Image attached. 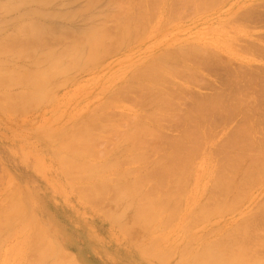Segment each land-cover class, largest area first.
Returning a JSON list of instances; mask_svg holds the SVG:
<instances>
[{"label":"rangeland","instance_id":"374dc122","mask_svg":"<svg viewBox=\"0 0 264 264\" xmlns=\"http://www.w3.org/2000/svg\"><path fill=\"white\" fill-rule=\"evenodd\" d=\"M125 1V2H124ZM136 1H137V3H138V1H139V3H138V7L140 6H146L145 8H143V10H146L145 12H146V15H147V12L150 14V16H152V17H150L149 16V14H148V16L149 17H147L148 19L145 21V23L142 21L143 19H144V17H145V14H142V13H144L143 11H142V7H141V11H140V7L139 8H135V7H133L135 4H136V6H137V3H136ZM140 1H142V2H140ZM152 0H0V52L2 53V54H0V55H4V56H0V58L1 59H7V57H8V63H10L9 61H11V63H12V66H14L13 64H15V66L17 67H12L11 65H10V67H9V65H8V67L7 68H11V69H18V68H22L23 66H24V63H26V64H28V63H30L31 61L33 62V60H34V62H38L37 60L35 61V59L38 57V59H39V61L41 60V58L43 59V58H45L46 56H47V54H55V51H58L55 55H57V54H60V55H63V59L65 60V62H67V64H69V65H67V67L65 68H63V69H57L58 71H59V73L60 74H64L65 72V74L64 75H60L59 73H57V74H59L58 75V77L60 76L61 77V79H63V80H60V77L59 78H57V74L54 76L55 78H56V83L54 84L53 82H55V80H53V82H52V80L50 81V82H52V84L53 85H51V86H49V84H51V83H49L48 84V91H49V94H50V89H51V91L54 89V91H52L51 92V94H50V97L53 99V98H55V97H61V98H55V99H53L51 102H53V104L55 105L56 104V102H57V104H56V106L59 104L60 105V107H58V108H56L55 109V107L53 106V104L51 105V108L53 107L54 108V111H51V110H49L50 112H45V109H49V107L48 106H46V107H42V109H44V114H41L42 113V111H41V107H40V109L38 108V109H32V111L31 112H29L28 111V109L24 112V118L21 116V115H19L18 117H17V115H15L14 113H12V112H10V111H6L5 113V115H3L4 114V110H2V111H0L1 113H0V201H2V203L0 204V209H2L3 211L5 210V208H3V207H7V203H8V201H5L6 199H5V197H6V195H9V192L10 191H12V189H17L18 187H20L19 189H18V191L21 193V190H22V194L25 196L24 197V199H25V204L28 206H31L32 208H33V210H34V213H35V219H37V222L39 223V225L40 226H42L41 224H43V226H44V228L43 229H45V230H47L50 234H48V236H51V238H54L55 240H56V243L57 244H61V249H62V251H64V252H67L66 254L68 255V256H72L76 261H78V263L79 264H149V263H155V264H174V260H175V264H179L181 261H182V257L181 256H183V255H185L184 254V251L186 250L187 251V249H188V247H185L186 246V243L187 242H189L188 240H189V238L193 235L192 233H191V236L189 235L188 236V239H187V236L185 237V235H188V233H189V231L192 229L193 231L192 232H194V235L192 236L193 237V239H195V237H199L200 239L203 237L202 235H201V233L203 234H205V236L207 235V232H208V229L211 231V233H210V231H209V235H211V236H209V235H207L206 237H204V239L206 238V240H207V238H209L208 240H210L212 237H214V238H220V237H222V235H224L225 233H228V229H230L229 231H231V229L234 227V226H236V227H234L235 229H237L236 231H235V229L233 228V233L232 232H230V233H228V235L227 236H223V238H225V242H222L223 240H221V238H220V241H221V243H222V245L224 244V243H226L227 241H228V237H231V236H229V234H233L234 235V237L233 238H230L231 239V241L230 242H234V239L236 240V238H239V239H241V240H243V243H241V240H240V242H239V244L238 245H240V243H241V246H242V244H246V245H244V246H247V245H249V243H251L253 240V243L254 242H256L257 241V238H255V239H253V240H251V242H247V239H248V241L251 239V238H253V236L252 237H250V239H249V236H247L248 238H246L245 236L246 235H252V231H250V229L249 230H245V228H244V230H242L243 229V227H241V224L239 223L238 224V222H240V221H242V220H245V223H246V219H244V216L247 214L248 216H247V218H249V216H250V218L252 217V216H254L255 218H256V215H259L260 214V216H259V219H260V217L261 218H263L262 217V213H264V208L262 209V207H264V204H263V202L261 201V200H263L262 198H264V185H261V184H263L264 183V181H261V180H264L263 178H264V165H263V167H260V168H262L263 170V172L260 170V169H258V172H259V170H260V172H259V178L257 177V182H259L260 184H258L257 182H256V180H254L253 178H251L253 175H254V172H255V170H254V172H252V174L250 173V168H252L254 165L253 164H255L254 162L256 161V159H257V161L259 160V158H260V160H262V162H264L263 161V159H264V146H263V144H264V115H263V108H261V109H257V110H254V115L253 114H249V116H251L250 118H252V119H254V123L253 124H255L256 123V125L254 126L255 128L253 129V130H255V131H253V133L252 132H250V133H248L249 131H247V128L249 129V127H247L248 125H246V124H244L243 122H244V118H245V116L248 114L247 113V111H248V109L250 110V107L251 106H253L254 105V99H253V96H254V98H255V100H256V98L258 99V100H260V101H258V100H256V102L255 103H259V102H262L261 104L262 105H264V101L263 100H261V99H264V86H263V84H264V56H262V55H260L258 52H256V51H252L251 49H249L250 48V45H248V43H246V41L248 40L249 41V37L251 36V39L250 40H252L253 39V41H260V42H262V43H264V16H262V18H256V19H253V17H254V15L256 16V15H261V13L262 12H264V0H203L202 2L200 1V0H185L184 1V3H182L183 2V0H182V2H176V3H178V6H177V4L175 3V5H173L174 4V2H173V0L171 1V5L169 6V4L167 3V2H169L170 0H166V2H165V0H163V2H162V0H157L158 2H156L155 0H153V2H151ZM154 1H155V4H154ZM161 3H160V2ZM178 1H181V0H178ZM191 1H193V2H191ZM226 1V2H225ZM99 2V3H98ZM135 3V4H131V6H130V3ZM165 2V3H164ZM196 4H195V3ZM204 2H207V3H204ZM122 3L124 4H128L127 6L126 5H122ZM157 3H158V6L157 7H155L156 8V10H153L154 9V6L155 5H157ZM160 3V4H159ZM162 3H164V5L162 4ZM191 3H194L197 7V10H196V8H195V6L193 5V6H191ZM256 3V4H255ZM259 3H261V4H259ZM263 3V4H262ZM120 4L122 5V6H120ZM146 4V5H145ZM154 4V5H153ZM162 4V5H161ZM182 4H183V6H184V8H183V6H182ZM202 4V5H201ZM205 4H208V5H205ZM223 6H222V5ZM153 5V6H152ZM120 6V7H123V9H122V12H121V8L118 7ZM149 6H151V8H153V9H151V8H147V7H149ZM159 6H163L162 8V12H164V14L161 12V7H159ZM165 6H167L166 7V9H165ZM171 6H173V7H171ZM203 6H206L205 8L203 7ZM210 6H212V7H210ZM217 6H218V8H219V10H218V8H217ZM124 7H126V11L128 10V14H126L127 16H125V14H124V12H123V10L125 9ZM129 7V8H128ZM131 7V8H130ZM133 7V8H132ZM181 7V8H180ZM186 7V8H185ZM191 7V8H190ZM193 7V8H192ZM201 7H203V8H201ZM209 7V8H208ZM256 7V8H255ZM118 8V9H117ZM147 8V9H146ZM158 8V9H157ZM187 8H190V9H187ZM201 8V9H200ZM206 8H207V10H206ZM246 8V9H245ZM255 8V9H254ZM3 9H5V10H3ZM115 9V10H114ZM120 9V10H119ZM131 9V10H130ZM134 9L135 10H137V12L138 11H140L139 12V14L140 15H144V17L142 18V20H140L141 18H140V15L138 14L137 15V12H135L134 11ZM179 9H182V12L183 13H186V15L187 16H185V15H183V16H185L182 20L180 19V17L182 16L181 14H183L182 12H177ZM185 9V10H184ZM193 9H195V10H193ZM216 9V10H215ZM257 9H259V11H256ZM119 10L120 11V13H119V11H118V14H117V11ZM133 10V11H132ZM160 10V11H159ZM163 10H167V13H166V11H163ZM188 10V11H187ZM215 12H214V11ZM158 11V12H157ZM168 11H170V12H168ZM173 11V12H172ZM199 13H198V12ZM206 11V12H205ZM211 11V12H210ZM232 11V12H231ZM242 11H244V12H246L247 11V13H244L243 12V15H242ZM257 12V14H256V12ZM260 11H261V13H260ZM115 12H116V15H115ZM133 12H135V13H133ZM159 12H160V15H156L157 13L159 14ZM176 12H177V15H175L176 14ZM196 12V13H195ZM234 12V13H233ZM251 12H254V15L252 14V16L253 17H250V19H251V21L250 20H245V18L247 17V15H249ZM101 13V14H100ZM121 13H123L124 14V16H122V17H124L123 19H124V21H123V19H121L120 17H121V15H123V14H121ZM130 13V14H129ZM174 14V16H172L171 14ZM180 13V14H179ZM202 13V14H201ZM204 13H205V15H204ZM239 13V15H242V16H238L237 14ZM249 13V14H248ZM97 14H100L101 15V17H98V15ZM102 14H104V16L106 17H103L104 19H103V22L101 21L102 20ZM106 14V15H105ZM110 14V15H109ZM115 16V17H113V15ZM134 14V15H133ZM165 15V16H163V15ZM179 14V15H178ZM188 14H191V15H189L188 16ZM229 14V15H228ZM231 14V15H230ZM262 14H264V13H262ZM99 15V16H100ZM155 15V16H154ZM167 15H168V17H170V19L169 18H167ZM198 15H201V17L200 16H198ZM109 16V17H108ZM111 16V17H110ZM157 16V18H154V17H156ZM162 16H163V18L165 19V22H167V20H168V22L166 23L167 24V26L166 25H163V24H161V23H165L164 22V19L162 18ZM175 16H178V18H176ZM180 16V17H179ZM182 16V17H183ZM231 16H233V17H231ZM238 16V18H236ZM246 16V17H245ZM97 17V18H96ZM118 17V18H117ZM129 17V18H128ZM134 17L138 20H136V19H134ZM140 19H139V18ZM236 19H235V18ZM241 17V18H240ZM120 18V19H119ZM161 18H162V20H161ZM187 18V19H186ZM232 18V19H231ZM233 18L235 19V21L233 20ZM240 18V19H239ZM247 18H249V17H247ZM246 18V19H247ZM100 19V20H99ZM106 19V20H105ZM109 19H110V21H109ZM112 19V20H111ZM121 20L122 22H120L119 20ZM129 19V20H128ZM136 21H134V20ZM146 19V18H145ZM153 19H154V21H153ZM253 19V20H252ZM261 19V20H260ZM114 20H117V21H114ZM132 21V24H133V26L131 27L130 26V23H131V21ZM174 20H175V22H174ZM181 20V21H180ZM239 20L242 22H239ZM133 21H134V23H133ZM230 22V23H228V22ZM99 22H102L101 24L99 23ZM104 22H106V24L104 23ZM112 22V23H111ZM118 22H120L119 24H118ZM124 22H125V25H124ZM128 22H130V23H128ZM141 25V27H140V25H138V23ZM141 22L143 23V24H141ZM147 22V23H146ZM159 22H160V24H159ZM235 22H237L236 23V25H237V28L239 27V28H241V31H242V29L244 30L245 28L247 29H245V31L246 32H248L247 34L249 35V37H248V35H245L246 34V32L245 31H243V33L240 31L239 32V30L240 29H236V31H235V28H236V26L234 25V23ZM252 22H254V23H251ZM126 23H127V25H126ZM137 23V24H136ZM246 23V27H242V26H244V24ZM250 23V24H249ZM257 23V24H256ZM262 23V24H261ZM95 25V28H94V26L92 27V25ZM97 24L99 25L98 26V28L96 27L97 26ZM102 24H104V26H102ZM115 24H116V26H115ZM131 24V25H132ZM134 24H136V26L134 25ZM144 24H147V26L146 25H144ZM148 24H149V26H148ZM242 25L241 27L240 26H238V25ZM254 24V26L255 27H253L252 25ZM107 25V26H106ZM138 25V26H137ZM160 25H163V27L161 28V26ZM226 25V26H225ZM232 25V27L230 28V26ZM257 25V26H256ZM102 26V27H101ZM121 26V27H120ZM127 26V30L124 28V27H126ZM128 26H129V28L131 29H129L128 28ZM135 26V27H134ZM145 26V27H144ZM151 26H152V28H151ZM160 26V27H159ZM164 26H166V27H168L167 29H164L165 27ZM250 26V27H249ZM251 26L253 27V28H251ZM20 27H22L21 28V30H20ZM89 27H92L91 29H89ZM99 27H101V28H99ZM103 27H106V28H103ZM109 27V28H108ZM117 27V28H116ZM137 27V28H136ZM149 27V28H148ZM233 27H235V28H233ZM259 27H260V29H259ZM25 28V29H24ZM28 28V29H27ZM33 28V29H32ZM116 28V29H115ZM122 28H124V29H122ZM138 28L140 29L139 31H141L139 34H138ZM142 28H147L146 30L145 29H142ZM18 29V30H17ZM32 29V31H33V33H32V31H30ZM93 29V30H92ZM99 29H101V30H99ZM103 29V30H102ZM111 29L113 30V29H115V30H113V31H111ZM117 29H121L120 31L119 30H117ZM134 29V30H133ZM137 29V30H136ZM150 29V30H149ZM234 29V30H233ZM22 30H27V32H25V31H22ZM39 31V33L37 32V31ZM86 30H88V31H86ZM108 30H109V32H108ZM124 30H126L125 32H127V33H123V31ZM144 30V31H143ZM147 30H149V31H147ZM231 30V31H230ZM253 30H254V32H253ZM37 32V34L39 35V36H35L36 35V32ZM86 31V32H85ZM90 31H91V33L93 34V33H95V32H99L100 33V36H102V38H100V42H99V45L100 46H98L96 49H93V50H91L92 48H93V46H91V44L90 43H88L89 42V39L88 38H90V36L92 35L91 33H90ZM122 31V32H121ZM129 31H131V33L129 32ZM133 31V32H132ZM28 32L29 33H32L31 35H34V37L32 38V36L30 37V34H28ZM35 32V33H34ZM112 32V33H111ZM114 32V33H113ZM134 32H136V33H134ZM144 32V33H143ZM236 32H238V33H236ZM251 32V33H250ZM18 33V34H17ZM20 33H22L21 35H20ZM107 33L109 34V35H107ZM128 33H130V34H128ZM146 33H147V35H146ZM245 33V34H244ZM16 34V38L14 37V35ZM28 34V35H27ZM88 34V35H87ZM124 34V35H123ZM125 34H127L126 36H125ZM250 34H253V35H250ZM263 34V35H262ZM23 35H26L27 37L26 38H24L23 37ZM40 35H41V37H40ZM77 35V36H76ZM117 35H118V38H116L117 37ZM121 35H123V36H120ZM130 35V36H129ZM133 35H134V38H131V41H130V37L132 36L133 37ZM136 35V36H135ZM141 35V36H140ZM144 35H146V36H144ZM85 36V37H84ZM112 36V37H111ZM125 36V37H124ZM142 37V38H140V37ZM247 36V39L245 38ZM12 37H14V38H12ZM28 37H30V38H28ZM38 37V39H36V41H33L35 38H37ZM75 37V38H74ZM77 37V38H76ZM113 37H115L116 38V40H117V42L115 41V38H113ZM119 37H120V39H119ZM125 39H124V38ZM129 37V38H128ZM140 38L139 40L137 39V41H136V38ZM145 37V38H144ZM255 37H257V38H254ZM71 38V39H70ZM107 38V39H106ZM121 38H123V39H121ZM127 38V39H126ZM15 39H17V40H19V41H17V40H15ZM28 39H29V41H28ZM68 39V40H67ZM74 41H73V40ZM77 39V40H76ZM78 39H81V40H79L78 41ZM84 39V40H83ZM114 39V40H113ZM118 39H119V41H118ZM260 39V40H259ZM39 40V41H38ZM104 40V41H103ZM111 40V41H110ZM123 40H125V41H123ZM126 40H127V42H126ZM136 42H135V41ZM141 40V41H140ZM246 40V41H245ZM2 41H3V43H5V44H2ZM28 41V42H27ZM31 41H32V43H31ZM69 43H68V42ZM81 41V42H80ZM88 41V42H87ZM106 41H108L109 43H106ZM114 41H115V43H114ZM122 41V42H121ZM128 41H130L129 42V44H128ZM138 41H139V43H138ZM153 41H154V43H153ZM247 41V42H248ZM253 41H251L249 44H251ZM25 42V44H23V43ZM30 42V43H29ZM70 42H74V43H76V44H79V42H80V44L78 45V46H76L74 43H72V46H71V44H70ZM83 42V43H82ZM124 42H126L125 44H123ZM132 42V43H131ZM152 42V43H151ZM8 43V44H7ZM33 43H34V45H33ZM67 43V44H66ZM117 43H120V44H117ZM136 43V44H135ZM152 45V47H150V46H147L146 44H148V45H150V44ZM155 43H156V46L154 47L153 45H155ZM203 43V44H202ZM246 43V44H245ZM10 44V45H9ZM13 46H12V45ZM27 44H29V45H27ZM33 46H32V45ZM66 44V47L64 46ZM73 44H74V46L75 47H73ZM107 44V45H106ZM117 45L118 47H116L115 48V45ZM130 44H133V46H131V47H127V46H130ZM187 44H191L192 45V47H191V45L189 46V45H187ZM193 44H194V46H193ZM200 44H201V48L199 49V48H197V47H195L196 45H199L200 46ZM24 45V46H23ZM25 45H26V47H25ZM109 45H111V46H109ZM122 45V46H121ZM138 45V46H137ZM146 45V46H145ZM187 45V46H186ZM207 45V46H206ZM246 45H248L249 47H248V49H247V46ZM8 46V47H7ZM12 48H14V49H12ZM23 46V47H22ZM31 46V47H30ZM48 46V47H47ZM60 46H64L63 48L64 49H68V51H70V52H68V51H66V52H68V53H70V54H66L65 52L63 53V51L62 50H64L63 48H62V50H60ZM86 48H84V47ZM89 46H91V48L89 47ZM114 46V47H113ZM120 46V47H119ZM188 46H189V48L191 47L192 49H189V50H185L184 49V47L187 49L188 48ZM203 46V47H202ZM206 46V47H205ZM243 46H245L246 48H244ZM2 47V48H1ZM28 47V48H27ZM45 48V51L47 50V49H49V48H51V51H43V49ZM46 47H47V49H46ZM72 47V48H71ZM78 47H80V48H78ZM81 47L83 48V49H85L84 51H83V49H81ZM121 47H123V48H121ZM149 47V48H148ZM154 47V48H153ZM204 47H205V52L207 53V56L208 57H210L211 58V62H213V60H217V61H220L221 59H223V60H221V61H223L224 63V65L223 66H220V68H211L212 69V71H211V69L210 68H208L207 70H206V68H202L200 71H204L203 72V74L204 75H206V74H208V75H206V76H208L209 77V79H210V77L211 78H214V77H219L220 75H221V77H219L220 79H222V76H223V79H222V82L220 81V79L219 78H217L216 77V79L214 78L213 80L212 79H210L211 81H215L216 82V85H210V84H208V83H205V82H207V79L205 80V81H200V82H196V81H193L192 82V80L190 81V79L189 78H183L185 81H183V83L180 81V80H183V79H180L179 77H174V79H173V81H174V85H177V86H179V85H183V88L184 89H187V87L188 86H190V87H188V89L190 90L191 89V91H189V90H183V89H181V91H180V89H178V90H176V87L173 85V81H170V79L168 80V81H166V79L165 78H167L168 77V75L167 74H165L166 72H169V70H171V66L172 65H174L175 63L174 62H179V58L175 55V54H179V52H181V50L185 53V54H188L189 55V57H187V59L185 58V57H183L184 59L181 61L180 60V62H184V64H185V61H186V64L185 65H183V63H182V65L183 66H185V67H183L182 65H181V69H188V68H190L191 67V69L192 68H196L197 66L196 65H198V63H196L195 61H197V58L198 57H196V56H201V54L203 55L204 53H201L203 50H204ZM243 47V48H242ZM10 48V49H9ZM22 50H21V49ZM34 48V49H33ZM40 48V49H39ZM52 48H54L53 49V52H52ZM90 50H89V49ZM127 50H126V49ZM180 48V49H179ZM206 48L208 49V50H206ZM28 49H29V51H28ZM36 49V50H35ZM37 49H39V50H37ZM70 49V50H69ZM80 49H81V51H80ZM99 49V50H98ZM112 49V50H111ZM121 49V50H120ZM125 49V50H124ZM195 49V50H194ZM196 49H197V51H196ZM199 49V50H198ZM246 49V50H245ZM16 50V51H15ZM24 50H26V51H24ZM32 50H34V52H36V53H38L39 52V54H41L40 55V57L37 55L36 56V53L34 54V56H33V51ZM50 50V49H49ZM55 50V51H54ZM73 50V51H72ZM97 52H96V51ZM101 50V51H100ZM180 50V51H179ZM242 52V50H243V52L241 53L240 51ZM249 50H251V51H249ZM5 51V54L3 53ZM17 51H18V53H19V51H20V53H23L22 51H24V55L25 56H28V54L30 53V51L32 52V54H30L28 57H26L25 58V56L24 55H22V56H18L17 54ZM65 51V50H64ZM77 51H80V52H78L77 53ZM87 51V52H86ZM90 51H92V52H90ZM98 51H99V53L100 54H98ZM129 51V52H128ZM166 51V52H165ZM174 51H175V53H174ZM178 53H177V52ZM186 51H187V53H186ZM189 51V52H188ZM191 51V52H190ZM210 51V53H211V55L212 56H215V58L214 57H212L211 55L209 56V54L210 53H208ZM246 51H248V52H250L251 53V55H250V53L248 54V52H246ZM15 52H16V54H15ZM28 52V53H27ZM40 52H42L43 54L45 53V56L42 54V53H40ZM62 52V53H61ZM72 52L74 53V55L72 54ZM89 52H90V54H89ZM96 52V56H94V55H92V54H94ZM103 52H105L106 53V55H105V53H103ZM164 52V53H163ZM169 52V53H168ZM194 52V53H193ZM7 53H9V54H7ZM11 53H13L12 55H10ZM47 53V54H46ZM77 53V54H76ZM81 53V54H80ZM87 53V54H86ZM113 53V54H112ZM115 53V54H114ZM123 53H126V56H124L125 54H123ZM130 53V56L128 55V54ZM191 53H193V55L195 54V56H193ZM213 53V54H212ZM241 55H240V54ZM254 53H256V54H254ZM72 54V55H71ZM77 56H76V55ZM83 54H85L86 56H87V58L89 59V61L86 59V57L84 58V56L85 55H83ZM98 54V55H97ZM112 54V55H111ZM158 56V57H155L156 55ZM171 54H173V55H171ZM198 54V55H197ZM218 54H220L219 56H218ZM255 56H254V55ZM12 57H10V56ZM14 55H17L18 56V58L20 57V60L19 59H16L17 58V56H14ZM104 55V57H102ZM120 55V56H119ZM131 55H132V57H131ZM153 55V56H152ZM155 55V56H154ZM160 55V56H159ZM165 55H169V56H165ZM174 55H175V57H174ZM192 55V56H191ZM235 55V56H234ZM6 56V57H5ZM30 56H32V57H30ZM35 56H36V58H35ZM44 56V57H43ZM79 56V57H78ZM83 58H82V57ZM92 56V58H90ZM99 56V57H98ZM118 56V57H117ZM127 56H129V57H131V59L129 58H127ZM220 56H222V58L220 57ZM236 56H237V58H236ZM257 56V57H256ZM15 57V58H14ZM24 57V58H23ZM76 57V58H75ZM100 57H101V59H100ZM119 57H120V59H119ZM125 57H126V60H125ZM136 57V58H135ZM149 57V58H148ZM155 58V59H153L152 60V58ZM162 57H164V58H166V60H163V59H161ZM176 59H174V58ZM201 57H203V56H201ZM241 57V58H240ZM11 58V59H10ZM16 60H14V59ZM22 58V59H21ZM29 58H31V60L28 59ZM104 58V59H103ZM170 58V59H169ZM182 58V57H181ZM180 58V59H181ZM193 59V58H195V59H193L194 61H193V63L194 64H196V65H194L193 63H192V60L191 61H189L188 59ZM216 58H220V60L219 59H216ZM259 58H261V59H259ZM23 59L25 60V61H23ZM66 59H68V61L66 60ZM86 59V60H85ZM93 59V60H92ZM111 59V60H110ZM121 59H124L122 62H120V60ZM133 59H135L134 61H136V60H140V62H136V63H134V61H132V62H130L129 60H133ZM151 59V60H150ZM173 59V60H172ZM14 60V61H13ZM20 61V64H21V61L23 62L20 66H17L16 65V63H18L19 64V61ZM28 60V61H27ZM95 60V61H94ZM100 60V63H98V61ZM102 60V61H101ZM105 60V61H104ZM112 62V63H110V61ZM115 60H117V61H115ZM168 60V61H167ZM172 60V61H171ZM175 60V61H174ZM185 60V61H184ZM18 61V62H17ZM27 61V62H26ZM30 61V62H29ZM74 62L73 64L76 66V68H74L75 66H71V64H72V62ZM85 62V63H83V62ZM94 61V62H93ZM97 61V62H96ZM124 61H126V62H128V64L130 65V63H134V65L137 67V68H139L138 70H137V73H136V71H135V69H136V67L134 66H132L133 64H131L130 66H132L133 68H134V70H133V68L131 67V69L133 70L132 72H131V69L130 68H128V69H130V72H131V74L133 75V77H134V74H136L135 76H136V80L132 77V75L128 72L129 70L127 69V67L126 66H128V65H125V64H127V63H125ZM154 61V62H153ZM160 61H162L161 63H162V65H161V63H160ZM165 61H167V62H165ZM170 61V62H169ZM174 61V62H173ZM233 61H235V62H233ZM41 62V61H40ZM68 62H70V63H68ZM90 62H92V64L90 63ZM101 62H102V64H103V66H102V68L100 67L102 64H101ZM104 62H108V63H106V65L104 64ZM116 62V63H115ZM118 62H120V63H118ZM130 62V63H129ZM142 62V63H141ZM148 62H151V63H156L155 65L158 67L157 69H155V65L153 64H151V63H148ZM163 62H165V63H163ZM197 62H199V60L197 61ZM80 63V64H79ZM82 63V64H81ZM94 63V64H93ZM114 63V64H113ZM125 63V64H124ZM157 63H159V64H157ZM169 63V64H168ZM190 63H192V64H190ZM222 63V62H221ZM229 63H230V65H229ZM25 64V65H26ZM72 64V65H73ZM77 64V65H76ZM88 64H91L90 66H91V68L88 66ZM96 64H97V66L100 64V66L97 68V66H96ZM138 64H141V66L140 67H143L142 69L143 70H145L146 68L144 67V65L146 66V64H147V66H149L150 68H148L147 66V69L149 70V72H148V70H145L146 71V73L144 74V72L145 71H143L142 73V75H141V79H142V81L143 82H145L146 80V84H148V82H149V80H150V83L151 84H153V85H155V86H157L158 88H161L162 86L161 85H163L164 86V84H165V86H167V87H169V88H164V87H162V89H163V93L162 92H159V94L161 95H164V96H160L161 97V99H162V97H163V99L167 102H164L163 100H161L160 98H159V95H158V91H159V89L157 88V87H155V88H157V90H155L154 88H153V86L150 84V85H148V86H151V88H152V90H150L151 88H149V87H146L147 85L145 84L144 85V83L141 81V79L139 78V76L140 75H138V73H139V70H140V67H138ZM149 64V65H148ZM165 64V65H164ZM188 64H190V65H188ZM234 66H233V65ZM236 64V65H235ZM240 64V65H239ZM30 64H28V67H31V66H29ZM46 64H42V66H45ZM80 65V66H79ZM110 65V66H109ZM113 65V66H112ZM153 67H152V66ZM167 65H170V66H167ZM245 65V66H244ZM27 66V65H26ZM69 66H71V68H73L74 69V72H73V69H71V70H69L70 69V67ZM78 66L79 67H81V68H84V69H81L82 71L80 72V68L78 69ZM84 66V67H83ZM85 66H86V68H85ZM106 66V67H105ZM107 66H108V68H107ZM130 66H128V67H130ZM166 67V69H165V67ZM188 66H190V67H188ZM227 66H229L228 67V69H225V70H223L224 68H226ZM232 66V67H231ZM88 67V68H87ZM111 67V68H110ZM117 67V68H116ZM125 67V68H124ZM162 67V68H161ZM164 67V68H163ZM170 67V68H169ZM187 67V68H186ZM221 67L223 68V69H221ZM243 67V68H242ZM69 68V69H68ZM107 68V69H106ZM110 68V69H109ZM161 68V69H160ZM173 68V67H172ZM231 68H232V70H234L235 72H241V71H244V69H245V72L247 73V75H246V78L247 79H250V81H252L251 82V84L253 83V85H251V89H252V91H253V93H252V91H251V89L247 92V93H249L247 96L248 97H250L251 96V98L250 99H252V100H250V103L247 105L248 107H246V106H244L242 109H244V110H242L241 109V112H243L242 114H241V112L239 111H237L235 114H234V116H231V117H234V118H229L228 117V114L227 113H223L222 114V112H217V113H212V114H210V116L209 115H206V116H204L203 114H201V113H198L199 111L194 107L197 103H199L200 101H201V99L203 98L204 99V96L207 98V97H209V96H213L214 94H212L214 91H217V90H219L221 87H222V84H224V82H225V79H227L228 78V75H226V73L227 74H229V73H232L233 71L231 70ZM243 70H242V69ZM66 69V70H65ZM69 70V73H68V70ZM76 69H77V71H76ZM87 69H88V71H87ZM91 71H90V70ZM92 69H96V70H94V71H92ZM98 69H100L99 71H98ZM105 69H106V71H105ZM113 70V72H112V70ZM118 71H117V70ZM126 69V70H125ZM162 69H164L165 71H163ZM169 69V70H168ZM200 69V68H199ZM205 69V70H204ZM223 72H221L220 70ZM246 69H248V70H246ZM57 70H56V72H57ZM83 70H84V72H83ZM86 70V71H85ZM110 70H111V72H110ZM155 72H154V71ZM168 70V71H167ZM216 70V71H215ZM229 70V73L227 72ZM71 71V72H70ZM77 73H76V72ZM105 71V72H104ZM110 73H109V72ZM115 71H117V72H115ZM122 71V73L120 74V72ZM142 70H140V72H141ZM151 71V72H150ZM157 71H158V74H157ZM209 73H208V72ZM219 71V76L218 75H216V73ZM225 71V72H224ZM231 71V72H230ZM255 71V72H254ZM257 71V72H256ZM101 72H103V73H101ZM118 72H119V74H118ZM135 72V73H134ZM147 72H148V75H147ZM165 72V73H164ZM205 72H206V74H205ZM216 72V73H215ZM250 72V73H249ZM68 73V74H67ZM72 73H74V74H71ZM97 73V74H96ZM106 73V74H105ZM109 73V74H108ZM113 74V75H111L110 76V74ZM151 74V76H150V74ZM163 74V76H161V74ZM212 73V74H211ZM257 73H258V75H257ZM260 73H262V74H260ZM70 74V75H69ZM95 74V75H94ZM108 74V75H107ZM114 74L116 75V78H114L113 76H114ZM139 74H141V73H139ZM153 74V75H152ZM154 74H156L157 76L158 75H160V78H159V76L157 77V76H154ZM212 75V76H210V75ZM222 74H224V75H222ZM65 75H67L68 76V78H69V76H73L72 77V79L70 78V79H68L67 78V80L64 82V80H65V78L67 77V76H65ZM97 75H99L98 76V78H96L97 77ZM107 75V76H106ZM129 75L131 76V77H129ZM165 75V76H164ZM167 75V76H166ZM214 75V76H213ZM216 75V76H215ZM263 77H262V76ZM65 76V78H63ZM101 76V77H100ZM126 76H128V77H126ZM142 76H144V77H142ZM145 76H147V78L149 79H147ZM170 76V75H169ZM225 76H226V78H225ZM260 76L262 77V78H260ZM106 77V78H105ZM107 77H108V79H107ZM110 77L112 78H114V80L113 79H110ZM125 77V78H124ZM152 79H154L152 82H151V78ZM161 77H164V80H161L160 81V79H163V78H161ZM105 78V82H103L102 80ZM128 78H130L129 80L130 81H128L127 79ZM159 78V79H158ZM132 79H134V80H132ZM144 79V80H143ZM168 79V78H167ZM171 79V80H172ZM176 79H179V82L181 83H179V82H177L178 80H176ZM219 79V80H218ZM262 79V80H261ZM107 80V81H106ZM115 80H116V82H115ZM156 80V81H155ZM188 80V81H187ZM204 80V79H203ZM218 80V81H217ZM101 81H102V86H100V84H101ZM110 81V82H109ZM111 81L113 82V84H112V87L110 86H108L109 87V89H112L113 87V89L112 90H110L109 91V89H108V87H106L107 85H110L111 84ZM122 81V82H121ZM123 81H125V82H123ZM134 81V82H133ZM155 81V82H154ZM68 82V83H67ZM69 82H71V83H69ZM115 82V83H114ZM128 82H132L131 84H133L134 83V85H130V83H128ZM138 82L140 83V85L138 86ZM159 82V86H158V84H155V83H158ZM163 82H165V83H163ZM167 82H169V85L172 83V85H170V86H173V87H170L169 85H168V83ZM175 82H177V83H179V84H176ZM188 82H189V84L190 85H188L187 86V84H188ZM192 82V83H191ZM219 82H221V83H219ZM255 82H257L256 84H255ZM107 83V85L104 87L103 85H105ZM109 83V84H108ZM120 83V84H119ZM125 84V86L123 87V89H122V86ZM137 83V84H136ZM163 83V84H162ZM167 83V84H166ZM186 83V84H185ZM199 83V84H198ZM218 83V84H217ZM115 84V85H114ZM118 84V85H117ZM135 84H136V86H135ZM191 84H193V85H191ZM195 84V85H194ZM206 84V85H205ZM258 84H260V86L258 85ZM98 85V86H97ZM117 85V86H116ZM121 85V86H120ZM142 85H143V87L145 86V88H147L148 90H150V92L152 93H150V95L148 96V92H146L145 93V91L147 90V89H143L144 90V93L145 94H143V92H141L142 91ZM186 85V86H185ZM256 85V86H255ZM262 85V86H261ZM134 86V88L136 87H138L137 88V92L139 91L140 93V97L137 95V93H136V88L134 89L133 88V90H132V87ZM140 86H141V88H140ZM193 86V88L194 89H192L191 87ZM196 88H195V87ZM200 86V87H199ZM205 86V87H204ZM206 86H209V88L208 87H206ZM215 86V87H214ZM49 87H51V88H49ZM89 89H88V88ZM120 87V89H122V90H120L121 92H117L116 90H118L117 88H119ZM180 87V86H179ZM210 87H212V88H210ZM253 87L255 88V90L253 89ZM88 90H91V91H88ZM91 88H93V89H91ZM97 88H99V89H97ZM171 88V89H170ZM174 90H173V89ZM197 88H198V90H197ZM200 88V89H199ZM14 89V92H12V90ZM18 90V92H19V89L18 88H16V87H12V89H8V91H9V93H11V94H16V92H17V90ZM81 89L83 90V89H86L87 91H82L83 93H84V95L82 96V92L80 93V91H81ZM97 89V90H96ZM106 89V90H105ZM128 89V90H127ZM165 89V90H164ZM167 89H169L170 91H167ZM215 89H217V90H215ZM16 90V91H15ZM94 90H96L95 91V93H97V95L93 92ZM99 90H101L100 92H98ZM113 90L114 91H116L115 93L113 92ZM171 90H172V92H171ZM0 91H2V89H0ZM103 91H104V93H103ZM107 91H108V93H107ZM153 91H155L154 92V94H153ZM160 91H162L161 89H160ZM164 91H166L167 93H169V94H172V97L173 98H178L177 99V101H176V99H173L172 97L170 98L171 100H175V103H173V101H171V103L172 104H168V98L169 97H165V95H167ZM173 91H175V92H173ZM176 91H177V93H176ZM182 91H186L185 93H186V95H185V93L184 92H182ZM85 92H88L90 95H91V97H90V95L88 96V93H86L87 94V96H86V94H85ZM127 92V93H126ZM251 92V93H250ZM78 93H80L81 95H79ZM94 93V94H93ZM99 93L101 94V96L99 95ZM142 93V94H141ZM156 93H157V95H156ZM165 93V94H164ZM181 93H183V96H182V94ZM55 94V95H54ZM72 94L76 97V101L78 102H73L72 103V101L74 100L75 101V97L74 96H72ZM109 94V95H108ZM113 94H115V95H113ZM127 94V95H126ZM191 94V95H190ZM194 96H193V95ZM58 95V96H57ZM78 95H79V97H78ZM96 95V96H95ZM99 95V96H98ZM106 95H108L107 96V99H104L105 97H106ZM125 95V96H124ZM146 95V96H145ZM180 95V96H179ZM188 95V96H187ZM195 95H196V97H199V98H196L195 97ZM262 95V96H261ZM64 96V97H63ZM73 98H72V97ZM112 96V98H113V96L115 97L114 98V100L113 99H111V98H109L110 99V101H109V99H108V97H111ZM124 96V97H123ZM126 96H128L129 98L127 99V98H125ZM140 98H138V97ZM143 96H145V97H143ZM152 96V97H151ZM153 96L155 97V99H152L153 98ZM157 96V97H156ZM184 98V96L186 97L185 98V101H187V102H182V104H184V106H182V104L180 103L181 101H183V98ZM191 97V100H192V98H194L192 101H191V104L193 105V106H191L190 105V101L188 100V99H190V97ZM193 96V97H192ZM256 96H258V97H256ZM86 98L85 100L83 99V98ZM101 97V98H100ZM147 97V99H148V102H147V99H145ZM150 97V98H149ZM180 97V98H179ZM200 97H201V99H200ZM0 98H2V92H1V96H0ZM64 98V99H63ZM71 100H70V99ZM77 98H78V100H77ZM80 98V99H79ZM90 98V99H89ZM117 98H120V99H117ZM139 100H138V99ZM142 98V99H141ZM167 98V99H166ZM188 98V99H187ZM259 98H261V99H259ZM67 99H68V101L69 102H67V103H69L68 104V106H66L65 104H64V102L65 101H67ZM82 99V101H80ZM115 99H117L116 100V102H115ZM157 99V100H156ZM195 99H198L197 101H199V102H197ZM200 99V100H199ZM202 99V100H203ZM1 100V99H0ZM65 100V101H64ZM88 100V101H87ZM102 100H104L105 102H103ZM112 100H113V103H115V105L117 104L118 105V103H119V105H121V103H120V101L121 102H123L125 105H127V106H123V104L121 105V106H119L118 108L117 107H115V105L112 103V104H110L111 102H112ZM123 100V101H122ZM125 100V101H124ZM130 100V101H129ZM139 102H138V101ZM143 100H145L144 102H143ZM152 100V101H151ZM159 100H161V103H160V101ZM178 100H179V102H178ZM60 101V102H59ZM62 101H64V102H62ZM87 101V103H85ZM99 101H101V102H99ZM119 101V102H118ZM154 101V102H153ZM1 102H2V100L0 101V106H2V104H1ZM51 102H50V104H51ZM82 102V103H81ZM102 102H103V104H102ZM153 102V103H152ZM159 102V103H158ZM177 102V103H176ZM72 103V104H71ZM83 103H85L84 105H83ZM98 103L100 104V105H102V106H104V105H106V107L104 106V108L102 107H100V105L98 106V107H96V108H98V109H96V111L94 110V106H97L98 105ZM106 103V104H105ZM109 103V104H108ZM129 103H130V105H129ZM148 103V104H147ZM149 103H152L151 104V106H150V104ZM156 103H158V104H156ZM253 103V105H251ZM50 104H49V106H50ZM65 105V110L63 109V112H61L62 111V105ZM75 106H74V105ZM97 104V105H96ZM107 104H108V106H110V108L107 106ZM145 104H147V105H145ZM161 106H160V105ZM178 104V105H177ZM260 104V103H259ZM64 105H63V108H64ZM69 105H72L73 106V108L71 109V106H69ZM80 105L83 107H80ZM111 105H113V106H111ZM145 107H144V106ZM153 105H156V109L153 107ZM181 105V106H180ZM135 106V107H134ZM146 106H150L148 109L146 108ZM162 106H164V108H162ZM167 107V109H166V107ZM169 106H170V108H169ZM194 107V110L195 111H197V112H194L193 111V109L191 108V107ZM70 109H69V108ZM74 107H77V108H79V110L76 108V114L74 115L73 113H74V111H75V109H74ZM129 107V108H128ZM144 107V108H143ZM153 107V108H152ZM174 107V108H173ZM177 107V108H176ZM179 107H180V110H179ZM190 107V108H189ZM263 107V106H262ZM52 108V109H53ZM90 108V109H89ZM91 108H93V110L91 109ZM109 108L110 110H107V109ZM113 108H115V109H113ZM146 108V109H145ZM151 108V109H150ZM182 108V109H181ZM247 108V109H246ZM252 108V107H251ZM68 109H69V111L70 112H67L68 111ZM81 109V110H80ZM105 109V112L104 113H106V114H104V113H102L101 111L102 110H104ZM112 109V110H111ZM129 109H131V110H129ZM153 109H155V111H153ZM157 109H158V111L160 112V116H159V112L157 111ZM165 109H166V111H165ZM174 109L175 110H177V113H179V114H176L175 112L176 111H174ZM189 109H191L190 111H189ZM254 109V108H253ZM46 110V111H47ZM74 110V111H73ZM88 110V111H87ZM98 110V111H97ZM106 110H107V112H106ZM145 110V111H144ZM150 111V110H152L153 111V117H151L150 115L152 114L151 112H150V114L148 115V113L146 112V111ZM185 110H187V111H185ZM36 111V112H35ZM56 111H58V112H56ZM59 111L62 113H59ZM73 111V113H71ZM140 113H139V112ZM158 113H157V112ZM178 111H180V112H178ZM182 111V112H181ZM7 112H9L8 114H7ZM54 112H56V114L57 113H59V114H55ZM96 113V116H95V113ZM99 114H98V113ZM134 112H137V113H139V115H138V119H139V121L141 122V120L142 119H145L146 121H144V123H143V120H142V123L143 124H147V122H148V125H144V127H143V124H140V123H138L139 125H136L137 123V121L136 120H138V119H136L137 118V116L136 117H134L136 114L134 113ZM155 112V113H154ZM164 114H163V113ZM175 114V115H177V117L173 114V113ZM194 112V113H193ZM245 112L247 113V114H245ZM256 112L258 113L257 115H256ZM10 113H12V114H10ZM30 113V114H29ZM37 113V114H36ZM40 114V116H38L39 114ZM48 113H50V117L51 118H53L54 120H56V121H58V118H56V117H58V116H63L64 117V119H66L67 120V118H68V121H66V120H64V122L66 121L67 122V124L72 128V125H74V130H73V128L71 129V128H68L69 126L66 124V123H62V121H63V118L61 117V118H59L60 120H59V122H53V119H52V121L51 122H53V123H51L50 122V117H48ZM51 113H53V115L51 116ZM66 113H68L67 114V116H64ZM188 113H189V115H191L192 117H190V116H188ZM197 113V114H196ZM2 114V115H1ZM27 114H29V115H27ZM69 114H71V115H73L74 117H75V120H77L78 121V118L80 117V119H83V118H85L86 116V118H88V119H85V120H89L88 122H86L84 119L82 120V122L80 123V119H79V121H78V123L75 121V123H72V122H74V118H71L72 116H70ZM90 115V116H88V115ZM134 114V115H133ZM166 114L167 115H169L170 116V118H169V116H166ZM173 114V115H172ZM184 114L185 116L183 117L182 115ZM196 116H195V115ZM201 114V115H200ZM216 114H218V115H216ZM111 115H113L114 117H112ZM122 115V116H121ZM123 115L125 116L124 118H122V121L124 122L123 124H122V126L120 127V125H119V122H121V119H120V116L121 117H123ZM156 115V116H155ZM158 115V116H157ZM181 115V116H180ZM203 115V116H202ZM213 115H215L214 117H213ZM253 115V116H252ZM16 118H14V117ZM48 117V118H46V120L47 121H49V122H47L46 120H43L44 119V117ZM69 116H70V119H69ZM109 116V117H108ZM112 118H111V117ZM131 116H133V117H131ZM141 116H143V117H141ZM166 116V117H165ZM187 116L189 117V118H187ZM198 116H200V118L198 119L197 117ZM202 116V117H201ZM219 118H218V117ZM227 116V117H226ZM258 116H260V117H258ZM22 117V118H21ZM43 117V118H42ZM91 117H92V119H91ZM95 118V121L97 122H95L96 124H98V122L100 121V122H102V121H107L105 124L103 123V125H106V126H110L111 128H110V130H109V128H105L104 129V127L105 126H100V124H102V123H100L99 124V127L100 128H102V129H98L97 128V126L95 127H93V125H92V123H94V118ZM99 117H101L100 119H98ZM105 117H107V118H105ZM116 117H118L120 120H118ZM129 119V121H130V118H132V120H134L135 121V123H134V121H130V123H128V124H126L127 123V121H128V119ZM140 117V118H139ZM159 119H158V118ZM174 117H176V118H174ZM178 117H181V118H178ZM195 117V118H194ZM206 117V118H205ZM217 119H216V118ZM254 117V118H253ZM41 118V119H40ZM56 118V119H55ZM77 118V119H76ZM116 118V119H115ZM161 118V119H160ZM169 118V119H168ZM172 118V120H170ZM202 118H204V119H202ZM226 118V119H225ZM228 118V119H227ZM256 118H258L257 120H256ZM259 118H261V119H259ZM18 119V120H17ZM97 119V120H96ZM114 119V120H113ZM162 119H163V121H162ZM176 119H179V120H176ZM181 119V120H180ZM188 119V120H187ZM191 119H194V120H191ZM212 119V120H211ZM23 120V122L24 123H21V124H23V125H21L20 124V122ZM71 120V121H70ZM73 120V121H72ZM113 121V122H111V121ZM203 120V121H202ZM17 121V122H16ZM20 121V122H19ZM84 121V122H83ZM90 121H92L91 123H90ZM111 123H110V122ZM119 121V122H118ZM128 121V122H129ZM172 121V122H171ZM205 121H207V122H205ZM251 121V122H252ZM260 121V122H259ZM69 122V123H68ZM118 124L119 126H117V125H112V123L113 124ZM126 122V123H125ZM146 122V123H145ZM180 122L182 123V125H180ZM186 122H188L189 124H187ZM201 122H204L203 124H201ZM242 122V123H241ZM48 123V124H47ZM63 125H66V126H68L67 128L69 129V131H68V134H70L71 132H72V130H73V132L74 131H77V130H79V129H81V127H82V124H83V127L84 126H90L89 124H91L92 126V128L94 129V131L93 132H95V133H97L99 136H101L100 134L103 132L104 134H102V137L103 138H101L99 141H100V143L101 142H103V140L105 139V142H103V144H102V148L105 150L104 151V153L101 151L100 153H101V155H100V159H98L99 161H97V162H95L93 159H92V161H91V159H86L85 160V162L88 160V161H90L91 163H96L97 165H99L98 164V162L99 163H102L101 161H103V163H105L104 161L105 160H107V161H110V159H114L115 160V158H117L115 161L114 160H112V162L113 163H117V165L115 164V166L116 167H113V168H115L114 170H110V171H108L109 173H110V175H109V173L107 172V173H101L100 171L101 170H99V172H100V174L99 175H97V177H92V182H90V183H92V184H90L89 182H86L85 180H83V182L81 181V183L80 182H74V184L75 185H77V186H75L74 184V186L72 185V187H75L77 190H79L80 191V188L81 189H83L84 187H87V186H89V185H87V184H90V186L91 185H94V182L93 181H96L95 183L96 184H101L100 182H102L103 184H102V186L106 189H104V193H103V195H105L104 197H106L107 195H108V193L111 195H108L107 196V198L109 197V199L108 200H106L107 198H104L103 196H102V194H101V196L103 197L102 199L105 201V202H107V201H109L110 199L112 200L114 197V194H115V191H114V188L115 187H117L120 183H123V184H121V185H119V187H121V186H125L127 183L129 184V182H131L130 184H132V187H134V188H136L135 189V191H136V195L133 197L134 198V200H135V198H137L138 196H140V194L141 193H145V192H147V194L148 195H146V193L145 194H142V195H144V196H146V197H148L149 196V194L152 196V193H153V196L151 197V196H149V200H151L153 203H157V201L159 202L158 204H161V202L162 203H164L165 201L164 200H167L166 202H169L168 204L166 203L165 204V206H163L164 204H162L161 206L163 207V208H160L161 206L160 205H158L159 206V211L160 210H163L164 212L165 211H167V212H165L166 213V215H165V213H164V216H166L168 219H171V220H168L167 218H165L164 216H162V214H159L160 212L158 211H156L157 212V214H156V217H158L161 221H162V219L164 220V222H162L164 225H165V227L166 228H169V229H166L164 226H163V224L162 225H160L161 224V221L160 220H158L157 218H156V222L157 221H160L159 222V224H157V225H159V226H157V228H158V230H156V227H155V229H154V231L152 230V231H150L148 234H149V236L147 235V234H145V238L143 237V235L144 234H140V235H138V236H136V237H131V238H129V236L128 235H126L125 236V234H123L122 233V235H121V232H120V234H119V232H117V229L116 228H118L113 222H112V220L110 219V213H108L107 214V212L109 211L110 212V208L109 207H111V205H109L110 204V202H111V200L109 201V202H107L108 204H106L105 202H103L102 200H101V197L99 198V200L100 201H98V200H96L95 198V201H94V199H92V202H89L88 204H85L84 202H81L80 200H79V198H78V193H79V191H77L76 192V190H73L72 189V187L70 186L72 183H73V181L72 180H70L69 181V179H67L66 180V178L67 177H65V175L63 174V172H62V168L57 164L58 163V161L57 160H55V159H57V155H56V153H55V151H54V146L56 147L57 146V144H55V142L56 143H60V142H57V141H59L60 140V137H61V139H63L66 135H68L67 133H66V131H64L65 129H66V126L64 127V125L62 126L61 124ZM77 123V124H76ZM85 123V124H84ZM87 123V124H86ZM94 123V124H95ZM122 123V122H121ZM120 123V124H121ZM161 123V124H160ZM166 123V124H165ZM168 123V124H167ZM190 123H191V126H190ZM199 123V124H198ZM31 124V125H30ZM47 124V125H46ZM54 124L55 125H59L58 126V129H61L62 130V128H63V130L61 131V130H58L56 127H52V126H54ZM111 124V125H110ZM126 126H125V125ZM130 124H133V125H130ZM157 124H159V126L157 125ZM169 124H170V126H169ZM25 125V126H24ZM28 125V126H27ZM45 125H46V128H47V130L49 131V133L47 134V132L48 131H46V128H45ZM50 125V126H49ZM52 125V126H51ZM142 125V127H139V126H141ZM152 125H154L155 126V128L153 129V127H151ZM157 125V126H156ZM165 125V126H164ZM185 125V126H184ZM189 125V126H188ZM195 125H197V126H195ZM201 125V126H200ZM31 126H32V128H31ZM33 126H35V127H33ZM37 126V127H36ZM40 126H42V128L40 127ZM44 126V127H43ZM108 126V127H109ZM134 126V127H133ZM135 126H136V128L138 127V129H140V128H142V129H146L147 131H148V133H150V134H148V135H146V134H143V133H141L142 132V129L139 131L138 129H135ZM181 126H183L182 128H181ZM195 126V127H194ZM241 126V127H240ZM245 126V127H244ZM23 127H24V129H23ZM26 127L28 128L27 129V131H26ZM48 127H50V128H53L52 130L50 129V128H48ZM82 127V128H83ZM124 127V128H123ZM125 127H127L126 129H125ZM150 127V129H148ZM166 127V128H165ZM186 127V128H185ZM242 127H244V128H242ZM37 128V129H36ZM40 128V129H39ZM44 128V129H43ZM77 128V129H76ZM79 128V129H78ZM123 128V130H121ZM134 128V129H133ZM164 128V130H162ZM184 128V129H183ZM197 128V129H196ZM31 129H33V130H31ZM100 130V132L98 131V130ZM114 129H116V131L118 132H115L114 131ZM124 129L127 131L128 129L130 130V133L127 131V133H129V136H128V134H126V131H125V133H123L124 132ZM133 129V130H132ZM168 129V130H167ZM242 129H243V131H242ZM22 130H24V134H23V131ZM38 130V131H37ZM46 131V133H45V131ZM55 131L54 133H51V131ZM67 130V129H66ZM107 130H109V131H112V132H109V134H111V133H114L113 135H112V137H113V140H115L113 143H114V146L111 144V142L113 141L112 139L110 140V138H112V137H110L109 138V136L110 135H108V131ZM119 130H121V132H119ZM132 130V131H131ZM189 130H190V132H189ZM193 130V131H192ZM238 130H240V132L238 131ZM40 131H43L42 133L40 132ZM64 131V132H63ZM107 131V132H106ZM135 131H137V132H135ZM164 131V132H163ZM197 131V132H196ZM238 131V132H237ZM250 131H252V129L250 130ZM22 132V133H21ZM63 132V133H62ZM133 132H135V135L134 136H136L137 135V133L139 134V135H137L136 137H133V135H132V133ZM182 132H184V133H182ZM188 132V133H187ZM43 133H45V134H43ZM51 133V134H50ZM100 133V134H99ZM106 133H107V136H106ZM185 133H187V136H186V134ZM205 133V134H204ZM210 133V134H209ZM237 133V134H236ZM246 133V134H245ZM33 134V135H32ZM36 134V135H35ZM41 134V135H40ZM50 134V135H49ZM56 134H58V136H60L59 138H58V136L56 137L55 135ZM127 135V137H129V138H127L126 137V135ZM152 134H156L155 136L154 135H152ZM183 134V135H182ZM189 134V135H188ZM248 134V135H247ZM34 135L36 136V137H34ZM47 135H48V137H47ZM96 135V134H95ZM141 135V136H140ZM143 135V136H142ZM194 135V136H193ZM198 135V136H197ZM239 135V136H238ZM55 136V137H54ZM98 136V137H99ZM106 136V137H105ZM119 136V137H118ZM139 136V137H138ZM150 137V139L152 138V141L150 142V141H147V140H150V139H148L149 137ZM180 136V137H179ZM203 136V137H202ZM251 136V137H250ZM105 137V138H104ZM118 139H117V138ZM121 137V138H120ZM142 137V138H141ZM145 137V139H143ZM153 137H154V139H153ZM156 137V138H155ZM159 137V138H158ZM178 137H179V139H178ZM191 137V140L189 139ZM201 137V138H203V139H200V140H198L199 138ZM50 140L51 139V141H49L48 139ZM56 138H58V140L56 139ZM100 138V137H99ZM106 138H107V140H110L109 141V144H111L112 146H111V151H110V145H107L108 143H106ZM114 138H116V139H114ZM162 138H164V139H162ZM174 139L175 141H173V140H170V139ZM176 138V139H175ZM181 138H184V139H182V141H181ZM198 138V139H197ZM234 138V139H233ZM244 138V139H243ZM247 138V139H246ZM124 142H121V140ZM134 139H136V140H134ZM141 139V140H140ZM143 139V140H142ZM159 139V140H158ZM162 139V140H161ZM205 139H206V141H205ZM238 139V140H237ZM246 139V140H245ZM35 140V141H34ZM54 142H53V141ZM120 140V141H119ZM138 140H140L141 142H142V145L141 144H139V141ZM144 140H146L147 142H145ZM156 140H158L157 142H156ZM161 140V141H160ZM169 140V141H168ZM176 140H178V142L176 141ZM190 140V141H189ZM208 140V141H207ZM213 142H212V141ZM237 141V142H235V141ZM32 141H34V143L32 142ZM40 141V142H39ZM98 141V142H99ZM132 143H131V142ZM138 143H137V142ZM153 141H154V143H153ZM167 141V142H166ZM181 141V142H180ZM183 141H184V143H183ZM187 141H189V144H188V142ZM197 141H199V142H197ZM200 141H202L201 143H202V145L200 146ZM206 142V144H205V142ZM233 141V142H232ZM254 141H259V142H256V144L257 145H255V143H254ZM30 142V143H29ZM31 142L33 143V144H31ZM41 142H42V144H41ZM54 143L53 145H51V144H49V143ZM108 142V141H107ZM123 143V144H121V145H119V143ZM144 142V143H143ZM162 142V143H161ZM175 143V145H176V148H178L179 147V150L183 147V150H185V151H188V154L187 155H190V156H188V157H186V156H184V157H181V156H178V154L177 153H175L174 151H175V146L174 145H172V143ZM195 142H196V144L198 145V146H200V149H199V147H195L194 148V146H197L196 144H195ZM208 142V143H207ZM215 142V143H214ZM232 144H231V143ZM247 142H248V144H247ZM100 143H98V144H100ZM129 143H131V144H133L134 145V148H131V147H133V145H131V144H129ZM135 143V144H134ZM148 143V144H147ZM152 145V147H150L151 145ZM153 143V144H152ZM158 143H159V146H158V148L160 147V149H157V145H158ZM173 143V144H174ZM177 143V144H176ZM181 143V144H180ZM186 143V144H185ZM190 143H192V145H190ZM199 143V144H198ZM209 143H212V144H209ZM214 143V144H213ZM221 145H220V144ZM231 144V147L230 146H228L229 147V149L230 148H232L233 150H234V154H231L232 152H233V150L231 149V150H229V149H226V147L224 146V145H230ZM243 145H242V144ZM261 143V144H260ZM29 144V145H28ZM30 144H31V146H30ZM125 144V145H124ZM136 144H138V146H141V147H135V145ZM147 144V145H146ZM170 144H171V146H173V147H171L170 146ZM186 145V146H183V145ZM215 144H216V146H215ZM235 144V145H234ZM238 146H237V145ZM241 144V145H240ZM246 144V145H245ZM259 144V145H258ZM33 145V146H32ZM123 145L124 146H126V147H124L125 148V151L124 150H122V148H123ZM145 145V146H144ZM156 145V146H155ZM163 145H164V147L166 148V150L164 151V147H163ZM180 145V146H179ZM205 145V146H204ZM209 145V146H208ZM214 146V147H218L217 149L216 148H211L212 146ZM218 145V146H217ZM232 145H234V146H236V148L234 147V146H232ZM244 145H245V147H244ZM261 145V146H260ZM28 146H30V147H28ZM41 146V147H40ZM43 146V147H42ZM96 146H97V144H96ZM105 146V147H104ZM107 146H108V149L109 150H106V148H107ZM119 147L118 149L119 150H122V151H119L118 149L117 150H115V151H113L116 147ZM148 146V147H147ZM167 146V147H166ZM169 146V147H168ZM178 146V147H177ZM189 146H190V148H189ZM202 146H204V147H202ZM246 146H247V148H246ZM249 146V147H248ZM251 146V147H250ZM256 146H258V147H256ZM33 147H35V148H33ZM37 147V148H36ZM50 147H52V148H50ZM99 147H101V144L99 145ZM98 147V148H99ZM115 147V148H114ZM143 147V148H142ZM145 147V148H144ZM156 147V148H155ZM162 147V148H161ZM193 147V148H192ZM209 147V148H208ZM221 147V148H220ZM223 147V148H222ZM225 147V148H224ZM243 147H244V149H246V151L245 150H243ZM255 147V148H254ZM33 148V149H32ZM47 148V149H46ZM102 148H100L101 150H103ZM114 148V149H113ZM123 148V149H124ZM138 149V150H135V149ZM147 148V149H146ZM150 148V149H149ZM155 148V149H154ZM191 148H192V150H194V151H192L191 150ZM196 148H198V150H199V152H198V150H197V152H195V150H196ZM202 148V149H201ZM207 150V152L206 153H204L206 150ZM208 148V149H207ZM240 148H242V149H240ZM251 148H252V150L254 151H257L256 153H255V151H254V153H253V151L251 150ZM257 148H259V149H257ZM260 148L263 150V151H261L260 150ZM27 149V150H26ZM37 149H39V150H37ZM41 149V150H40ZM43 149H44V151H43ZM96 149H97V147H96ZM99 149V150H100ZM134 149V150H133ZM148 149H149V151H148ZM151 149H152V151H154V150H156V151H154V154L152 153V151H151ZM188 149V150H187ZM191 151H190V150ZM212 149V150H211ZM28 152H26V151ZM29 150V151H28ZM30 150H31V153H29L30 152ZM131 151V153L129 152V151ZM146 150V151H145ZM201 150L203 151L204 150V152L202 153L201 152ZM213 150L215 151H217V152H213ZM220 150V151H219ZM223 150V151H222ZM231 152V153H229V154H227L228 152ZM238 150L239 151H241V153L242 152H244L245 151V153H243V154H241V153H239L238 152ZM247 150H249V151H247ZM259 150H260V152H259ZM25 151V152H24ZM106 151H107V153H106ZM113 151V152H112ZM134 151H136V152H138L139 151V154L137 155L138 157H139V155L140 154H143L144 156H147V154H148V156L146 157L147 158V160H146V158L142 155V156H140L139 158L136 156V153L134 152ZM143 153H142V152ZM167 151V152H166ZM172 151H173V154H171L172 153ZM209 151H212V152H210V155H214V153H215V157H217V159L218 160H215L216 158L213 156H210L209 155ZM222 151V152H221ZM252 153H251V152ZM51 152V153H50ZM133 152V153H132ZM149 152V153H148ZM160 152V153H159ZM161 152L164 154V155H160L161 154ZM169 152V153H168ZM176 152H177V149H176ZM193 152H195V153H193ZM201 152V153H200ZM237 152V153H236ZM248 152V153H247ZM36 153H38V154H36ZM41 155H40V154ZM102 153L103 154H106V156L105 155H103L102 156ZM123 153V154H122ZM157 153H159V154H157ZM168 153V154H167ZM189 153H193V155L192 154H189ZM197 153H198V155H197ZM213 153V154H212ZM218 153V154H217ZM220 153V154H219ZM223 153V154H222ZM224 153L225 154H227V156L229 157V159H228V163L227 162H225V163H227V165L224 163V161L225 160H223V159H227V156L226 155H224ZM36 154V156H37V158H36V156H33V155H35ZM49 155V156H46V155ZM51 154H53V155H51ZM118 154H119V156H118ZM135 156H134V155ZM177 154V155H176ZM194 154L195 155H197V156H195V159L197 158V160L195 161V159L193 158L194 157ZM201 154V155H200ZM204 154H207V156H210L211 157V159H210V161L212 162V164L210 165V161H209V163H207L208 165H210V166H213L214 164V166L212 167V168H214L215 166H217V167H215V171L217 170V169H219V170H217L216 171V175L214 174V173H212V174H214L215 176H216V178H218V179H216L215 178V176L213 177V176H210L211 175V172H209L208 170H206V169H209L210 170V168H209V166L208 165H205L204 163H206L205 161L207 160V156H205V158H203L204 156ZM223 155V156H225V158H220L221 156L220 155ZM237 154V155H236ZM241 154V156H239ZM247 154V155H246ZM32 155V156H31ZM56 156V158H55V156ZM110 157H109V156ZM122 155V157L124 156V157H126V160L127 159H130V160H133L134 159V162L132 161H130V160H128V162L130 161L131 162V164L129 165V163L127 162V163H125V165L126 164H128V165H123L124 164V162L126 161V160H124L125 158L123 157V158H121L120 156ZM128 156V158H127V156ZM150 155H152V156H150ZM154 155V156H153ZM157 155V156H156ZM160 155V156H159ZM165 155H166V157H165ZM168 155V156H167ZM219 155V156H218ZM230 155V156H229ZM243 155H244V157H243ZM249 155H252V156H250L249 157ZM254 155V156H253ZM42 156H44V158L42 157ZM102 156V157H101ZM132 156H134V157H132ZM156 156V157H155ZM172 156V157H171ZM175 156V157H174ZM200 156H201V159H199L200 158ZM203 156V157H202ZM236 156H238L237 158H236ZM258 156H261V157H258ZM41 158V159H39V158ZM105 157H107V159H105ZM112 157H115V158H112ZM136 157V158H135ZM142 157V158H141ZM149 157V158H148ZM160 157H162V158H160ZM167 157H168V159H167ZM210 157H208V160H209V158ZM231 157V158H230ZM245 158V159H243V158ZM248 159H250V160H253V159H255V161L253 162V164L252 163H250L249 165H247L246 163L247 162H245V161H248V163H249V161L250 160H247V158ZM255 157V158H254ZM263 157V158H262ZM49 158H51V159H49ZM108 158H110L109 160H108ZM140 158H141V161H140ZM157 158V159H156ZM166 158V159H165ZM182 158L184 159L183 160V162H182ZM188 158V159H187ZM189 158L191 159L190 161H189ZM214 158V159H213ZM221 160H220V159ZM236 158V159H235ZM35 159H38V160H43V161H41L40 163H41V166L43 167H41L40 169L42 170V173L43 174H41V172L39 173L38 172V170L36 169V167H35V165H34V161H35ZM105 159V160H104ZM119 159H123V161L121 160H119ZM151 159H155V160H157L158 161V165H161L160 167H158V169H157V167H155L156 166V162L157 161H151ZM159 159H162L163 161H161L160 160V162H159ZM165 159V160H164ZM173 159H174V161H173ZM177 161H176V160ZM181 160V163H180V160ZM187 160V164H188V166H187V164H186V160ZM192 159H194V160H192ZM200 161H199V160ZM205 160L204 161V163H203V160ZM213 159V160H212ZM233 159V160H232ZM235 159V160H234ZM101 160V161H100ZM135 160H137V163H136V161ZM139 160V161H138ZM143 160V161H142ZM167 160H169V161H173V163L175 164V165H173V163L172 162H169V161H167ZM202 160V161H201ZM207 160V161H208ZM220 160V162H218ZM223 160V161H222ZM230 160V161H229ZM240 160V162H237V161H239ZM145 161H146V163H145ZM147 161H151L150 162V164H147ZM179 161V162H178ZM184 161H185V164H182V163H184ZM189 161V162H188ZM199 162V163H197V164H200L201 162V168H200V166L198 165H196V164H194L195 162ZM223 162V164H224V167H223V164H222V162ZM227 161V160H226ZM232 161V162H231ZM241 161H242V164H240L241 163ZM43 162H45V163H43ZM122 162V163H121ZM139 162V163H138ZM143 162V163H142ZM148 162V163H149ZM154 162V163H153ZM161 162H163V163H165V164H160ZM178 162V163H177ZM192 162H194V163H192ZM215 162V163H214ZM229 162H230V164H231V166L230 167H228V164H229ZM234 162H236V163H234ZM245 162V163H244ZM250 162H252V161H250ZM259 162H261V161H259ZM49 163V164H48ZM87 163V162H86ZM91 163H89V164H91ZM118 163L120 164V165H118ZM143 165H142V164ZM152 163H153V165H152ZM170 163V164H169ZM214 163V164H213ZM237 163H239L240 165H238ZM132 164H134L135 165V167L133 168V166H131ZM139 164V165H138ZM147 164V165H146ZM179 164H181V165H184V167L183 166H181V168H180V166H179ZM190 164H191V166H190ZM196 165V167H198V169H201L200 171L198 170V174L196 173L197 172V170L195 169V168H193L192 169V171H188V169L190 168V167H193L192 165ZM203 164V165H202ZM229 164V165H230ZM246 164V166H245V168L247 167V166H249L250 168H248L249 170H246V169H243V167L242 166H244ZM261 165H262V163H260ZM264 164V163H263ZM43 165H45V166H43ZM47 165V166H46ZM52 165V166H51ZM92 165V164H91ZM141 165V166H140ZM146 165V166H145ZM150 165V166H149ZM170 165V166H169ZM219 165H221V166H219ZM236 165H238V168H237V166ZM251 165H252V167H251ZM256 165H257V167H258V162L256 163ZM49 166L51 167V168H49ZM119 166V167H118ZM127 168V166H131V167H128L129 169H135V168H137V169H135V170H133L134 171V175L135 174H140V177L141 178H138L139 180L138 181H140V182H136L137 184H133V182H134V180L136 181L137 180V178H136V176L137 175H133L131 172H133V171H131V170H129V169H126L127 171H125V168ZM152 166L154 167V168H152ZM171 166H176L175 168L173 167V169L174 170H178V168H177V166L179 167V170L177 171V173L174 171L173 172V169H172V167ZM187 166V167H186ZM218 166H219V168H218ZM233 166V167H232ZM47 167V168H46ZM123 167V168H122ZM141 167V168H140ZM145 167H150V168H148V169H144ZM164 167V168H163ZM166 167V168H165ZM205 167V168H204ZM207 167V168H206ZM224 169H223V168ZM225 167H226V169H225ZM242 168V175H244L245 176V174L247 173L246 171H248L251 175V179L252 180H254L252 183H250V180H246V181H248L246 184H250V185H247V186H249V188L247 187L246 188V190H247V192L249 193V191L251 190L252 192H250V193H252V194H250L249 193V196H247L248 195V193L246 192V195L245 194H243L241 191H244V187H242V186H239V188H237V186L240 184H242V183H244L245 184V182H243V179L245 180V178L246 177H243V179L241 178V181H239V182H241V183H239V182H236L237 180V178L236 177H238V180L240 179V177H242V175L240 176V170L239 169H241ZM60 168V169H59ZM117 168H119V169H117ZM121 168V169H120ZM140 168V169H139ZM182 168H184V170H182ZM188 168V169H187ZM232 168V169H231ZM52 169V170H51ZM124 169V171L123 172H119V170H123ZM143 169L144 170H146V172H150V175H149V173L147 174L146 172H144L143 171ZM165 169V170H164ZM187 169V170H186ZM204 169V170H203ZM252 169H255L254 167L252 168ZM252 169H251V171H252ZM257 169V168H256ZM44 170H45V172H44ZM60 172H59V171ZM153 170V171H152ZM169 172H168V171ZM181 170L182 171H186V172H188V173H184V178H183V180H184V183H185V186L187 185L188 187H191V186H189L191 183L193 184V183H195V182H198L196 185L195 184H193V185H195V187L194 186H192L193 187V193L195 192V194H192L193 195V197H192V195L190 196V193H192L191 191H188V189H190V190H192V188H188L187 186H186V188L184 187V186H179V188H178V185H177V182L176 181H178V183H180V180L179 179H182V177H180V178H178L179 176H180V174H178V172L179 173H182L183 174V172H181ZM189 170H191V169H189ZM195 172H194V171ZM213 169H211V171H212ZM222 170V171H221ZM224 170V171H223ZM227 170V171H226ZM232 170V172L233 171H236V172H240L239 173V176L237 175V174H232V172H230ZM244 170V171H243ZM53 171V172H52ZM57 173H56V172ZM116 171V172H115ZM131 171V172H130ZM137 171V172H136ZM155 171H158L159 173H157L156 172V174H153V173H155ZM162 171V173H160ZM202 171H204V172H202ZM214 171V172H215ZM220 171V172H219ZM226 171V172H225ZM231 173H229V172ZM112 172L113 173H116V174H112ZM117 172H119V173H117ZM129 172V173H128ZM138 172H140V173H138ZM141 172L142 173H144V174H146V175H141ZM153 172V173H152ZM163 172H164V174H163ZM167 172V173H166ZM172 172V173H171ZM190 172V173H189ZM193 172V173H192ZM201 172L203 173V174H201ZM207 172V174H208V178H207V175H205L204 173H206ZM218 172L220 173V174H218ZM221 172H223V174L221 173ZM228 173L229 174V177H228V179H226V177L228 176V175H225V173ZM245 174H244V173ZM60 173H61V175H60ZM120 173H122L121 175H120ZM124 173H126V174H129V175H125ZM166 173V174H165ZM174 173H176V174H178V175H176V174H174ZM200 173V174H199ZM63 174V175H62ZM105 174L106 175H108L107 177L105 176ZM123 174H124V176H123ZM132 174V175H131ZM152 174V175H151ZM159 174L161 175V176H159ZM170 174H171V177H170ZM175 176H173V175ZM189 174H190V176H189ZM192 174V175H191ZM256 174V173H255ZM101 175H103V176H101ZM118 175V176H117ZM153 176L152 178H150V179H148L149 178V176ZM163 175H166V176H163ZM217 175H219L218 177H217ZM221 175H225L224 177L225 178H221ZM231 175H235V176H231ZM248 175V179H249V174H247ZM62 176H64V178L62 177ZM106 177V179H105V181H107V182H105L104 180V182H105V185H104V182L101 180L103 177ZM111 176V177H110ZM113 176H115L116 177V179H115V177H113ZM131 176H133V177H131ZM142 176H147V177H145L144 178V180H143V177ZM156 176H158V178L156 177ZM189 176V177H188ZM200 176H204L203 178H200V179H197V181H195L193 178H199ZM257 176H258V174H257ZM51 179H50V178ZM104 177V178H105ZM111 178V183L113 182V181H115V184H116V181H117V183L118 182H120V183H118L116 186L115 185H113L114 186V188H113V190H112V184L110 183V181L107 179V178ZM112 177L114 178L113 180H112ZM135 177V178H134ZM164 177L165 178H167V177H169V179L167 180H165L164 179ZM186 177H188L189 178V180H188V178H186ZM190 177L192 178V179H190ZM256 177V176H255ZM56 178H58L57 180H56ZM96 178V179H95ZM100 178V179H99ZM128 178L130 179V178H134V180H132V181H127L128 180ZM156 178V179H155ZM171 178H174V179H171ZM175 178H177L178 180H176ZM186 178V179H185ZM209 178L211 179V178H214L215 179V181H212L213 179H211V180H209ZM230 178V179H229ZM231 178H233L234 179V181H231V180H233V179H231ZM236 178V179H235ZM53 179H54V181H53ZM97 179H99L100 180V182H99V180H97ZM119 179V180H118ZM122 179V180H121ZM125 179H127L126 181H125V183H124V180ZM143 181H142V180ZM145 179H146V181H148L146 184L145 183H141V182H146L145 181ZM153 179V180H152ZM155 179V180H154ZM160 179H162L163 180V182L160 180ZM221 179H222V182H221ZM226 179V180H225ZM50 180V181H49ZM156 180H158V182L156 181ZM169 180H170V183H171V185H173L174 184V186H175V183H176V186H175V190H174V186L172 187V189L174 190V191H176V192H174V191H172V189L170 188L169 189V186L171 187V185H170V183L168 184H166V182H169ZM174 182H173V181ZM183 180H181V184H182V182H183ZM188 180V181H187ZM201 180V182L199 183V181ZM216 180H218V181H220L221 183H217L218 181H216ZM224 180H225V182L227 181V180H229V183H228V181L226 182V183H224ZM236 180V181H235ZM259 180V181H258ZM66 183H65V182ZM109 181V182H108ZM123 181V182H122ZM152 181V182H151ZM154 181V182H153ZM195 181V182H194ZM231 181V182H230ZM60 182H62V183H60ZM150 182V184L151 185H153V183L154 184H156V186L155 185H153L154 187H150L151 185H149V187L150 188H147V189H145V187L146 186H148V183ZM159 182H162V184L161 183H159ZM164 182H165V184H164ZM186 182H188V184H186ZM212 182V184H210ZM215 182H216V184H215ZM234 183L232 186H234V185H236V183L238 184L237 186H234L233 188H232V186H231V184L230 183ZM236 182V183H235ZM255 182V183H254ZM61 185H60V184ZM68 183H70V184H68ZM108 183H110V184H108ZM173 183V184H172ZM184 183L182 184V185H184ZM190 183V184H189ZM204 183V184H203ZM207 184V186H205V189L206 188H208V189H204V185H206ZM208 183H209V185H213V183H214V186L216 185H218V187H219V185L221 186H223V184H224V186L226 187V190L228 189L229 191L232 189V193H230L231 195L233 194V193H237L238 195H236V196H238V198L237 199H239V202H238V200L237 201H235V202H237V204H235L234 206H235V208L237 207V209H233L234 211H236V212H233V210H232V208H234V206L232 205V204H234V203H232L233 201H234V197H236V196H231L229 193H227V191L226 192H223L224 191V189L223 188H225L224 186L222 187V189L220 190V191H222L223 192V194H221L222 192H220V194L222 195V197L220 196V194H218L219 196L217 197V198H219L218 200L216 199V195L217 194H215V195H213L214 197H212V194H214V191L215 190H218L219 191V188H221V187H211V186H209L208 185ZM229 184V186H228V184ZM17 185V187L16 186H14V185ZM52 184V185H51ZM64 184V185H63ZM83 184H85L84 185V187L82 188V186L80 187L79 185H83ZM107 184H108V186H107ZM113 184H114V182H113ZM127 184V185H128ZM129 184V186H131ZM198 184H199V187H197L198 186ZM201 184V185H200ZM202 184H203V189L201 188L202 187ZM226 184H227V186H226ZM251 184H253V185H251ZM10 185H12V186H14V188H11L12 186H10ZM61 187H63V191L65 192H67V193H64L63 191H61V193H60V186ZM63 185V186H62ZM110 185V186H109ZM141 185V186H140ZM142 185H144V186H142ZM162 186L161 188H159L160 186ZM168 185V186H167ZM180 185V184H179ZM255 185H257V188L256 189H253V188H255L256 186ZM260 185V187H258ZM9 186V187H8ZM64 186H65V188H64ZM68 186H70V188H71V191L68 189L69 187ZM158 186V187H157ZM164 186H166V188L168 189H166ZM211 187L212 188V190L211 191H213V189H215V188H217V189H215L213 192H212V194L209 192L210 190H209V187ZM230 186H231V189H230ZM251 186H253V187H251ZM80 187V188H79ZM108 189H110V190H107V188ZM141 187H143V188H141ZM165 188V189H162V188ZM182 187H184L183 189H181V191H180V188H182ZM198 188V192H197V189L196 190H194L195 188ZM227 187H229V188H227ZM251 187V188H250ZM79 188V189H78ZM137 188H138V190L140 191L139 193H138V190H137ZM152 188H154L153 190H152ZM160 190H159V189ZM176 188L178 189V190H176ZM241 188V189H240ZM11 189V190H10ZM58 189H60V190H58ZM68 189V190H67ZM156 189V190H155ZM187 189V190H186ZM235 189V190H234ZM238 189L240 190V191H238ZM248 189H250V190H248ZM253 189V190H252ZM261 189H262V191H261ZM55 190V191H54ZM148 190L149 191H151V192H148ZM165 190H167L166 191V193L164 194V193H162V194H160L161 192H165ZM171 190V191H170ZM182 190H186L185 192V194H182L183 192H182ZM207 190H209V191H207ZM237 190V191H236ZM245 190V191H246ZM257 190V191H256ZM259 190H260V192H259ZM73 191H75V192H73ZM109 191V192H108ZM111 191H112V193H111ZM113 191H114V194H113ZM141 191H143V192H141ZM155 191V192H154ZM228 191V192H229ZM234 191H236V192H234ZM28 192L30 193V196H29V198H28ZM69 192V193H68ZM73 192V193H72ZM107 192V193H106ZM170 192H171V194H170ZM177 192H178V194H177ZM188 192H189V196H188ZM200 192H202V193H205V192H209L210 194H204V195H202V193H200ZM231 192V191H230ZM255 192H256V194H255ZM3 193V194H2ZM4 193H8V194H4ZM62 193H64V194H66V195H63ZM77 195H75V194ZM138 193V194H137ZM169 193V194H168ZM177 194V196H175L176 194ZM200 193V194H199ZM225 193V194H224ZM245 193V192H244ZM254 193V194H253ZM260 193H262V194H260ZM112 194H113V196H112ZM156 194V195H155ZM160 194V195H159ZM173 194V195H172ZM182 194V195H181ZM197 194H198V197H199V200H198V198H196L197 197ZM226 194H228V195H226ZM241 194V195H240ZM5 195V196H4ZM163 195V196H162ZM169 195V196H168ZM180 195V196H179ZM184 195H186V196H184ZM194 195H195V197H194ZM211 195V196H210ZM242 195H243V198H244V200L241 198L240 199V196L242 197ZM251 195V196H250ZM252 195H254V196H252ZM4 196V198H3V200H1L2 199V197ZM155 196V197H154ZM159 196V197H158ZM160 196H161V198H160ZM178 196H179V198H182V200H183V202H184V200L186 199L187 201H186V203H187V206L185 205V202L183 203L182 201H181V199L179 200V198H178ZM187 196H188V198H187ZM204 197V199H203V197ZM207 197V199H206V197ZM211 197L210 198V203L208 202L209 201V197ZM229 196H231V197H233L232 198V200H230L228 197ZM245 196V197H244ZM64 197V198H63ZM112 197V198H111ZM158 198V199H156V201L154 200V198ZM177 197V198H176ZM193 199H192V198ZM201 197V198H200ZM230 197V198H231ZM247 197L248 198H252L251 200H250V202H247V201H249V199H247ZM256 197H258V198H256ZM97 198V199H98ZM164 198V199H163ZM169 198V199H168ZM174 198V199H173ZM196 198V199H195ZM213 198H214V200H215V202H214V204L216 203V201H217V203L215 204V205H217V204H219V206L220 207H214V204H211L213 201ZM227 198H228V201H227ZM159 199H161V200H159ZM192 201H191V200ZM195 199V200H194ZM221 199H223V200H221ZM245 199H246V201H245ZM254 199V200H253ZM76 202H75V201ZM163 200V201H162ZM172 200V201H171ZM190 200V201H189ZM230 200V201H229ZM236 200V199H235ZM242 200V201H241ZM259 200V201H258ZM78 201V202H77ZM79 201H80V203H79ZM94 201V202H93ZM176 201H180L181 203H182V205H184V206H182L181 205V203L179 204L178 202H176ZM194 201V202H193ZM197 201H198V203H200L201 204V207H198V206H200V204L198 205V203H197ZM202 201L203 202H206L207 204H205L204 205V203H202ZM224 201V202H223ZM225 201L226 202H231V208H226L227 206H225ZM243 201H245L244 203H243ZM258 201V202H257ZM135 202V201H134ZM137 202V201H136ZM171 202H175V204L176 205H179V206H174V203H171ZM192 202H193V204H192ZM196 202V203H195ZM220 202V203H219ZM261 202V209L262 210H259V208H260V206H259V208L257 207V209H258V211H256V207L255 208H253L252 206L254 205H256L257 203H260ZM4 203H6V204H4ZM80 205H79V204ZM101 203V204H100ZM102 203H104V204H102ZM171 203V204H170ZM190 203V204H189ZM195 203V204H194ZM223 203V204H222ZM240 205H239V204ZM98 204V205H97ZM112 204V203H111ZM203 204V205H202ZM228 204V206H229V203H227ZM226 204V205H227ZM3 205V206H2ZM5 205V206H4ZM81 205H82V207H81ZM90 205V206H89ZM93 205V207L94 208H92L91 206ZM101 206V208L103 209V212H102V209L100 208V206ZM102 205H104V207L102 206ZM107 205H109V207L107 206ZM170 205V207H168ZM180 205H181V207H182V209H180L181 207H180ZM192 205H193V207H192ZM196 205H198V206H196ZM210 205H212L213 207H211ZM225 207H224V206ZM237 205V206H236ZM239 205V206H238ZM242 205V206H241ZM245 205V206H244ZM252 205V206H251ZM258 205H260V204H257V206ZM28 206V207H29ZM84 206V207H83ZM129 206V207H128ZM171 206L173 207L172 209H171ZM186 206V207H185ZM192 207L193 208V210L191 211V210H189L190 208H188V207ZM196 208H195V207ZM207 206V207H206ZM233 206V207H232ZM2 207V208H1ZM91 207V208H90ZM97 207V208H96ZM106 207H108V209L106 208ZM165 207H167V208H169V209H167V208H165ZM178 207H180L179 209H178ZM240 207V208H239ZM244 207V208H243ZM251 207V208H250ZM132 208L134 209L135 208V206L134 205H131V204H128L127 205V207H126V215L128 216V215H130L129 213L130 212H133V210H132ZM175 208H177V209H175ZM184 208H188L187 210L185 209V211H184ZM197 208H199V209H197ZM205 208H207V210L209 211V212H206L204 209ZM210 208V209H209ZM218 208V209H217ZM219 208H221V211H222V208H225V209H231L230 211H231V213H230V211L229 210H226V212H228L229 213V215H228V213L225 215V213H224V211H225V209H224V211H223V213H224V215H225V217L222 215V216H218V215H213V218H208L209 217V214H210V217L212 216V213L213 214H215L216 213V211L217 210H220ZM252 208H253V210H252ZM94 209V210H93ZM100 210V213H98L99 212V210ZM105 209H107V210H105ZM129 209H131L130 211H129ZM166 209V210H165ZM174 209V210H173ZM194 209H195V211H194ZM197 209V210H196ZM203 209V211H204V213L206 212V214H204V216H203V214L201 213V210ZM211 209H215V212L213 211H211ZM242 209V211H241V214H240V210ZM254 209H255V211H254ZM2 210H0V213H2L3 211ZM104 210H105V212H104ZM173 210V212L171 213V211ZM178 210V211H177ZM200 210V211H199ZM249 210V211H248ZM84 211V212H83ZM91 211V212H90ZM128 211V212H127ZM168 211H169V213H168ZM181 211H183V212H181ZM186 211L187 212H189V214H187V215H189L190 216V219L192 220L195 216H197V218L195 217L194 219H196L197 220V224H198V226L196 227V223H194L195 224V226L194 227H192V228H189L190 230H188V226H191L193 223H192V221H190L189 220V216H188V219H186L187 217H185L184 218V215H186ZM194 211V212H193ZM196 211H199V213H201L202 214V217H198V215H196V214H198V212H196ZM202 211V212H203ZM248 211V212H247ZM253 211H254V215H252V213H253ZM83 212V213H82ZM176 212H177V214H176ZM191 212H193V213H191ZM196 212V213H195ZM210 212H212V213H210ZM219 212V213H218ZM245 212H247L246 214H245ZM252 212V213H251ZM80 213V214H79ZM92 213V214H91ZM101 213H104V215L105 216H102V214ZM161 213H163V212H161ZM174 213L176 214V217H174V219L172 218V215H174ZM183 214L184 213V215H181V214ZM191 213V214H190ZM207 213H209L208 214V217L206 216L207 215ZM217 213L218 214H221L222 212H220V211H217ZM232 213H234L233 215H232ZM244 213V214H243ZM250 213V214H249ZM158 214L159 215H161V216H158ZM171 215V217L169 218V215ZM232 216H231V215ZM239 214H240V217L238 218V216H239ZM1 215V214H0ZM84 215H86V216H84ZM106 215H109L108 216V218H106ZM168 215V216H167ZM178 215H180L179 217H178ZM186 215V216H187ZM191 215H193L194 217L192 218V216ZM238 215V216H237ZM88 216V217H87ZM199 216H201V215H199ZM206 216V218H204ZM215 216V217H214ZM162 219H161V218ZM179 219H178V218ZM183 217V218H182ZM217 217H219V218H217ZM223 217V218H222ZM228 217V218H227ZM241 217H243V218H241ZM246 217V216H245ZM253 217V218H254ZM106 218V219H105ZM175 218H176V221H174L175 220ZM231 218V219H230ZM233 218V219H232ZM234 218H236V219H234ZM249 218V219H250ZM253 218H252V221H253ZM166 219V220H165ZM181 219V220H180ZM182 219H185L184 221H186V222H184L183 221V223L182 222H180V221H182ZM215 220V221H212V223H213V225H221V226H217L216 227V225L215 226H213V225H211L213 228L214 227H216V228H214L216 231V233L215 232H213L215 235H213V233H212V231L214 230V229H212V227H211V229H210V223L208 224V222H210L211 220ZM220 219V220H219ZM238 219V220H237ZM240 219V220H239ZM49 220H51L52 221V224L54 225V229L52 230L48 225H49ZM110 222H109V221ZM231 220V221H230ZM233 220H235L234 222L236 223H234L233 222ZM254 220H256V219H254ZM180 223H179V222ZM188 221H190L192 224H190V225H187L186 226V224H188L187 222ZM219 221V222H218ZM259 221H261V220H259ZM167 222V223H166ZM173 222H174V224H175V226L174 227H176L177 228V226H179V224H180V227H182V226H184L183 224H185V226L184 227H186V228H184V227H182V229L183 230H181V228H177V230H176V228H174L173 226L171 227V224H173ZM176 222H178L177 224L178 225H176ZM189 222V223H190ZM194 222V221H193ZM206 222H207V224H208V226L209 227H207L206 226ZM218 222V223H217ZM230 222V223H229ZM249 222V221H248ZM247 222V223H248ZM250 222H251V220H250ZM249 222V223H250ZM264 222V218H263V221H262V223ZM85 223V224H84ZM112 223V224H111ZM168 223H170V227L168 226ZM199 223H200V225H201V223H202V227L201 226H199ZM203 223H204V225H205V227L203 226ZM215 223V224H214ZM224 224V225H222V224ZM242 223V222H241ZM244 223V224H245ZM253 223V222H252ZM251 223V224H252ZM254 223L256 224V223H258V218H257V221H254ZM260 223V225L259 224H257V225H259L260 226V231L262 230V232H264V226H262L263 224H261V222H259ZM173 224V225H174ZM182 224V225H181ZM193 224V225H194ZM238 224V225H237ZM243 224V223H242ZM251 224H249V225H251ZM90 226V228H89V226ZM227 225V226H226ZM245 225H247V224H245ZM15 227H16V230H15V228H14V230H13V233H11V231H10V234H11V236L12 237H14V238H12L11 239V237H10V239H8V240H5V239H7V238H9L7 235V237L6 236H4L5 237V239H3L2 238V241H4L2 244H0V248L2 247V248H6L7 250H8V247L11 249L12 247H10L8 244H12V243H14L15 241H16V239H17V237H19L18 239H17V243H14V244H16L15 246H14V244L12 245L13 246V249H9L10 251H11V254H9L10 253V251L8 250H6V249H1V252L3 253V255H1L2 253L0 252V257H2V258H0V260H1V262L3 261V263L5 264L6 262V264H18V263H20V264H33V259L32 258H34L35 259V255H37L36 253H35V255L34 254H32V252L34 253V251H30V250H33V243L31 242L32 241V237L33 236H31V234L32 235H34L35 233V229L34 228H30V227H28L27 229H31L30 231H28V230H25L26 231V233H28V232H30L29 233V237H30V239H29V237H28V234H25V232H21L22 234L24 233L25 234V236H24V234L22 235L20 232H19V229H17V227H20L19 226V224L16 226V225H14ZM162 226H163V228H162ZM225 226V227H224ZM230 226H233V227H230ZM241 227V228H239V227ZM244 226V225H243ZM252 226H256V225H252ZM252 226H250V228L252 227ZM263 227V229H262V227ZM196 227V230L197 229H199V230H197V232H199V234H200V236L198 235L197 236V232H195L194 230V228ZM199 227V228H198ZM219 227H221L220 229H218ZM230 227V228H229ZM246 227V226H245ZM55 228L57 229V230H55ZM94 228V229H93ZM112 228V229H111ZM160 228V229H159ZM205 228H206V230H205ZM227 228V229H226ZM248 228H249V226H248ZM256 229H257V231H258V226H256L255 227ZM33 229H34V232H33ZM172 229V230H171ZM185 229H186V231H185ZM203 231H202V230ZM239 229H240V233H245L244 235H243V237L242 236H240L241 234L238 232L239 231ZM91 230V231H90ZM118 230H119V228H118ZM170 230V231H169ZM175 230V231H174ZM178 230L180 231V232H178ZM188 230V231H187ZM219 230V231H218ZM224 230V231H223ZM241 230H242V232H241ZM252 230H255L254 228H252ZM120 231V230H119ZM166 231V232H165ZM177 231V232H176ZM185 231V232H184ZM206 231V232H205ZM220 232V231H223V232H221V233H219V234H222L221 236L220 235H217L218 234V232ZM235 231V232H234ZM256 230L254 231L255 233L257 232ZM259 231V232H260ZM6 233L7 232V230H4L3 232L1 231V233ZM17 233L16 235H15V233ZM22 235H20L19 233ZM34 234H33V233ZM155 232V233H154ZM161 232V233H160ZM164 232V233H163ZM170 232V233H169ZM174 233V234H176V233H179V234H176L175 235V237H174V235L172 234V233ZM176 232V233H175ZM185 234H183V233ZM188 232V233H187ZM191 232V231H190ZM254 232H253V235H254ZM259 232H257L258 234H259ZM262 232L259 234L260 236H261V234H262ZM0 233V236L2 237V235H5V233L4 234H1ZM167 233V234H166ZM195 233H197V234H195ZM237 233V236H235V234ZM238 233H239V236H238ZM250 233V234H249ZM256 233V234H257ZM9 234V233H8ZM10 234H9V236H10ZM113 234V235H112ZM160 234H162V235H160ZM164 234H166V235H164ZM171 234H172V236L174 237V238H176V241H174L175 239H173V237L171 236ZM183 236H182V235ZM203 234V235H204ZM256 234L254 235V236H256ZM257 234V235H258ZM15 235V236H14ZM17 235H20V236H17ZM116 235V236H115ZM117 235H118V237H117ZM122 237H121V236ZM150 235H152V236H154L155 238L153 239V237H151ZM213 235V236H212ZM250 235V236H251ZM263 235V234H262ZM112 236V237H111ZM158 236H160V237H158ZM167 236H168V238H167ZM179 236L181 237L180 238V240H179ZM259 236V237H260ZM264 236V235H263ZM262 236V237H263ZM0 237V238H1ZM21 237H23L22 239H20ZM110 237H111V239H110ZM113 237H115V238H113ZM126 237V238H125ZM141 237H143V239L141 238ZM158 237V238H157ZM162 237V239H161V241H160V239L159 238H161ZM167 238V239H164V238ZM172 237V238H171ZM185 237V238H184ZM192 237H191V239H192ZM57 238V239H56ZM117 238V239H116ZM135 238V239H134ZM141 238V239H140ZM152 238V239H151ZM186 239L187 240V242H186V240L185 241H183L184 239ZM197 239L196 238V240L194 241L193 239V241H194V243H193V241L192 240H190V243L192 244V245H194L193 247L195 248V252H196V250L197 251H199L200 249H201V247L203 248V241H204V239ZM228 238V239H227ZM264 238V237H263ZM263 238H261V239H263ZM13 239H15V240H13ZM129 239V240H128ZM134 239V241H133V243L134 242H136L137 244H138V239H140L139 240V246L138 245H136V243H134V245L132 244V241H130V240H133ZM147 239V240H146ZM159 239V240H158ZM163 239L165 240V241H163ZM173 239V240H172ZM182 239V240H181ZM229 239V240H230ZM246 239V240H245ZM261 239H258V241L260 240V242L262 243V241H264V240H261ZM9 240H11V241H9ZM20 241V243L22 244V246L24 245V243H27V242H29L28 244H30V245H32V246H30V247H32L31 249H28L27 247L29 246V245H26V246H23V248L22 247H20L21 248V250H20V248L18 249V247L19 246H21L20 245V243L18 244V242ZM25 240V241H24ZM26 240H28V241H26ZM114 240H116V241H114ZM136 240V241H135ZM146 240V241H145ZM156 241V243L158 244H156V247H155V245L153 244V246L154 247H151V248H148L151 252H150V255H151V253H152V255L151 256H148L147 254H146V251L147 250H145L144 248L145 247H147V245L149 244L148 243V241L150 242H153V241ZM159 242H158V241ZM166 240L168 241V242H166ZM204 241V243H205V245L206 244H208V243H210L212 246H213V248H216L217 247V241H215L214 242V240H212V241ZM215 240H217V239H215ZM256 240V241H255ZM1 241V240H0ZM1 241V242H2ZM8 241V242H7ZM143 241L145 242V243H143ZM170 241H171V243H172V241H174V243L176 244V243H178V245L176 244H174V246L173 245H171V243H170ZM219 241V240H218ZM238 241V240H237ZM257 241V242H258ZM5 242L7 243L6 245H5ZM10 242V243H9ZM23 242V243H22ZM120 242V243H119ZM151 242H150V244H151ZM162 244H161V243ZM164 242V243H163ZM184 242H186V243H184ZM200 242V243H199ZM229 242V241H228ZM227 242V243H228ZM232 242V243H233ZM256 242V243H257ZM260 242H258V246L260 247V246H262V245H259V244H261ZM148 243V244H147ZM160 243V244H159ZM166 243H169V245L167 244L166 245ZM182 243H184L185 245H183L184 247H181L180 246V244H182ZM188 244L187 243V245L189 246V248H190V245L191 244ZM195 243H197V244H195ZM201 243H202V246H201ZM226 243V244H227ZM232 243H228L229 245H228V247H232L231 245H233ZM238 243V242H237ZM236 243V244H237ZM59 244V245H60ZM199 244V246L198 247H196L197 245ZM226 244H224V245H226ZM235 244V243H234ZM3 245V246H2ZM19 245V246H18ZM142 245V246H141ZM160 245V246H159ZM163 245H166L165 247H167V248H165V247H163L162 248V246ZM191 245V246H192ZM211 245H209V246H211ZM252 245V244H251ZM251 245H249L250 247H252ZM18 246V247H17ZM144 246V247H143ZM149 246V245H148ZM151 246H152V244H151ZM159 246V247H158ZM169 246V247H168ZM201 246V247H200ZM207 246V245H206ZM211 246V247H212ZM215 246V247H214ZM219 246H221V244H220V242H219ZM219 246H218V248H219ZM254 246L255 247H257L258 248V246H256V244H254ZM253 246V247H254ZM14 247H16L17 248V252H14V254L12 253V251H14ZM143 247V248H142ZM158 247V248H157ZM173 247H175V248H173ZM178 247V248H177ZM193 247L191 248V252L189 251L190 249H188V253H195L194 251H192V249H193ZM234 247L236 248V246L234 245ZM233 247V248H234ZM263 247H264V243H263ZM136 248H138V249H136ZM140 248L142 249L141 251H140ZM152 248H154V249H152ZM156 248V249H155ZM160 248H162V250L164 251H161V249ZM173 248V249H172ZM180 248V250H182V253L179 251V250H177V249H179ZM182 248V249H181ZM197 248V249H196ZM200 248V249H199ZM244 248H247V247H244ZM257 248H254V250L256 249V251H258L257 250ZM261 248V250H259V252H257V253H255V252H253V253H255V256H257L258 257V253H260V251H261V253H262V255H263V258L261 257V253H260V255H259V257H260V260H259V257L258 258H256V257H254V259L256 258V259H258L259 261H256V260H254L253 261V259H252V257L254 256L253 254H251L250 255V253H248V251H246V253H248L249 255H244V260L243 261H246L245 260V257H247V258H251V260L250 261H253L251 264H264V251H263V249L264 248H262V247H260ZM26 251H28L29 250V252L30 253H28V252H26ZM160 249V250H159ZM166 249H167V251L169 252H167V253H165L166 252ZM170 249L173 251H170ZM251 248H248V250H250ZM16 250V249H15ZM24 250V251H23ZM155 250V251H154ZM156 250H158L159 252H163V253H159V252H157V254H156ZM176 250H177V252H180V255L181 256H179V254H177V252H176ZM142 251L144 252V254L142 253ZM185 251V253H186V255L188 254L187 252ZM21 252L22 253V256L21 257H23V259L24 260H26L27 258L26 257H31V255L30 254H32V256H34V257H31V258H29V259H27V261L26 262H24L23 260H21L22 258H19L18 257V255L17 254H19V253ZM26 252V254H24V253ZM153 252L155 253V254H153ZM250 252H252V251H250ZM27 253H28V255H27ZM138 253V254H137ZM141 253V254H140ZM174 253H176L175 255H174ZM14 256H13V255ZM24 254V255H23ZM70 254V255H69ZM168 254V256H166ZM172 256H171V255ZM257 254V255H256ZM7 255V256H9V257H5V256ZM17 255V256H16ZM21 255V254H20ZM19 255V256H20ZM27 255V256H26ZM147 255V257H145V256ZM154 255H157V256H159V257H161V258H158L157 256H155V260L153 259V256ZM165 256V257H163V256ZM11 256V257H10ZM13 256V257H12ZM70 256V258H72ZM170 256V257H169ZM16 257H18V258H16L17 260H18V263H15L16 262V260H15V258ZM139 257H141V258H139ZM149 257V258H148ZM157 257V258H156ZM167 257V258H166ZM173 259H172V258ZM176 257L178 258H180V260H178V259H176ZM3 258H5V260H3ZM12 258V259H11ZM13 258H14V260H13ZM151 258V259H150ZM166 258V259H165ZM168 258H169V260H168ZM246 258V259H247ZM7 259H9V261L7 260ZM32 259V260H31ZM157 259V260H156ZM249 259H247L248 260V262H249ZM30 260H31V262H30ZM162 260V261H161ZM164 260H166V261H164ZM5 261V262H4ZM33 261V262H32ZM160 261V262H159ZM168 261V262H167ZM170 261H172V262H170ZM178 261V263H176ZM262 261V262H261ZM0 262V263H1ZM10 262V263H9ZM29 262V263H28ZM47 263L49 262L48 260L46 261ZM44 263V264H47V263ZM50 262H51V260H50ZM50 262L48 263V264H50ZM159 262V263H158ZM248 262H244V264L245 263H247L248 264ZM259 262H261V263H259ZM2 264V263H1Z\"/></svg>","mask_w":264,"mask_h":264},{"label":"bare ground","instance_id":"6f19581e","mask_svg":"<svg viewBox=\"0 0 264 264\" xmlns=\"http://www.w3.org/2000/svg\"><path fill=\"white\" fill-rule=\"evenodd\" d=\"M155 1L158 2L157 0H155ZM155 1H154V4H155ZM171 1H172V0H170L169 2H167L168 4L170 3L169 6L171 5ZM175 1H176V2H179V3L182 2V0H181V1L173 0V2H174L173 5H175V3H176ZM184 1H185V0H183L182 3H184ZM200 1L202 2L203 0H200ZM204 1H205V0H204ZM124 2H125V1H124ZM140 2H142V1H140ZM151 2H153V0H152ZM159 2H160V1H159ZM162 2H163V0H162ZM165 2H166V0H165ZM165 2H164V3H165ZM191 2H193V1H191ZM225 2H226V1H225ZM98 3H99V2H98ZM136 3H137V1H136ZM138 3H139V1H138ZM138 3H137V6H136L135 3H132V2H131V3H130V6H131V4H132V5L135 4L133 7H135V8L137 7V8H139L140 6L138 7ZM160 3H161V2H160ZM160 3H159V4H160ZM164 3H162V4L164 5ZM194 3H195V2H194ZM194 3H191V6L194 5L195 8H196V7H197V6L195 5L196 3H195V4H194ZM204 3H207V2H204ZM154 4H153V5H154ZM162 4H161V5H162ZM176 4H177V6H178V3H176ZM184 4H185V3H184ZM255 4H256V3H255ZM259 4H261V3H259ZM262 4H263V3H262ZM122 5H123V6H124V5L127 6L128 4H127V3H126V4H125V3H124V4L122 3ZM122 5L120 4V6H122ZM145 5H146V4H145ZM153 5H152V6H153ZM201 5H202V4H201ZM205 5H208V4H205ZM221 5H222V4H221ZM223 5H224V4H223ZM223 5H222V6H223ZM0 6H1V5H0ZM120 6H119V7H120ZM157 6H158V3H157V5L154 6V9L151 8V6H149V7H147V8H151V9H153V10H156L155 7H157ZM182 6H183V4H182ZM117 7H118V6H117ZM119 7H118V8H119ZM133 7H132V8H133ZM141 7H142V11L144 12V13H142V14H145V17H144V15H140L141 13L139 14V12L141 11ZM141 7L139 8L140 11L137 12V10H138L137 8H136L137 10L134 9V11L137 12V15H138V14L140 15V18H141V19L138 17L140 20H142V18L144 17V19H143L142 21L145 23V21L148 19L147 17H149L150 14L147 12V15H146V12H145L146 10H143V8H145L146 6H145V7H144V6H141ZM159 7H161L160 10H161V12H162V9H163L162 7H163V6H159ZM166 7H167V6H165V9H166ZM171 7H173V6H171ZM203 7L205 8L206 6H203ZM203 7H201V8H203ZM210 7H212V6H210ZM118 8H117V9H118ZM120 8H121V12H122L123 7H120ZM124 8H125V9L123 10V12H124L125 16H127L126 14H128V13H127L128 10L126 11V7H124ZM128 8H129V7H128ZM130 8H131V7H130ZM147 8H146V9H147ZM167 8H168V7H167ZM180 8H181V7H180ZM183 8H184V6H183ZM185 8H186V7H185ZM190 8H191V7H190ZM190 8H187V9H190ZM192 8H193V7H192ZM201 8H200V9H201ZM204 8H203V9H204ZM208 8H209V7H208ZM217 8H218V6H217ZM255 8H256V7H255ZM255 8H254V9H255ZM157 9H158V8H157ZM245 9H246V8H245ZM3 10H5V9H3ZM114 10H115V9H114ZM119 10H120V9H119ZM119 10H118V11H119ZM130 10H131V9H130ZM160 10H159V11H160ZM184 10H185V9H184ZM193 10H195V9H193ZM196 10H197V8H196ZM206 10H207V8H206ZM215 10H216V9H215ZM218 10H219V8H218ZM116 11H117V10H116ZM118 11H117V14H118ZM132 11H133V10H132ZM142 11H141V12H142ZM163 11H166V13H167V10H163ZM179 11L182 12V9H179L177 12H179ZM187 11H188V10H187ZM213 11H214V10H213ZM256 11H259V9H257ZM256 11H255V12H256ZM135 12H133V13H135ZM157 12H158V11H157ZM168 12H170V11H168ZM172 12H173V11H172ZM177 12H176V14H175V13H174V14L177 15ZM183 12H184V11H183ZM183 12H182V13H183ZM197 12H198V11H197ZM205 12H206V11H205ZM210 12H211V11H210ZM214 12H215V11H214ZM231 12H232V11H231ZM243 12H244V11L241 12L242 15H243ZM119 13H120V11H119ZM162 13L164 14V12H162ZM186 13H187V12H186ZM186 13H183V14H181V15H182V16H183V15L187 16ZM195 13H196V12H195ZM198 13H199V12H198ZM233 13H234V12H233ZM244 13H247V11L244 12ZM260 13H261V11H260ZM262 13H264V12H262ZM262 13H261V15H256V16L254 15V12H251L250 14L248 13L249 15H247V17H249V18H247V17L245 16V17L247 18V19L245 18V20H250V21H251L250 17H253L252 14L254 15L253 19H256V18H258V19H259V18H262V16H264V14H262ZM100 14H101V13H100ZM100 14H97L98 17H101ZM121 14H123V13H121ZM124 14L121 15V17H120L121 19H123V18L125 17ZM129 14H130V13H129ZM148 14H149V16H148ZM163 14H162V15H163ZM174 14L172 13L171 15L174 16ZM179 14H180V13H179ZM179 14H178V15H179ZM201 14H202V13H201ZM256 14H257V12H256ZM99 15H100V16H99ZM102 15H103V16H102V20H101V21L103 22V19H104L103 17H105V16H104V14H102ZM105 15H106V14H105ZM109 15H110V14H109ZM112 15H113V14H112ZM115 15H116V12H115ZM133 15H134V14H133ZM156 15H160V12H159V14L157 13ZM189 15H191V14H188V16H189ZM204 15H205V13H204ZM228 15H229V14H228ZM230 15H231V14H230ZM237 15H238V16H242V15H239V13H238ZM122 16H124V17H122ZM142 16H143V17H142ZM154 16H155V15H154ZM163 16H165V15H163ZM163 16H162V18H163ZM182 16H181V17L179 16L181 20L185 17V16H183V17H182ZM198 16L201 17V15H198ZM238 16H237L236 18H238ZM108 17H109V16H108ZM110 17H111V16H110ZM113 17H115V16L113 15ZM150 17H152V16H150ZM175 17L178 18V16H175ZM231 17H233V16H231ZM96 18H97V17H96ZM105 18H106V17H105ZM117 18H118V17H117ZM120 18H119V19H120ZM128 18H129V17H128ZM136 18H137V17H136ZM136 18L134 17V19H136ZM145 18H146V19H145ZM154 18H157V16L154 17ZM162 18H161V20H162ZM164 18H165V17H164ZM164 18H163V19H164ZM167 18L170 19V17H168V15H167ZM234 18H235V17H234ZM234 18H233V20L235 21L236 18H235V19H234ZM240 18H241V17H240ZM240 18H239V19H240ZM119 19H118V20H119ZM134 19H133V20H134ZM184 19H185V18H184ZM186 19H187V18H186ZM231 19H232V18H231ZM253 19H252V20H253ZM99 20H100V19H99ZM105 20H106V19H105ZM111 20H112V19H111ZM128 20H129V19H128ZM136 20H137V19H136ZM181 20H180V21H181ZM260 20H261V19H260ZM109 21H110V19H109ZM114 21H117V20H114ZM119 21L122 22L121 20H119ZM123 21H124V19H123ZM130 21H131V20H130ZM134 21H135V20H134ZM134 21H133V23H134ZM137 21H138V20H137ZM153 21H154V19H153ZM162 21H163V20H162ZM102 22H99V23L101 24ZM120 22H118V24H119ZM135 22H136V21H135ZM164 22H165V19H164ZM167 22H168V20H167ZM167 22H165V23H161V24L167 26V24H166ZM174 22H175V20H174ZM227 22H228V21H227ZM239 22H241V21L239 20ZM263 22H264V21H263ZM104 23L106 24V22H104ZM111 23H112V22H111ZM122 23H123V22H122ZM128 23H130V22H128ZM137 23H138V22H137ZM137 23H136V24H137ZM146 23H147V22H146ZM168 23H169V22H168ZM228 23H230V22H228ZM236 23H237V22L234 23V25L236 26V28H235V27H233V28H235V31H236V29H237V30L240 29V30H239V32H240V31H241V28H239V27L237 28ZM241 23H242V22H241ZM250 23H251V22H250ZM250 23H249V24H250ZM252 23H254V22H252ZM252 23H251V24H252ZM120 24H121V23H120ZM131 24H132V21H131V23H130V26L132 27L133 24H132V25H131ZM136 24H134V25L136 26ZM141 24H143V23L141 22ZM159 24H160V22H159ZM243 24H244V23H243ZM243 24H242V25H243ZM256 24H257V23H256ZM261 24H262V23H261ZM263 24H264V23H263ZM121 25H122V24H121ZM124 25H125V22H124ZM126 25H127V23H126ZM138 25H140V24L138 23ZM138 25H137V26H138ZM144 25L147 26V24H144ZM163 25H160L161 28L163 27ZM242 25L239 24L238 26L241 27ZM245 25H246V23H245L244 26H242V27H246ZM93 26H94V28H95V25H94V24L92 25V27H93ZM98 26H99V25L97 24L96 27L98 28ZM102 26H104V24H102ZM102 26H101V27H102ZM106 26H107V25H106ZM115 26H116V24H115ZM122 26H123V25H122ZM135 26H134V27H135ZM148 26H149V24H148ZM160 26H159V27H160ZM166 26H164V27H165L164 29H167V28H168V27H166ZM225 26H226V25H225ZM252 26L255 27L254 24H253ZM252 26H251V28H253ZM256 26H257V25H256ZM92 27H89V29H91ZM101 27H99V28H101ZM120 27H121V26H120ZM140 27H141V25H140ZM144 27H145V26H144ZM231 27H232V25L230 26V28H231ZM249 27H250V26H249ZM21 28H22V27H20V30H21ZM103 28H106V27H103ZM108 28H109V27H108ZM116 28H117V27H116ZM116 28H115V29H116ZM124 28L126 29L127 26L124 27ZM124 28H122V29H124ZM128 28H129V26H128ZM136 28H137V27H136ZM148 28H149V27H148ZM151 28H152V26H151ZM24 29H25V28H24ZM27 29H28V28H27ZM32 29H33V28H32ZM32 29H31L30 31H32ZM115 29H113V30H115ZM129 29H130V28H129ZM131 29H132V28H131ZM131 29H130V30H131ZM142 29H145V28H142ZM146 29H147V28H146ZM146 29H145V30H146ZM245 29H246V28H245ZM245 29H244V30L242 29L241 32L243 33V31H245ZM259 29H260V27H259ZM17 30H18V29H17ZM92 30H93V29H92ZM99 30H101V29H99ZM102 30H103V29H102ZM113 30L111 29V31H113ZM117 30H119V29H117ZM120 30H121V29H120ZM120 30H119V31H120ZM126 30H127V29H126ZM126 30H124L123 33H124ZM133 30H134V29H133ZM136 30H137V29H136ZM139 30H140V29L138 28V31H139ZM149 30H150V29H149ZM149 30H147V31H149ZM233 30H234V29H233ZM246 30H247V29H246ZM22 31H25V30H22ZM36 31H37V30H36ZM36 31H35V32H36ZM86 31H88V30H86ZM86 31H85V32H86ZM143 31H144V30H143ZM230 31H231V30H230ZM25 32H27V30H26ZM35 32H34V33H35ZM37 32L39 33V31H37ZM37 32H36V35L34 34L35 36H39V35L37 34ZM108 32H109V30H108ZM121 32H122V31H121ZM129 32L131 33V31H129ZM132 32H133V31H132ZM140 32H141V31H139L138 34H139ZM245 32H246V31H245ZM253 32H254V30H253ZM32 33H33V31H32ZM32 33H29V32H28V34H30V37L32 36V38H33L34 35H31ZM90 33H91V31H90ZM111 33H112V32H111ZM113 33H114V32H113ZM125 33H127V32H125ZM130 33H128V34H130ZM134 33H136V32H134ZM141 33H142V32H141ZM143 33H144V32H143ZM236 33H238V32H236ZM247 33H248V32H246V34H245V33H244V34H245V35H248L249 33H248V34H247ZM250 33H251V32H250ZM17 34H18V33H17ZM21 34H22V33H20V35H21ZM28 34H27V35H28ZM91 34H92V33H91ZM263 34H264V33H263ZM263 34H262V35H263ZM87 35H88V34H87ZM107 35H109V34L107 33ZM123 35H124V34H123ZM123 35H121V36H123ZM126 35H127V34H125V36H126ZM130 35H131V34H130ZM130 35H129V36H130ZM146 35H147V33H146ZM146 35H144V36H146ZM250 35H253V34H250ZM76 36H77V35H76ZM119 36H120V35H119ZM121 36H120V37H121ZM125 36H124V37H125ZM135 36H136V35H135ZM140 36H141V35H140ZM140 36H139V37H140ZM14 37L16 38V34L14 35ZM14 37H12V38H14ZM23 37L26 38L27 36H26V35H23ZM30 37H28V38H30ZM40 37H41V35H40ZM84 37H85V36H84ZM111 37H112V36H111ZM120 37H119V39H120ZM124 37H123V38H124ZM248 37H249V35H248ZM74 38H75V37H74ZM76 38H77V37H76ZM100 38H102V36H100V33H99V32H95V33H93V34L90 36V38H88V39H89V42H88V41H87V42L90 43L91 46H93V48H92L91 50L96 49L98 46H100V45H99ZM113 38H115V37H113ZM116 38H118V35H117ZM116 38H115V41L117 42ZM123 38H121V39H123ZM128 38H129V37H128ZM131 38H134V35H133V37H132V36L130 37V41H131ZM140 38H142V37H140ZM140 38L137 37V38H136V41H137V39L139 40ZM144 38H145V37H144ZM245 38L247 39V36H246ZM253 38H254V37H253ZM255 38H257V37H255ZM255 38H254V39H255ZM36 39H38V37L35 38L33 41H36ZM70 39H71V38H70ZM106 39H107V38H106ZM119 39H118V41H119ZM124 39H125V38H124ZM126 39H127V38H126ZM250 39H251V36L249 37V41L247 40L248 42L245 40L246 43H248V45H250V48H249V49H251L252 51H256V52H258L260 55L264 56V43H262V42H260V41H253V39H252V40H250ZM257 39H258V38H257ZM15 40H17V39H15ZM67 40H68V39H67ZM72 40H73V39H72ZM76 40H77V39H76ZM79 40H81V39H78V41H79ZM83 40H84V39H83ZM113 40H114V39H113ZM259 40H260V39H259ZM17 41H19V40H17ZM28 41H29V39H28ZM28 41H27V42H28ZM38 41H39V40H38ZM73 41H74V40H73ZM81 41H82V40H81ZM81 41H80V42H81ZM103 41H104V40H103ZM110 41H111V40H110ZM115 41H114V43H115ZM123 41H125V40H123ZM130 41H128V44H129ZM134 41H135V40H134ZM136 41H135V42H136ZM140 41H141V40H140ZM251 41H253V42H252L251 44H249ZM0 42H1V41H0ZM67 42H68V41H67ZM80 42H79V44H80ZM119 42H120V41H119ZM121 42H122V41H121ZM126 42H127V40H126ZM126 42H124L123 44H125ZM5 43H6V42H5ZM5 43H3V41H2V44H5ZM22 43H23V42H22ZM29 43H30V42H29ZM31 43H32V41H31ZM68 43H69V42H68ZM72 43H74V42H70L71 46H72ZM76 43H77V42H76ZM76 43H74V44H75L76 46H78L79 44H76ZM82 43H83V42H82ZM106 43H109V42L106 41ZM131 43H132V42H131ZM138 43H139V41H138ZM151 43H152V42H151ZM153 43H154V41H153ZM246 43H245V44H246ZM7 44H8V43H7ZM23 44H25V42H24ZM66 44H67V43H66ZM66 44L64 45L65 47H66ZM74 44H73V47H75ZM117 44H120V43H117ZM135 44H136V43H135ZM149 44H150V43H149ZM202 44H203V43H202ZM9 45H10V44H9ZM11 45H12V44H11ZM27 45H29V44H27ZM31 45H32V44H31ZM33 45H34V43H33ZM33 45H32V46H33ZM106 45H107V44H106ZM114 45H115V44H114ZM146 45L152 47L151 44H150V45L146 44ZM146 45H145V46H146ZM187 45H189V44H187ZM187 45H186V46H187ZM190 45H191V44H190ZM190 45H189V46H190ZM248 45H246V46H247V49H248V47H249ZM12 46H13V45H12ZM23 46H24V45H23ZM23 46H22V47H23ZM64 46H63V47H64ZM91 46H89V47L91 48ZM109 46H111V45H109ZM121 46H122V45H121ZM131 46H133V44H130V46H127V47H131ZM137 46H138V45H137ZM153 46L155 47V46H156V43H155V45H153ZM189 46H188L187 49L184 47V49H185V50H189V49H192V48H193L192 45H191L192 48H191V47L189 48ZM193 46H194V44H193ZM197 46H198V47H197ZM206 46H207V45H206ZM206 46H205V47H206ZM7 47H8V46H7ZM10 47H11V46H10ZM25 47H26V45H25ZM30 47H31V46H30ZM47 47H48V46H47ZM47 47H46V49H47ZM60 47H61L60 50H62L63 47H62V46H60ZM83 47H84V46H83ZM113 47H114V46H113ZM116 47H118V46L115 45V48H116ZM119 47H120V46H119ZM133 47H134V46H133ZM154 47H153V48H154ZM195 47H197V48L200 49V48H201V44H200V46H199V45H196ZM202 47H203V46H202ZM205 47H204V50H203L201 53H204V52H205ZM243 47L246 48L245 46H243ZM243 47H242V48H243ZM1 48H2V47H1ZM11 48H12V47H11ZM27 48H28V47H27ZM43 48H44V47H43ZM71 48H72V47H71ZM78 48H80V47H78ZM84 48H85V47H84ZM121 48H123V47H121ZM148 48H149V47H148ZM9 49H10V48H9ZM12 49H14V48H12ZM20 49H21V48H20ZM33 49H34V48H33ZM39 49H40V48H39ZM39 49H37V50H39ZM49 49H50V50H49ZM49 49H47V50H48V51H51V48H49ZM53 49H54V48H52V52H53ZM63 49H64V48H63ZM81 49H83V48L81 47ZM81 49H80V51H81ZM85 49H86V48H85ZM85 49H83V51H84ZM88 49H89V48H88ZM125 49H126V48H125ZM125 49H124V50H125ZM179 49H180V48H179ZM199 49H198V50H199ZM0 50H1V49H0ZM21 50H22V49H21ZM35 50H36V49H35ZM47 50H46V51H47ZM64 50H65V51H64ZM64 50H62L63 53L65 52V53L67 54L68 52H70V51H68L67 48L64 49ZM69 50H70V49H69ZM89 50H90V49H89ZM98 50H99V49H98ZM111 50H112V49H111ZM120 50H121V49H120ZM126 50H127V49H126ZM182 50H183V49H182ZM182 50H181V52H179V54H175L176 56L178 55L177 57L179 58V62H177V61L174 62V61L177 59V58H176V59L174 58V57H175V55H174L173 58H174L175 60H174L173 62H174L175 64L171 66V70L168 69L169 72H166L164 69H162L163 71L166 72V73H165V72H164V73L168 75V77H167L168 79L165 78L166 81H168L171 77H172L173 79H174V77H179L180 79H183V78H185V79H186V78H189L190 81L192 80V82H193V81H196V82H200V81H201V82H202V81H205V80L207 79V82H205V83H208V84H210V85H216V82H215V81H211L210 79H212V80H213L214 78L216 79V77H217L216 75L219 76V74H220L219 71H218L217 73L215 72V73H216V75H215L216 77H214V78H211V77H210V79H209V77L206 76V75H208V74H206V72H205L206 75H204V74H203L204 71L202 72V71H200V70H201L203 67L206 68V70H207L208 68H210V69H211V68H212V69H213V68H214V69H215V68H220V66H223V65L225 64L223 61H221V60H223V59L220 60V58H216V59H219L220 61L213 60V62H211V58L208 57V56H207V53L205 52L203 55L201 54V56H203V57H201V56H200V57H199V56H196V57H198V58H197V61L199 60V62H197V61H195V62L198 63V65L194 64L195 62L193 63V61H194L193 59H195V58H193V59H191V58L188 59L189 61L192 60V63H193L194 65L197 66L196 68L194 67V68L191 69V67L188 66V67H190V68H188V69H184V70H183V69H181V65H182V63H183V65H185L187 60H186V61L184 60V61H185V64H184V62H180V60L182 61V60L184 59L183 57H185V58L187 59V57H189V55H188V54H185ZM192 50H193V49H192ZM194 50H195V49H194ZM206 50H208V49L206 48ZM245 50H246V49H245ZM251 50H249V51H251ZM15 51H16V50H15ZM24 51H26V50H24ZM24 51H22L23 53H20V51H19V53H18V51H17V53H18L17 55H18V56H22V55H24V54L26 53V52L24 53ZM28 51H29V49H28ZM32 51L34 52V50H32ZM43 51H45V48L43 49ZM46 51H45V52H46ZM54 51H55V50H54ZM66 51H68V52H66ZM72 51H73V50H72ZM80 51H77V53L80 52ZM95 51H96V50H95ZM100 51H101V50H100ZM179 51H180V50H179ZM196 51H197V49H196ZM239 51H240V50H239ZM252 51H251V52H252ZM57 52H58V51H55V54H56ZM86 52H87V51H86ZM90 52H92V51H90ZM90 52H89V54H90ZM96 52H97V51H96ZM96 52H95L94 54H92V55L96 56V55H95ZM128 52H129V51H128ZM165 52H166V51H165ZM176 52H177V51H176ZM188 52H189V51H188ZM190 52H191V51H190ZM240 52H241V51H240ZM242 52H243V50H242ZM242 52H241V53H242ZM246 52H248V51H246ZM3 53L5 54V51H4ZM27 53H28V52H27ZM35 53H36V52L33 53V56H34ZM40 53H42V52H40ZM61 53H62V52H61ZM70 53H71V52H70ZM70 53H68V54H70ZM77 53H76V54H77ZM100 53H101V52H100ZM100 53H99V51H98V54H100ZM103 53H105V52H103ZM163 53H164V52H163ZM168 53H169V52H168ZM174 53H175V51H174ZM177 53H178V52H177ZM186 53H187V51H186ZM193 53H194V52H193ZM193 53H191V54L193 55ZM208 53H210V51H209ZM249 53H250V52H248V54H249ZM0 54H2V53L0 52ZM7 54H9V53H7ZM12 54H13V53H11L10 55H12ZM15 54H16V52H15ZM30 54H32L31 51H30V53L28 54V56H29ZM38 54H39V52L36 53V56H37ZM42 54H43V53H42ZM46 54H47V53H46ZM55 54H51V53H50V54H47V56H46L45 58H43V59L41 58V60H40L41 62L39 61L40 58L38 59V57L36 58V56H35V58H36L35 61L37 60L38 62H34V60H33V62H32V61H31V62L29 61L30 63H28V64H30L29 66H31V67H28V64L24 63V66H23L22 68H18V69L7 68L8 65H9V67H10V65L12 66V63H13V62L11 63V61H9L10 63H8V60H9L8 57H7L8 60L5 59V58H4V59H1V58H0V89H2V91H0V96H1V92H2V98H0V99L2 100L1 104L3 103L2 106H0V111L4 110V114H3V115L6 114V113H5L6 111H10V112L14 113L15 115H17V117H18L19 115H21V116L24 118L23 115H24V112H25L27 109H28L29 112H31L32 109H35V110H36V109H38V108L40 109V107H41V111H42L41 114H44L45 112H50L49 110L54 111V108H53V107H52L53 109L51 108V105L53 104V102H51V101H52L53 99H55V98L57 99L58 97H55V98L52 99V98L50 97V94H51L52 91H54V89L51 91L52 88L49 87V88H51V89H50V94H49V91L47 90V89H48L47 86H48L49 83H51V84H49V86L53 85V84H52L53 80H55V82H53L54 84L57 82V81H56V78H55L56 76H57V78L60 77V76L58 77V75H59L61 72L59 73V71H58L57 69H63L64 67L66 68L67 65H69V64H67V62H65V60L63 59V55H64V54H63V55H60V54L55 55ZM68 54H67V55H68ZM72 54L74 55L73 52H72ZM72 54H71V55H72ZM76 54H75V55H76ZM80 54H81V53H80ZM86 54H87V53H86ZM98 54H97V55H98ZM112 54H113V53H112ZM112 54H111V55H112ZM114 54H115V53H114ZM123 54H125L124 56H126V53H123ZM127 54H128V53H127ZM212 54H213V53H212ZM239 54H240V53H239ZM254 54H256V53H254ZM254 54H253V55H254ZM10 55H9V56H10ZM17 55H14V56H17ZM40 55H41V54H39L38 56L40 57ZM43 55L45 56V53H44ZM83 55H85V54H83ZM105 55H106V53H105ZM128 55L130 56V53H129ZM155 55H156V54H155ZM155 55H154V56H155ZM157 55H158V54H157ZM157 55H156L155 57H158ZM171 55H173V54H171ZM192 55H191V56H192ZM197 55H198V54H197ZM210 55H211V53L209 54V56H210ZM219 55H220V54H218V56H219ZM240 55H241V54H240ZM250 55H251V53H250ZM0 56H4V55H0ZM18 56H17L16 59H19V60H20V57L18 58ZM24 56H25V55H24ZM28 56H25V58L28 57ZM44 56H43V57H44ZM76 56H77V55H76ZM106 56H107V55H106ZM119 56H120V55H119ZM129 56H127V58H128ZM152 56H153V55H152ZM159 56H160V55H159ZM165 56H169V55H165ZM193 56H195V54H194ZM211 56H212V55H211ZM215 56H216V55H215ZM215 56H212V57L215 58ZM234 56H235V55H234ZM254 56H255V55H254ZM5 57H6V56H5ZM10 57H11V56H10ZM30 57H32V56H30ZM78 57H79V56H78ZM81 57H82V56H81ZM85 57H86V59L89 61V59H88L89 57L87 58L86 55L84 56V58H85ZM98 57H99V56H98ZM102 57H104V55H103ZM117 57H118V56H117ZM131 57H132V55H131ZM131 57H129V58L131 59ZM181 57H182V58H181ZM220 57L222 58V56H220ZM256 57H257V56H256ZM11 58H12V57H11ZM11 58H10V59H11ZM14 58H15V57H14ZM14 58H13V59H14ZM23 58H24V57H23ZM75 58H76V57H75ZM82 58H83V57H82ZM90 58H92V56H91ZM129 58H128V59H129ZM135 58H136V57H135ZM148 58H149V57H148ZM180 58H181V59H180ZM236 58H237V56H236ZM240 58H241V57H240ZM21 59H22V58H21ZM27 59H28V58H27ZM29 59L31 60V58H29ZM29 59H28V60H29ZM86 59H85V60H86ZM100 59H101V57H100ZM103 59H104V58H103ZM119 59H120V57H119ZM153 59H155V58L153 57L152 60H153ZM161 59L166 60V58H164V57H162ZM169 59H170V58H169ZM259 59H261V58H259ZM14 60H15V59H14ZM14 60H13V61H14ZM19 60H18V61H19ZM28 60H27V61H28ZM66 60L68 61V59H66ZM92 60H93V59H92ZM110 60H111V59H110ZM110 60H109V61H110ZM123 60H124V59H121L120 62H122ZM125 60H126V57H125ZM134 60H135V59H133V60H129V61L132 62V61H134ZM150 60H151V59H150ZM172 60H173V59H172ZM172 60H171V61H172ZM261 60H262V59H261ZM263 60H264V59H263ZM15 61H16V60H15ZM18 61H17V62H18ZM23 61H25V60L23 59ZM27 61H26V62H27ZM94 61H95V60H94ZM94 61H93V62H94ZM101 61H102V60H101ZM104 61H105V60H104ZM115 61H117V60H115ZM126 61H127V60H126ZM126 61H124L125 63H127V64L124 63L125 65L130 66L131 64H133V65H132L133 67L135 66L134 63H136V62H140V60H136V61H134V63H130V62H129V63H130V65H129L128 62H126ZM167 61H168V60H167ZM167 61H165V62H167ZM71 62H72V61H71ZM82 62H83V61H82ZM96 62H97V61H96ZM120 62H118V63H120ZM153 62H154V61H153ZM161 62H162V61H160V63H161ZM165 62H163V63H165ZM169 62H170V61H169ZM187 62H188V61H187ZM221 62H222V63H221ZM233 62H235V61H233ZM22 63H23V62L21 61V64H22ZM68 63H70V62H68ZM73 63H74V62H72V64H73ZM83 63H85V62H83ZM90 63L92 64V62H90ZM98 63H100V60L98 61ZM106 63H108V62H104L105 65H106ZM110 63H112V62L110 61ZM115 63H116V62H115ZM141 63H142V62H141ZM148 63H151V62H148ZM192 63H190V64H192ZM223 63H224V64H223ZM21 64H20V61H19V64L16 63L17 66H20ZM25 64H26L27 66H26ZM42 64H46V65H45V66H42ZM70 64H71V63H70ZM72 64H71V66H75L74 64H73V65H72ZM79 64H80V63H79ZM81 64H82V63H81ZM91 64H88V66H89L90 68H91V66H90ZM93 64H94V63H93ZM101 64H102V62H101ZM113 64H114V63H113ZM151 64L153 65L154 63H151ZM155 64H156V63H155ZM155 64H154V65H155ZM157 64H159V63H157ZM165 64H166V63H165ZM165 64H164V65H165ZM168 64H169V63H168ZM190 64H188V65H190ZM193 64H192V65H193ZM13 65H14V66H12V67H16L15 64H13ZM76 65H77V64H76ZM139 65L141 66V64H138V67H140ZM148 65H149V64H148ZM152 65H151V66H152ZM159 65H160V64H159ZM161 65H162V63H161ZM161 65H160V66H161ZM183 65H182V66H183ZM225 65H226V64H225ZM229 65H230V63H229ZM232 65H233V64H232ZM235 65H236V64H235ZM239 65H240V64H239ZM21 66H22V65H21ZM71 66H69V67H70V69L68 68L69 70L73 69V68H71ZM79 66H80V65H79ZM79 66H78V69L80 68L79 70H80V72H81V71H82L81 69H84V68H81L82 66H81V67H79ZM96 66H97V64H96ZM99 66H100V64L97 66V68H98ZM102 66H103V64H102L100 67L102 68ZM109 66H110V65H109ZM112 66H113V65H112ZM128 66H126L127 69H128V68L131 69L132 66H130V67H128ZM146 66H147V64H146ZM146 66L144 65V67L146 68L145 70H148L147 67H148V68H150V67H149V66L146 67ZM155 66H156V65H155ZM157 66H158V65H157ZM157 66L155 67V69L158 68ZM167 66H170V65H167ZM233 66H234V65H233ZM244 66H245V65H244ZM83 67H84V66H83ZM103 67H104V66H103ZM105 67H106V66H105ZM133 67H132V68H133ZM135 67H136V66H135ZM152 67H153V66H152ZM164 67H165V66H164ZM164 67H163V68H164ZM172 67H173V68H172ZM183 67H185V66H183ZM225 67H226V66H225ZM228 67H229V66H227L226 68L223 67L224 69L221 67V69L225 70V69H228ZM231 67H232V66H231ZM16 68H17V67H16ZM74 68H76V66H75ZM85 68H86V66H85ZM87 68H88V67H87ZM107 68H108V66H107ZM107 68H106V69H107ZM110 68H111V67H110ZM110 68H109V69H110ZM116 68H117V67H116ZM124 68H125V67H124ZM142 68H143V67H140V70H142L141 72H140V70H139V73H141V74L138 73V75H140V76H139L140 79H141V75L143 74L142 72L145 71V70H143ZM161 68H162V67H161ZM161 68H160V69H161ZM169 68H170V67H169ZM186 68H187V67H186ZM199 68H200V69H199ZM229 68H230V67H229ZM242 68H243V67H242ZM242 68H241V69H242ZM68 69H67V70H68ZM106 69H105V71H106ZM130 69H128V70H129L128 72L131 74V72L134 70V68H133V70L131 69V72H130ZM138 69H139V68L136 67V69H135L136 73H137V70H138ZM165 69H166V67H165ZM212 69H211V71H212ZM56 70H57V72H56ZM65 70H66V69H65ZM69 70H68V73H69ZM89 70H90V69H89ZM94 70H96V69H92V71H94ZM99 70H100V69H98V71H99ZM111 70H112V69H111ZM111 70H110V72H111ZM113 70H114V69H113ZM113 70H112V72H113ZM116 70H117V69H116ZM125 70H126V69H125ZM157 70H158V69H157ZM168 70H167V71H168ZM204 70H205V69H204ZM219 70H220V69H219ZM231 70H232V68H231ZM242 70H243V69H242ZM246 70H248V69H246ZM76 71H77V69H76ZM76 71H75V72H76ZM85 71H86V70H85ZM87 71H88V69H87ZM90 71H91V70H90ZM105 71H104V72H105ZM117 71H118V70H117ZM117 71H115V72H117ZM153 71H154V70H153ZM215 71H216V70H215ZM220 71H221V70H220ZM225 71H226V70H225ZM225 71H224V72H225ZM232 71H233L232 73H229V70L227 71V72L229 73V74L226 73V75H228V78L225 79L224 84H222V87H221L219 90L215 89V90H217V91H214V92L212 93V94L215 93L213 96L211 95V96H209V97H207V98L204 96V99L202 98L203 100H202L201 97H200V99H201L200 102L197 101L198 99H195L197 102H199V103H197V104L194 106V107L199 111L198 113H201V114H203L204 116H206V115H209V116H210V114H212V113L222 112V114H223V113H227V114H228V117L230 116L229 118H234V117H231V116H234V114H235L237 111H238V112H239V111L241 112V109H242L244 106L248 107L247 105L250 103V100H252V99H250L251 96H250V97L247 96V95L249 94V93H247V92L251 89V85H253L254 82L251 84L252 81H250V79H247L248 77L246 78L247 73L245 72V69H244V71H241V72H235L234 70H232ZM70 72H71V71H70ZM73 72H74V69H73ZM83 72H84V70H83ZM108 72H109V71H108ZM110 72H109V73H110ZM148 72H149V70H148ZM148 72H147V75H148ZM150 72H151V71H150ZM154 72H155V71H154ZM207 72H208V71H207ZM221 72H222V71H221ZM230 72H231V71H230ZM254 72H255V71H254ZM256 72H257V71H256ZM57 73H59V74H57ZM65 73H66V72H65ZM65 73H64V74H65ZM68 73H67V74H68ZM76 73H77V72H76ZM101 73H103V72H101ZM109 73H108V74H109ZM113 73H114V72H113ZM121 73H122V71L120 72V74H121ZM132 73H133V72H132ZM134 73H135V72H134ZM145 73H146V71L144 72V74H145ZM164 73H163V74H164ZM208 73H209V72H208ZM218 73H219V74H218ZM222 73H223V72H222ZM249 73H250V72H249ZM56 74H57V75H56ZM64 74H60V75L62 76V75H64ZM70 74H71V73H70ZM70 74H69V75H70ZM72 74H74V73H72ZM72 74H71V75H72ZM96 74H97V73H96ZM105 74H106V73H105ZM108 74H107V75H108ZM118 74H119V72H118ZM120 74H119V75H120ZM149 74H150V73H149ZM157 74H158V71H157ZM160 74H161V73H160ZM163 74H161V76H163ZM211 74H212V73H211ZM260 74H262V73H260ZM55 75H56V76H55ZM94 75H95V74H94ZM107 75H106V76H107ZM111 75H113V74L111 73L110 76H111ZM131 75H132V74H131ZM135 75H136V74H134V77L136 78ZM152 75H153V74H152ZM167 75H166V76H167ZM169 75H170V76H169ZM209 75H210V74H209ZM222 75H224V74H222ZM257 75H258V73H257ZM54 76H55V77H54ZM65 76H67V75H65ZM65 76H64L63 78H65ZM98 76H99V75H97L96 78H98ZM148 76H149V75H148ZM150 76H151V74H150ZM154 76H157V75L154 74ZM158 76H159V78H160V75H158ZM158 76H157V77H158ZM164 76H165V75H164ZM210 76H212V75H210ZM213 76H214V75H213ZM261 76H262V75H261ZM261 76H260V78L263 77V76H262V77H261ZM72 77H73V76H72ZM72 77L69 76V78H68V76H67V77L65 78L64 82L67 80V78H68V79H70V78L72 79ZM100 77H101V76H100ZM113 77L116 78V75L114 74ZM113 77H112V78L110 77V79H113V80H114ZM126 77H128V76H126ZM129 77H131V76L129 75ZM132 77H133V75H132ZM134 77H133V78H134ZM142 77H144V76H142ZM145 77L147 78V76H145ZM169 77H170V78H169ZM219 77H221V75H220ZM219 77H217V78H219ZM105 78H106V77H105ZM105 78L102 80L103 82H105ZM124 78H125V77H124ZM135 78H134V79H135ZM148 78H149V77H148ZM148 78H147V79H148ZM150 78H151V77H150ZM159 78H158V79H159ZM161 78H163V79H160V81H161V80H164V77H161ZM172 78H171V79H172ZM225 78H226V76H225ZM52 79H53V80H52ZM107 79H108V77H107ZM129 79H130V78H128L127 80L130 81L131 79H130V80H129ZM134 79H132V80H134ZM151 79H152V78H151ZM171 79H170V81H173V79H172V80H171ZM203 79H204V80H203ZM219 79H220V78H219ZM219 79H218V80H219ZM222 79H223V76H222ZM222 79H220L221 82H222ZM51 80H52V82H50ZM60 80H63V79H61V77H60ZM72 80H73V79H72ZM135 80H136V79H135ZM135 80H134V81H135ZM143 80H144V79H143ZM148 80H149V79H148ZM153 80H154V79H152L151 82H152ZM174 80H175V79H174ZM176 80H178L177 82H179V79H176ZM218 80H217V81H218ZM261 80H262V79H261ZM102 81H101L100 86H102V84H103ZM106 81H107V80H106ZM134 81H133V82H134ZM141 81H142V79H141ZM146 81H147V80H146ZM146 81H145V82L142 81V82L144 83V85L147 83ZM155 81H156V80H155ZM155 81H154V82H155ZM180 81L183 83V81H185V80L183 79V80H180ZM187 81H188V80H187ZM109 82H110V81H109ZM115 82H116V80H115ZM115 82H114V83H115ZM117 82H118V81H117ZM117 82H116V83H117ZM121 82H122V81H121ZM123 82H125V81H123ZM135 82H136V81H135ZM161 82H162V81H161ZM177 82H175V83H176V84H179V83H180V82H179V83H177ZM192 82H191V83H192ZM221 82H219V83H221ZM67 83H68V82H67ZM69 83H71V82H69ZM128 83H130V82H128ZM131 83H132V82H131ZM131 83H130V85H134V83H133V84H131ZM163 83H165V82H163ZM163 83H162V84H163ZM167 83H168V85H169V82H167ZM167 83H166V84H167ZM256 83H257V82H255V84H256ZM108 84H109V83H108ZM112 84H113V82L111 81V84H110V85H107V83H106V84L103 85V86L105 87V86L107 85L106 87H108V86H109V87H110V86L112 87ZM119 84H120V83H119ZM123 84H124V83H123ZM136 84H137V83H136ZM136 84H135V86H136ZM150 84H151V83H150V80H149L148 84H146V85H147L146 87L151 88V86H148V85H150ZM155 84H158V86H159V82H158V83H155ZM180 84H181V83H180ZM185 84H186V83H185ZM198 84H199V83H198ZM217 84H218V83H217ZM114 85H115V84H114ZM117 85H118V84H117ZM117 85H116V86H117ZM139 85H140V83L138 82V86H139ZM151 85L153 86V88H154L155 90H157V88H158L157 86H155V85H153V84H151ZM170 85H172V83H171ZM170 85H169V86H170ZM173 85H174V81H173ZM183 85H184V84H183ZM183 85H182V84L179 85L180 87L177 86V85H174V86L176 87V90H178V89H180V91H181V89H183V90H189V89H188V87H190V86H188V85H190L189 82H188V84H187V86H188L187 89H184L185 87L183 88ZM191 85H193V84H191ZM194 85H195V84H194ZM205 85H206V84H205ZM258 85L260 86V84H258ZM97 86H98V85H97ZM120 86H121V85H120ZM124 86H125V84L122 86V89H123ZM154 86L157 87V88H155ZM161 86L164 87V88H165V87H166V88H169V87L165 86V84H164V86H163V85H161ZM185 86H186V85H185ZM253 86H254V85H253ZM255 86H256V85H255ZM261 86H262V85H261ZM263 86H264V84H263ZM12 87H16V88H18V89H19V92H18V90L16 89V90H17L16 94H11V93H9L8 89H12ZM109 87H108V89H109ZM159 87H160V86H159ZM162 87H161V88H158V89H159V91H158V95H159V98H160V99H161L160 96H164V95H162V94H161V95L159 94V92H162V93H163V89H162ZM170 87H173V86H170ZM194 87H195V86H194ZM199 87H200V86H199ZM204 87H205V86H204ZM206 87L209 88V86H206ZM214 87H215V86H214ZM87 88H88V87H87ZM87 88H86V89H87ZM113 88H114V87H113ZM113 88H112V89H113ZM133 88H134V86L132 87V90H133ZM135 88H136V87H135ZM135 88H134V89H135ZM137 88H138V87H137ZM137 88H136V93H137V95H138V94L140 93V92H139L140 90L137 92ZM140 88H141V86H140ZM191 88L194 89L193 86H192ZM195 88H196V87H195ZM210 88H212V87H210ZM86 89H83V90H84V91H87L89 88H88L87 90H86ZM91 89H93V88H91ZM97 89H99V88H97ZM97 89H96V90H97ZM112 89H109V91L112 90ZM117 89H118V90H116L117 92H118V91L121 92L120 90H122V89H120V87L117 88ZM119 89H120V90H119ZM143 89H147V88H145V86L143 87V85H142V91H141V92H143V94H145L146 92L149 93L150 90H152V88H151L150 90L147 89V90L145 91V93H144V90H143ZM160 89H161L162 91H160ZM170 89H171V88H170ZM172 89H173V88H172ZM199 89H200V88H199ZM253 89L255 90L254 87H253ZM16 90H15V91H16ZM83 90L81 89L80 93H81ZM96 90H94L93 92L95 93ZM105 90H106V89H105ZM127 90H128V89H127ZM164 90H165V89H164ZM173 90H174V89H173ZM197 90H198V88H197ZM88 91H91V90H88ZM100 91H101V90H99L98 92H100ZM116 91L113 90L114 93H115ZM167 91H170V90L167 89ZM189 91H191V89H190ZM251 91H252V89H251ZM12 92H14V89L12 90ZM101 92H102V91H101ZM117 92H116V93H117ZM154 92H155V91H153V94H154ZM164 92L167 94V95H165V97H166V96L169 97L168 99L166 98V99L168 100V104H172L171 101H173V103H175V100H171V99H170V98L172 97V94H169L170 92H169V93H167L166 91H164ZM171 92H172V90H171ZM173 92H175V91H173ZM182 92L185 93L186 91H182ZM14 93H15V92H14ZM52 93H53V92H52ZM80 93H78V94L81 95ZM82 93H83V92H82ZM86 93H88V92H85V94H86ZM94 93H93V94H94ZM103 93H104V91H103ZM107 93H108V91H107ZM116 93H115V94H116ZM126 93H127V92H126ZM150 93H151V92H150ZM150 93L148 94V96L150 95ZM165 93H164V94H165ZM176 93H177V91H176ZM186 93H187V92H186ZM186 93H185V95H186ZM250 93H251V92H250ZM252 93H253V91H252ZM95 94L97 95V93H95ZM101 94H102V93H101ZM101 94L99 93L100 96H101ZM115 94H113V95H115ZM141 94H142V93H141ZM151 94H152V93H151ZM181 94H182V96H183V93H181ZM54 95H55V94H54ZM79 95H78V97H79ZM83 95H84V93L82 94V96H83ZM89 95H90V94L88 93V96H89ZM96 95H95V96H96ZM99 95H98V96H99ZM108 95H109V94H108ZM108 95H106V97H105L104 99H107V96H108ZM126 95H127V94H126ZM139 95H140V94H139ZM139 95H138V96H139ZM154 95H155V94H154ZM156 95H157V93H156ZM190 95H191V94H190ZM192 95H193V94H192ZM57 96H58V95H57ZM72 96H74V95L72 94ZM72 96H71V97H72ZM84 96H85V95H84ZM86 96H87V94H86ZM124 96H125V95H124ZM124 96H123V97H124ZM138 96H137V97H138ZM145 96H146V95H145ZM145 96H143V97H145ZM179 96H180V95H179ZM182 96H181V97H182ZM187 96H188V95H187ZM187 96H186V97H187ZM193 96H194V95H193ZM193 96H192V97H193ZM261 96H262V95H261ZM63 97H64V96H63ZM74 97H75V96H74ZM90 97H91V95H90ZM101 97H102V96H101ZM101 97H100V98H101ZM139 97H140V96H139ZM139 97H138V98H139ZM151 97H152V96H151ZM156 97H157V96H156ZM186 97H185V96H184V98L182 97V98H183V101L180 102L181 104H182V102H184V103L187 102V101H185V98H186ZM189 97H190V96H189ZM195 97H196V95H195ZM256 97H258V96H256ZM59 98H61V97H59ZM59 98H58V99H59ZM72 98H73V97H72ZM86 98H87V97H86ZM86 98L84 97L83 99L85 100ZM109 98H111V99L114 100L115 97L113 96V98H112V96H111V97H108V99H109ZM125 98L128 99L129 97L126 96ZM138 98H137V99H138ZM149 98H150V97H149ZM172 98H173V97H172ZM179 98H180V97H179ZM196 98H199V97H196ZM56 99H55V100H56ZM63 99H64V98H63ZM69 99H70V98H69ZM79 99H80V98H79ZM89 99H90V98H89ZM117 99H120V98H117ZM117 99H115V102H116ZM139 99H140V98H139ZM139 99H138V100H139ZM141 99H142V98H141ZM145 99H147V97H146ZM152 99H155V97L153 96ZM173 99H176V98H173ZM177 99H178V98H177ZM177 99H176V101H177ZM187 99H188V98H187ZM193 99H194V98H192V100H193ZM200 99H199V100H200ZM253 99H254V102H253L254 105H253V103L251 104V105H253V106H251L252 108L250 107V110L248 109V111H247L248 114L245 112V114H247V115L245 116V118H244V122H243L244 124L248 125L247 127H249V129L247 128V131H249L248 133H250V132L253 133V131H255V130H253V129L255 128L254 126L256 125V123L253 124V123H254V122H253L254 119L250 118L251 116H249V114H253V115H254V114H255V113H254V110H257V109H261V108H263V115H264V105L261 104L262 102H259L260 104H259V103L257 104V103H255V102H256V100H258V99L256 98V100H255L254 96H253ZM259 99H261V98H259ZM1 100H0V101H1ZM70 100H71V99H70ZM77 100H78V98H77ZM113 100H112V102H111L110 104L113 103ZM120 100H121V99H120ZM138 100H137V101H138ZM156 100H157V99H156ZM161 100H163L164 102H166V101L163 99V97H162ZM161 100H159L160 103H161ZM170 100H171V101H170ZM188 100L190 101V105L193 106V105H192L193 103L191 104V101H192V100H191V97H190V99H188ZM261 100L264 101V99H261ZM53 101H54V100H53ZM64 101H65V100H64ZM64 101H62V102H64ZM80 101H82V99H81ZM87 101H88V100H87ZM87 101H86L85 103H87ZM102 101L105 102L104 100H102ZM109 101H110V99H109ZM122 101H123V100H122ZM124 101H125V100H124ZM129 101H130V100H129ZM144 101H145V100H143V102H144ZM151 101H152V100H151ZM252 101H253V100H252ZM258 101H260V100H258ZM50 102H51V104H50ZM59 102H60V101H59ZM67 102H69L68 99H67V101L64 102V104H65L66 106H68V104H69V103H67ZM73 102H74V103L77 102V101H76V97H75V101L73 100L72 103H73ZM82 102H83V101H82ZM82 102H81V103H82ZM99 102H101V101H99ZM103 102H102V104H103ZM118 102H119V101H118ZM138 102H139V101H138ZM147 102H148V99H147ZM153 102H154V101H153ZM153 102H152V103H153ZM178 102H179V100H178ZM60 103H61V102H60ZM60 103H59V104H60ZM72 103H71V104H72ZM77 103H78V102H77ZM85 103H83V105H84ZM120 103H121V105L123 104V106H127V105H125V104H124L123 102H121V101H120ZM152 103H149L150 106H151ZM158 103H159V102H158ZM158 103H156V104H158ZM166 103H167V102H166ZM176 103H177V102H176ZM187 103H188V102H187ZM49 104H50V106H49ZM56 104H57V102H56ZM56 104H55V105L53 104V106L55 107ZM59 104L57 105L58 107H60V105H61L62 103H61L60 105H59ZM64 104H63V105H64ZM105 104H106V103H105ZM108 104H109V103H108ZM108 104H107V106H108ZM113 104L115 105V103H113ZM147 104H148V103H147ZM147 104H145V105H147ZM63 105L61 106V107H62V108H61V109H62L61 112H63V109L65 110V105H64V108H63ZM73 105H74V104H73ZM75 105H76V104H75ZM75 105H74V106H75ZM96 105H97V104H96ZM99 105H100V104L98 103L97 106H94V107H93L95 111H96V109H98V108H96V107H98ZM121 105H119V103H118V105L116 104L115 107L118 108V107L121 106ZM129 105H130V103H129ZM159 105H160V104H159ZM177 105H178V104H177ZM46 106H48L49 109H48V110L45 109V112H44V109H42V107L44 108V107H46ZM57 106L55 107V109L58 108ZM69 106H71V109L73 108L72 105H69ZM84 106H85V105H84ZM104 106L106 107V105H104ZM104 106L100 105L101 108H102V107L104 108ZM111 106H113V105H111ZM130 106H131V105H130ZM143 106H144V105H143ZM150 106H146V108L148 109ZM160 106H161V105H160ZM180 106H181V105H180ZM182 106H184V104H182ZM191 106H190V107H191ZM262 106H263V107H262ZM80 107H82V106L80 105ZM80 107H79V108H80ZM108 107L110 108V106H108ZM121 107H122V106H121ZM134 107H135V106H134ZM144 107H145V106H144ZM144 107H143V108H144ZM153 107L156 109L158 106L156 107V105H153ZM153 107H152V108H153ZM165 107H166V106H165ZM190 107H189V108H190ZM194 107H191V108L193 109L194 112H197V111L194 110ZM68 108H69V107H68ZM76 108H77V107H74V109H75V111L73 110L74 113H73V111L71 112V113H73L74 115L78 112V111L76 112ZM79 108H77V109L79 110ZM82 108H83V107H82ZM93 108H91V109L93 110ZM95 108H96V109H95ZM109 108H108V109L106 108V109H107V110H110ZM122 108H123V107H122ZM128 108H129V107H128ZM146 108H145V109H146ZM162 108H164V106H162ZM169 108H170V106H169ZM173 108H174V107H173ZM176 108H177V107H176ZM253 108H254V109H253ZM1 109H2V110H1ZM58 109H59V108H58ZM69 109H70V108H69ZM69 109H68L67 112H70ZM89 109H90V108H89ZM113 109H115V108H113ZM150 109H151V108H150ZM155 109H153V111H155ZM166 109H167V107H166ZM166 109H165V111H166ZM181 109H182V108H181ZM246 109H247V108H246ZM46 110H47V111H46ZM59 110H60V109H59ZM80 110H81V109H80ZM94 110H93V111H94ZM107 110H106V112H107ZM111 110H112V109H111ZM129 110H131V109H129ZM179 110H180V107H179ZM190 110H191V109H189V111H190ZM242 110H244V109H242ZM87 111H88V110H87ZM97 111H98V110H97ZM103 111L105 112V109L102 110L101 112L104 113ZM144 111H145V110H144ZM153 111H152V110H150V111L147 110L146 112H147V113L149 112L148 115H149L150 112H151L152 114H151L150 116L153 117V116H152V115H153ZM157 111H158V109H157ZM157 111H156V112H157ZM174 111H176V112H175L176 114H179V113H177V110L174 109ZM185 111H187V110H185ZM244 111H245V110H244ZM35 112H36V111H35ZM56 112H58V111H56ZM56 112H54V113L56 114ZM61 112L59 111V113H61ZM138 112H139V111H138ZM158 112H159V111H158ZM158 112H157V113H158ZM178 112H180V111H178ZM181 112H182V111H181ZM194 112H193V113H194ZM0 113H1V112H0ZM8 113H9V112H7V114H8ZM12 113H10V114H12ZM59 113H57V114H59ZM94 113H95V112H94ZM97 113H98V112H97ZM134 113L136 114L134 117L137 116L136 119H138V115H139L140 112H139V113L134 112ZM154 113H155V112H154ZM162 113H163V112H162ZM172 113H173V112H172ZM242 113H243V112H241V114H242ZM22 114H23V115H22ZM29 114H30V113H29ZM29 114H27V115H29ZM36 114H37V113H36ZM38 114H39V113H38ZM57 114H56V115H57ZM61 114H62V113H61ZM67 114H68V113H66L64 116H67ZM98 114H99V113H98ZM104 114H106V113H104ZM137 114H138V115H137ZM163 114H164V113H163ZM173 114H174V113H173ZM173 114H172V115H173ZM196 114H197V113H196ZM201 114H200V115H201ZM257 114H258V113L256 112V115H257ZM1 115H2V114H1ZM49 115H50V113H48V117H50ZM52 115H53V113H51V116H52ZM69 115L72 116L71 118H74V119H73L74 122H72V123H75V121L78 123L80 117L78 118V121H77V120H75V117H76V116L74 117V116L71 115V114H69ZM87 115H88V114H87ZM133 115H134V114H133ZM160 115H161V114H160V112H159V116H160ZM174 115H175V114H174ZM181 115H182V114H181ZM181 115H180V116H181ZM191 115H192V114H191ZM191 115H189V113H188V116L192 117ZM194 115H195V114H194ZM203 115H202V116H203ZM216 115H218V114H216ZM253 115H252V116H253ZM38 116H40V114H39ZM41 116H42V115H41ZM41 116H40V117H41ZM60 116H61V115H60ZM60 116L56 117V118H58V121H56V120H54L53 118L50 117V122L52 121V119H53V122H55V121H56V122H59V120H60L59 118L62 117V118H63L62 123H66V124H67L66 121H68V118H67V120H66V119H64L63 116H61V117H60ZM70 116H69V119H70ZM88 116H90V115H88ZM95 116H96V113H95ZM111 116L114 117L113 115H111ZM111 116H110V117H111ZM121 116H122V115H121ZM121 116H120V119H121V122H122V123L118 121L120 127H121L122 124L124 123V122L122 121V118L125 117L124 115H123V117H121ZM155 116H156V115H155ZM157 116H158V115H157ZM166 116H169V115L166 114ZM166 116H165V117H166ZM175 116L177 117V115H175ZM182 116L184 117L185 115L183 114ZM188 116H187V118H189ZM195 116H196V115H195ZM202 116H201V117H202ZM214 116H215V115H213V117H214ZM13 117H14V116H13ZM15 117H16V116H15ZM15 117H14V118H15ZM22 117H21V118H22ZM43 117H44V116H43ZM43 117H42V118H43ZM48 117H44L43 120H46V118H48ZM86 117H87V116H86ZM86 117L83 118V119L85 120V119H88V118H89V117H88V118H86ZM108 117H109V116H108ZM112 117H111V118H112ZM131 117H133V116H131ZM141 117H143V116H141ZM176 117H174V118H176ZM206 117H207V116H206ZM206 117H205V118H206ZM217 117H218V116H217ZM226 117H227V116H226ZM258 117H260V116H258ZM18 118H19V117H18ZM56 118H55V119H56ZM93 118H94V117H93ZM100 118H101V117H99L98 119H100ZM105 118H107V117H105ZM116 118H117L118 120H120L118 117H116ZM116 118H115V119H116ZM126 118H127V117H126ZM128 118H129V117H128ZM128 118H127V119H128ZM139 118H140V117H139ZM157 118H158V117H157ZM169 118H170V116H169ZM169 118H168V119H169ZM178 118H181V117H178ZM192 118H193V117H192ZM194 118H195V117H194ZM197 118L199 119L200 116H198ZM215 118H216V117H215ZM218 118H219V117H218ZM253 118H254V117H253ZM15 119H16V118H15ZM40 119H41V118H40ZM76 119H77V118H76ZM83 119H80V120H81L80 123L82 122ZM91 119H92V117H91ZM158 119H159V118H158ZM160 119H161V118H160ZM181 119H182V118H181ZM181 119H180V120H181ZM200 119H201V118H200ZM202 119H204V118H202ZM216 119H217V118H216ZM225 119H226V118H225ZM227 119H228V118H227ZM257 119H258V118H256V120H257ZM259 119H261V118H259ZM17 120H18V119H17ZM64 120H66V121L64 122ZM73 120H72V121H73ZM89 120H90V119H89ZM89 120H88V121H89ZM92 120H93V119H92ZM96 120H97V119H96ZM113 120H114V119H113ZM134 120H135V119H134ZM134 120H132V118H130V121H131V122L134 121ZM142 120H143V123H144V121H146L145 119H142ZM142 120H141V122H140L139 119H138V120H136V121H137V122H136L137 124L135 123V121H134V123H135L136 125H139L138 123L143 124V123H142ZM170 120H172V118H171ZM176 120H179V119H176ZM187 120H188V119H187ZM191 120H194V119H191ZM211 120H212V119H211ZM252 120H253V121H252ZM20 121H21V120H20ZM20 121H19V122H20ZM46 121H47V120H46ZM70 121H71V120H70ZM85 121L88 122L87 120H85ZM110 121H111V120H110ZM110 121H109V122H110ZM128 121H129V119H128ZM128 121H127V123H126V122H125V123H126V124L130 123V121H129V122H128ZM162 121H163V119H162ZM194 121H195V120H194ZM202 121H203V120H202ZM251 121H252V122H251ZM16 122H17V121H16ZM47 122H49V121H47ZM53 122H51V123H53ZM83 122H84V121H83ZM91 122H92V121H90V123H91ZM95 122H96V121H95V118H94V123H95ZM99 122H100V121H99ZM99 122H98V124H96L97 122H96L95 124L92 123L93 127H94L95 125H96V126L98 125L97 128L99 129V128H100V127H99V124L102 123V122L104 123L105 121H102V122H100V123H99ZM106 122H107V121H106ZM106 122H105V123H106ZM111 122H113V121H111ZM111 122H110V123H111ZM171 122H172V121H171ZM205 122H207V121H205ZM259 122H260V121H259ZM21 123H24L23 120L20 122V124H21ZM68 123H69V122H68ZM77 123H76V124H77ZM88 123H89V122H88ZM103 123L100 124V126H105L104 129H105V128H106V129L109 128V130H110L111 127H110L109 125H108L109 127L106 126V125H103ZM105 123H104V124H105ZM114 123H115V122H114ZM116 123H117V122H116ZM116 123H115V124L112 123V125H117V126H119V125L116 124ZM120 123H121V124H120ZM145 123H146V122H145ZM186 123L189 124L188 122H186ZM203 123H204V122H201V124H203ZM241 123H242V122H241ZM263 123H264V122H263ZM47 124H48V123H47ZM47 124H46V125H47ZM60 124H61V123H60ZM84 124H85V123H84ZM86 124H87V123H86ZM160 124H161V123H160ZM165 124H166V123H165ZM167 124H168V123H167ZM198 124H199V123H198ZM21 125H23V124H21ZM30 125H31V124H30ZM46 125H45V128H46ZM61 125H62V124H61ZM63 125H64V124H63ZM63 125H62V126H63ZM67 125H68V124H67ZM69 125H70V124H69ZM69 125H68V126H69ZM89 125H90V126H87V125H86V126L83 127V124H82V127H83V128H82V127H81V129L78 128L79 130L74 131V132H73V130H74V128H73L74 125H72L73 130H72V132H71L70 134H68V131H69L68 128H71V127H70V126L68 127V126L64 125V127L66 126V129H67V130H66V129L63 127V128L65 129L64 131H66V133H67L68 135H66L63 139H61V137L58 136V134H56V135L54 134L56 137H57V136H58V138L60 137V140L57 141V142H60V143H56V142H55V144H57V146H56V147L54 146V151H55V153H56V155H57V159H55V160L58 161L57 164L62 168L61 170H62L63 174L65 175V177H67L66 180L69 179V181H70V180L73 181V183L70 185L71 187H72V185L74 184V182H80V183H81V181L83 182V180H85L86 182H89V181L92 182V177H94V176L97 177V175H99L100 172H101V173H104V172L107 173V172L110 171L111 169L114 170L115 168H113V167H116L115 164L117 165V163H113V162H112V160H114V159H110V158H108V160L110 159V161L105 160V159H107V157H105V159H104V160H105V161H104L105 163H103V161H101V160H100V161H101L102 163H99V162H98L99 165H97V164L95 163V162L99 161L98 159H100V155H101L100 152L102 151V152L104 153V151H105V150H104L105 148H104V149L102 148V144H103V142H105V139L103 140V142L100 143L99 140H100L101 138H103V137H102V134H104V133H103V132H102L101 134L99 133V134L101 135V136H99V135L97 134L98 132H97V133H95L96 131L93 132L94 129L91 127L92 125H91V124H89ZM110 125H111V124H110ZM124 125H125V124H124ZM128 125H129V124H128ZM130 125H133V124H130ZM144 125H145V126L148 125V122H147V124H143V127H144ZM157 125L159 126V124H157ZM157 125H156V126H157ZM180 125H182L181 122H180ZM24 126H25V125H24ZM27 126H28V125H27ZM49 126H50V125H49ZM51 126H52V125H51ZM56 126H57V125L54 124V126H52V127H56ZM58 126H59V125H58ZM58 126L56 127L57 129H58ZM96 126H95V127H96ZM125 126H126V125H125ZM153 126H154V125H152L151 127H153ZM164 126H165V125H164ZM169 126H170V124H169ZM184 126H185V125H184ZM188 126H189V125H188ZM190 126H191V123H190ZM195 126H197V125H195ZM195 126H194V127H195ZM200 126H201V125H200ZM33 127H35V126H33ZM36 127H37V126H36ZM40 127L42 128V126H40ZM43 127H44V126H43ZM67 127H68V128H67ZM133 127H134V126H133ZM139 127H142V125L139 126ZM182 127H183V126H181V128H182ZM240 127H241V126H240ZM244 127H245V126H244ZM244 127H242V128H244ZM28 128H29V127H28ZM28 128L26 127V131H27ZM31 128H32V126H31ZM48 128H50V127H48ZM63 128H62V130H63ZM72 128H71V129H72ZM123 128H124V127H123ZM123 128H122L121 130H123ZM126 128H127V127H125V129H126ZM154 128H155V126L153 127V129H154ZM165 128H166V127H165ZM185 128H186V127H185ZM23 129H24V127H23ZM36 129H37V128H36ZM39 129H40V128H39ZM43 129H44V128H43ZM50 129L52 130L53 128H50ZM76 129H77V128H76ZM98 129H97V130H98ZM100 129H102V128H100ZM125 129H124V132H123V133H125V131H126ZM133 129H134V128H133ZM133 129H132V130H133ZM135 129H138V127L136 128V126H135ZM141 129H142V128H140V129H138V130L140 131ZM148 129H150V127H149ZM183 129H184V128H183ZM196 129H197V128H196ZM251 129H252V131H250ZM31 130H33V129H31ZM51 130H50V131H51ZM58 130H61V129H58ZM62 130H61V131H62ZM109 130H107V131H108V135H110L109 138L112 137V135H113L115 132H117L116 129H114L115 132L109 134V132H112V131H109ZM121 130H119V132H121ZM132 130H131V131H132ZM150 130H151V129H150ZM162 130H164V128H163ZM167 130H168V129H167ZM22 131H23V134H24V130H22ZM37 131H38V130H37ZM44 131H45V130H44ZM46 131H48L47 128H46ZM46 131H45V133H46ZM64 131H63V132H64ZM98 131L100 132V130H98ZM107 131H106V132H107ZM127 131L130 133V130H129V129H128ZM127 131H126V134H128V136H129V133H127ZM192 131H193V130H192ZM238 131L240 132V130H238ZM238 131H237V132H238ZM242 131H243V129H242ZM27 132H28V131H27ZM40 132L42 133L43 131H40ZM54 132H55L54 130L51 131V133H54ZM63 132H62V133H63ZM69 132H70V131H69ZM135 132H137V131H135ZM135 132H133L132 135H133V134L135 135ZM163 132H164V131H163ZM189 132H190V130H189ZM196 132H197V131H196ZM21 133H22V132H21ZM45 133H43V134H45ZM48 133H49V131L47 132V134H48ZM51 133H50V134H51ZM117 133H118V132H117ZM138 133H139V132H138ZM138 133H137V135L140 134V133H139V134H138ZM141 133L146 134V135L150 134V133H148V131H147L146 129H142V132H141ZM182 133H184V132H182ZM187 133H188V132H187ZM187 133H185L186 136H187ZM190 133H191V132H190ZM50 134H49V135H50ZM95 134H96V135H95ZM126 134H125V135H126ZM204 134H205V133H204ZM209 134H210V133H209ZM236 134H237V133H236ZM245 134H246V133H245ZM32 135H33V134H32ZM35 135H36V134H35ZM35 135H34V137H36ZM40 135H41V134H40ZM134 135H133V137H136V136H137V135H136V136H134ZM152 135H154V134H152ZM155 135H156V134H155ZM155 135H154V136H155ZM182 135H183V134H182ZM188 135H189V134H188ZM247 135H248V134H247ZM55 136H54V137H55ZM98 136H99L100 138H99ZM106 136H107V133H106ZM106 136H105V137H106ZM140 136H141V135H140ZM142 136H143V135H142ZM193 136H194V135H193ZM197 136H198V135H197ZM238 136H239V135H238ZM47 137H48V135H47ZM105 137H104V138H105ZM118 137H119V136H118ZM126 137H127V135H126ZM138 137H139V136H138ZM148 137H149V136H148ZM179 137H180V136H179ZM179 137H178V139H179ZM202 137H203V136H202ZM250 137H251V136H250ZM48 138H49V137H48ZM48 138H47V139H48ZM58 138H56V139L58 140ZM116 138H117V137H116ZM116 138H114V139H116ZM120 138H121V137H120ZM127 138H129V137H127ZM141 138H142V137H141ZM155 138H156V137H155ZM158 138H159V137H158ZM198 138H199V137H198ZM198 138H197V139H198ZM111 139L113 140V137L110 138V140H111ZM117 139H118V138H117ZM129 139H130V138H129ZM143 139H145V137H144ZM143 139H142V140H143ZM148 139H150V137H149ZM153 139H154V137H153ZM162 139H164V138H162ZM162 139H161V140H162ZM175 139H176V138H175ZM182 139H184V138H181V141H182ZM189 139L191 140V137H190ZM200 139H203V138L200 137L198 140H200ZM233 139H234V138H233ZM243 139H244V138H243ZM246 139H247V138H246ZM246 139H245V140H246ZM48 140H49V139H48ZM110 140H107V138H106V143H108L107 145H110L109 147H110V151H111V149H112L111 146H112V145L114 146V143H115L114 141H115V140H113L112 142H111ZM120 140H121V139H120ZM120 140H119V141H120ZM134 140H136V139H134ZM140 140H141V139H140ZM140 140H138V141H139V144L142 145V142H141ZM158 140H159V139H158ZM158 140H156V142H157ZM161 140H160V141H161ZM170 140L175 141V140L172 139V138H171ZM190 140H189V141H190ZM237 140H238V139H237ZM34 141H35V140H34ZM34 141H32V142L34 143ZM49 141H51V139H50ZM52 141H53V140H52ZM98 141H99V142H98ZM107 141H108V142H107ZM109 141L111 142V144H112L113 142H114V143L111 145V144H109ZM144 141H145V142H147V141H150V142H151V141H152V138H151L150 140H147V141L144 140ZM168 141H169V140H168ZM176 141L178 142V140H176ZM181 141H180V142H181ZM189 141H187L188 144H189ZM191 141H192V140H191ZM205 141H206V139H205ZM205 141H204V142H205ZM207 141H208V140H207ZM211 141H212V140H211ZM234 141H235V140H234ZM32 142H31V144H33ZM39 142H40V141H39ZM53 142H54V141H53ZM121 142H123V141L121 140ZM121 142L119 143V145H121V144L124 143V142H123V143H121ZM130 142H131V141H130ZM136 142H137V141H136ZM166 142H167V141H166ZM197 142H199V141H197ZM201 142H202V141H200V146L202 145ZM212 142H213V141H212ZM232 142H233V141H232ZM235 142H237V141H235ZM256 142H259V141H254L255 145H257ZM263 142H264V141H263ZM29 143H30V142H29ZM98 143L101 144V147H99L100 144H98ZM131 143H132V142H131ZM131 143H129V144H131ZM137 143H138V142H137ZM143 143H144V142H143ZM153 143H154V141H153ZM153 143H152V144H153ZM161 143H162V142H161ZM173 143H174V142H173ZM173 143H172V145H174L175 148H176L175 143H174V144H173ZM183 143H184V141H183ZM207 143H208V142H207ZM214 143H215V142H214ZM214 143H213V144H214ZM230 143H231V142H230ZM230 143H229V144H230ZM31 144H30V146H31ZM41 144H42V142H41ZM49 144L53 145L54 143L51 142V143H49ZM96 144H97V146H96ZM134 144H135V143H134ZM147 144H148V143H147ZM147 144H146V145H147ZM149 144H150V143H149ZM176 144H177V143H176ZM180 144H181V143H180ZM185 144H186V143H185ZM185 144H184L183 146H186ZM195 144H196V142H195ZM198 144H199V143H198ZM205 144H206V142H205ZM209 144H212V143H209ZM219 144H220V143H219ZM231 144H232V143H231ZM231 144H230V145H224V146L226 147V149H229L228 146L231 147ZM241 144H242V143H241ZM241 144H240V145H241ZM247 144H248V142H247ZM260 144H261V143H260ZM28 145H29V144H28ZM124 145H125V144H124ZM124 145H123V148L126 147V146H124ZM131 145H133V144H131ZM150 145H151V144H150ZM190 145H192V143H190ZM196 145H197V144H196ZM220 145H221V144H220ZM234 145H235V144H234ZM234 145H232V146H234ZM236 145H237V144H236ZM242 145H243V144H242ZM245 145H246V144H245ZM245 145H244V147H245ZM258 145H259V144H258ZM30 146H28V147H30ZM32 146H33V145H32ZM121 146H122V145H121ZM144 146H145V145H144ZM155 146H156V145H155ZM158 146H159V143H158V145H157V149H160V147L158 148ZM170 146H171V144H170ZM179 146H180V145H179ZM200 146L197 145V146H194V148H195V147H199V149H200ZM204 146H205V145H204ZM204 146H202V147H204ZM208 146H209V145H208ZM211 146H212V145H211ZM215 146H216V144H215ZM217 146H218V145H217ZM237 146H238V145H237ZM260 146H261V145H260ZM263 146H264V144H263ZM40 147H41V146H40ZM42 147H43V146H42ZM96 147H97V149H96ZM98 147H99V148H98ZM104 147H105V146H104ZM119 147H120V146H119ZM119 147H118V146H117L116 148L114 147L115 149L113 148V149H114L113 151L117 150ZM135 147H138V148H139V147H141V146H138V144H136ZM147 147H148V146H147ZM150 147H152V145H151ZM153 147H154V146H153ZM153 147H152V148H153ZM163 147H164V145H163ZM166 147H167V146H166ZM168 147H169V146H168ZM171 147H173V146H171ZM177 147H178V146H177ZM186 147H187V146H186ZM225 147H224V148H225ZM234 147L236 148V146H234ZM244 147H243V150L246 151V149H244ZM248 147H249V146H248ZM250 147H251V146H250ZM256 147H258V146H256ZM33 148H35V147H33ZM33 148H32V149H33ZM36 148H37V147H36ZM50 148H52V147H50ZM100 148H102L103 150H101ZM123 148H122V150L125 151V148H124V149H123ZM131 148H134V145H133V147H131ZM142 148H143V147H142ZM144 148H145V147H144ZM155 148H156V147H155ZM155 148H154V149H155ZM161 148H162V147H161ZM164 148H165V147H164ZM189 148H190V146H189ZM192 148H193V147H192ZM192 148H191V150H192ZM208 148H209V147H208ZM208 148H207V149H208ZM211 148H216V147L212 146ZM217 148H218V147H217ZM217 148H216V149H217ZM220 148H221V147H220ZM222 148H223V147H222ZM246 148H247V146H246ZM254 148H255V147H254ZM46 149H47V148H46ZM99 149H100V150H99ZM146 149H147V148H146ZM149 149H150V148H149ZM149 149H148V151H149ZM157 149H156V150H157ZM176 149H177V152H176ZM176 149H175L174 152L177 153L178 156H181V157H184V156L188 157V156H190V155H187V154H188V151L183 150V147H182L180 150H179V147L176 148ZM201 149H202V148H201ZM204 149H205V148H204ZM218 149H219V148H218ZM231 149H232V148H230L229 150H231ZM240 149H242V148H240ZM257 149H259V148H257ZM26 150H27V149H26ZM26 150H25V151H26ZM37 150H39V149H37ZM40 150H41V149H40ZM106 150H109V149H108V146H107ZM118 150H119V149H118ZM122 150H119V151H122ZM133 150H134V149H133ZM135 150H138V149L136 148ZM156 150H154V151H156ZM165 150H166V148L164 149V151H165ZM187 150H188V149H187ZM189 150H190V149H189ZM191 150H190V151H191ZM197 150H198V148H196L195 152H197ZM205 150H206V149H205ZM211 150H212V149H211ZM232 150H233V149H232ZM251 150H252V148H251ZM260 150L263 151L261 148H260ZM260 150H259V152H260ZM25 151H24V152H25ZM28 151H29V150H28ZM43 151H44V149H43ZM113 151H112V152H113ZM128 151H129V150H128ZM145 151H146V150H145ZM151 151H152V149H151ZM154 151H152L153 154H154ZM192 151H194V150H192ZM219 151H220V150H219ZM222 151H223V150H222ZM222 151H221V152H222ZM226 151H227V150H226ZM245 151L241 153V151L238 150V152L241 153V154L245 153ZM247 151H249V150H247ZM252 151H253V150H252ZM254 151H255V150H254ZM254 151H253V153H254ZM26 152H27V151H26ZM122 152H123V151H122ZM125 152H126V151H125ZM129 152L131 153V151H129ZM134 152L136 153V156L139 154V151H138V152L134 151ZM141 152H142V151H141ZM166 152H167V151H166ZM195 152H193V153H195ZM198 152H199V150H198ZM201 152L203 153L204 150H203V151L201 150ZM201 152H200V153H201ZM206 152H207V150H206L204 153H206ZM210 152H212V151H209V155H210ZM213 152H217V151H216V150H215V151L213 150ZM227 152H228V151H227ZM231 152H232V151H231ZM231 152H228L227 154H229V153H231ZM250 152H251V151H250ZM256 152H257V151H255V153H256ZM27 153H28V152H27ZM29 153H31V150H30ZM50 153H51V152H50ZM103 153H102V156H103V155L106 156V154H103ZM106 153H107V151H106ZM132 153H133V152H132ZM142 153H143V152H142ZM148 153H149V152H148ZM159 153H160V152H159ZM159 153H157V154H159ZM168 153H169V152H168ZM168 153H167V154H168ZM193 153H189V154H192V155H193ZM207 153H208V152H207ZM234 153H235V152H234V150H233V152H232L231 154H234ZM236 153H237V152H236ZM247 153H248V152H247ZM251 153H252V152H251ZM36 154H38V153H36ZM36 154L33 155V156H36ZM39 154H40V153H39ZM122 154H123V153H122ZM171 154H173V151H172ZM177 154H176V155H177ZM212 154H213V153H212ZM217 154H218V153H217ZM219 154H220V153H219ZM222 154H223V153H222ZM222 154L220 155V156H221L220 158H222V157L225 158V156H223ZM227 154L224 153V155H226V156H227ZM241 154H240L239 156H241ZM40 155H41V154H40ZM51 155H53V154H51ZM133 155H134V154H133ZM142 155H143V154H140L139 157L142 156ZM160 155H164V154L161 152ZM160 155H159V156H160ZM173 155H174V154H173ZM197 155H198V153H197ZM197 155L194 154V157H193V158L195 159V156H197ZM200 155H201V154H200ZM214 155H215V153H214ZM214 155H210V156L213 157ZM236 155H237V154H236ZM246 155H247V154H246ZM31 156H32V155H31ZM46 156H49V155L47 154ZM54 156H55V155H54ZM102 156H101V157H102ZM108 156H109V155H108ZM118 156H119V154H118ZM124 156H125V155H124ZM124 156H123V157H124ZM126 156H127V155H126ZM134 156H135V155H134ZM134 156H132V157H134ZM143 156H144V155H143ZM147 156H148V154H147ZM147 156H144V157L146 158ZM150 156H152V155H150ZM153 156H154V155H153ZM156 156H157V155H156ZM156 156H155V157H156ZM167 156H168V155H167ZM203 156H204V157H203ZM203 156H202V157L205 158V156H207V154H204ZM210 156H207V160H208V157H210ZM218 156H219V155H218ZM229 156H230V155H229ZM250 156H252V155H249V157H250ZM253 156H254V155H253ZM42 157L44 158V156H42ZM42 157H41V158H42ZM109 157H110V156H109ZM120 157L123 158L122 155H121ZM137 157H138V156H137ZM139 157H138V158H139ZM165 157H166V155H165ZM171 157H172V156H171ZM174 157H175V156H174ZM214 157H215V156H214ZM237 157H238V156H236V158H237ZM243 157H244V155H243ZM243 157H242V158H243ZM249 157H248V158H249ZM258 157H261V156H258ZM36 158H37V156H36ZM38 158H39V157H38ZM41 158H39V159H41ZM55 158H56V156H55ZM112 158H115V157H112ZM124 158H125L124 160H126V157H124ZM127 158H128V156H127ZM135 158H136V157H135ZM141 158H142V157H141ZM141 158H140V161H141ZM148 158H149V157H148ZM160 158H162V157H160ZM197 158H198V157H197ZM197 158L195 159V161L197 160ZM215 158H216L215 160H218L217 157H215ZM220 158H219V159H220ZM223 158H222V159H223ZM230 158H231V157H230ZM236 158H235V159H236ZM246 158H247V157H246ZM248 158H247V160H250V159H248ZM254 158H255V157H254ZM262 158H263V157H262ZM49 159H51V158H49ZM86 159H91V161H92V159H93L95 162H94V163H91L90 161L87 160V161H86L87 163H86V162H85ZM116 159H117V158H115V160H116ZM156 159H157V158H156ZM165 159H166V158H165ZM165 159H164V160H165ZM167 159H168V157H167ZM187 159H188V158H187ZM194 159H192V160H194ZM199 159H201V156H200ZM199 159H198V160H199ZM210 159H211V157L209 158L208 161H207V160L205 161V160H203V159H202V160H203V163H204V161L206 162V163H204L205 165H208L207 163H209ZM213 159H214V158H213ZM213 159H212V160H213ZM228 159H229L228 156H227V159H226V158L223 159V160H225L224 163H225V162L228 163ZM235 159H234V160H235ZM243 159H245V158H243ZM257 159H258V158H257ZM257 159H256V161H255V159L250 160V161H252V162L249 161V163H248V161H245V162H247V163H246L247 165H249L250 163L253 164V162L255 161V162H254L255 164H253V165H254L253 167H254L255 169H252V168H253L252 165H251L252 168H250L249 166H247L248 168H250V170H249L247 167H246L247 169L245 168L246 164H245L244 166H242L243 169L249 170L251 174H252V172H254V170H255L254 175L252 174L253 176H252L248 171H246L247 173L245 172L246 174L243 172V173L245 174V176L242 175V168H241V167H240L241 169H239L241 173H240V172H239V173H240V176L242 175V177L239 176V173H238V172H236V171H233V172H232V170L230 171V172H232V174H233V173H234V174H237V175L240 177L239 180H238V177H236L237 179L235 178V179L237 180V181L235 180L236 182H239V181H241V178L243 179V177H246L245 180L243 179V182H245V184L242 183L241 185H240V184L238 185V184L235 182L236 185H234V186H237V185H238L237 188H239V186L244 187V191H241V192H242L243 194H245V195H246V192H247L246 188H247V187L249 188V186H247V185H250V184H246V183L248 182V181H246V180H250V183H252L254 180L257 179V177L259 178V176H260V175H259L260 170H261V171L263 170V169L260 168V167H263V165H264L263 163H264V162H262V160H260V158H259L258 161H257ZM115 160H114V161H115ZM119 160H120V161H121V160L123 161V159H119ZM128 160H130V159H127V160L124 162L123 165H125V163H127ZM146 160H147V158H146ZM152 160L154 161L155 159H151V161H152ZM160 160L163 161L162 159H159V162H160ZM175 160H176V159H175ZM179 160H180V159H179ZM183 160H184V159L182 158V162H183ZM185 160H186V159H185ZM190 160H191V159L189 158V161H190ZM202 160H201V161H202ZM220 160H221V159H220ZM220 160H219L218 162H220ZM223 160H222V161H223ZM226 160H227V161H226ZM232 160H233V159H232ZM245 160H246V159H245ZM41 161H43V160H41ZM41 161L38 160V159H35V161H34V165H35L36 169L38 170V172H39V173L41 172V174H43V173H42V170H43V169H42V170L40 169V168L42 167V166H41V163H40ZM130 161H131V162H132V161L134 162V159H133V160H130ZM130 161L128 162L129 165L131 164ZM135 161H136V163H137V160H135ZM138 161H139V160H138ZM142 161H143V160H142ZM151 161H150V162H151ZM155 161H157V160H155ZM167 161H169V160H167ZM173 161H174V159H173ZM173 161L171 160V161H169V162H172V163H173ZM176 161H177V160H176ZM189 161H188V162H189ZM195 161H194V162H195ZM199 161H200V160H199ZM222 161H221V162H222ZM229 161H230V160H229ZM259 161H261V162H259ZM263 161H264V159H263ZM148 162H149V161H147V164H150V162H149V163H148ZM163 162H164V161H163ZM163 162H161L160 164H165V163H163ZM178 162H179V161H178ZM178 162H177V163H178ZM194 162H192V163H194ZM231 162H232V161H231ZM237 162H240V160L237 161ZM245 162H244V163H245ZM257 162H258V167H257V165H256ZM43 163H45V162H43ZM89 163H91L92 165L89 164ZM121 163H122V162H121ZM138 163H139V162H138ZM142 163H143V162H142ZM142 163H141V164H142ZM145 163H146V161H145ZM153 163H154V162H153ZM153 163H152V165H153ZM157 163H158V161L155 163V164H156L155 167H157V166L160 167L161 165H158ZM180 163H181V160H180ZM197 163H199V162H195L194 164H196L197 166L199 165L200 168H201L202 166H201L200 164H201L202 162H201L200 164H197ZM214 163H215V162H214ZM214 163H213V164H214ZM227 163H225V164L227 165ZM234 163H236V162H234ZM260 163H262V165H261ZM48 164H49V163H48ZM147 164H146V165H147ZM169 164H170V163H169ZM182 164H185V161H184V163H182ZM186 164H187V160H186ZM194 164L192 165L193 167H190V168H189V169H191V170H189V169L187 168L188 171H192V169L196 167V165H194ZM211 164H212V162L210 161V165H211ZM222 164H223V162H222ZM229 164H230V162H229ZM229 164H228V167H230L232 163H231L230 165H229ZM237 164H238V165L242 164V161H241L240 164H239V163H237ZM118 165H120V164L118 163ZM126 165H128V164H126ZM126 165H125V166H126ZM138 165H139V164H138ZM142 165H143V164H142ZM146 165H145V166H146ZM173 165H175V164L173 163ZM202 165H203V164H202ZM210 165H208L209 168L211 167L210 170H209V169H206V170H208L209 172H211V175L208 173L210 176H213V177H214V176L216 175V174H215L216 171L219 170V169H217V170L215 171V167H217V166H215L214 168H212L215 164H214L213 166H210ZM238 165H236L237 168H238ZM43 166H45V165H43ZM46 166H47V165H46ZM51 166H52V165H51ZM131 166H133V168L135 167L134 164H132ZM131 166H127V168H125L124 166H123V167L125 168V171H127L126 169H129L128 167H131ZM140 166H141V165H140ZM149 166H150V165H149ZM169 166H170V165H169ZM179 166H180V168H181V166L184 167V165H181V164H179ZM187 166H188V164H187ZM187 166H186V167H187ZM190 166H191V164H190ZM194 166H195V167H194ZM219 166H221V165H219ZM219 166H218V168H219ZM118 167H119V166H118ZM123 167H122V168H123ZM158 167H157V169H158ZM171 167H172V169H173V167L175 168L176 166H171ZM223 167H224V164H223ZM223 167H222V168H223ZM232 167H233V166H232ZM42 168H43V167H42ZM46 168H47V167H46ZM49 168H51V167L49 166ZM140 168H141V167H140ZM140 168H139V169H140ZM143 168H144V167H143ZM145 168L148 169V168H150V167H148V168L145 167ZM145 168H144V169H145ZM152 168H154V167L152 166ZM163 168H164V167H163ZM165 168H166V167H165ZM177 168H178V170H179V167H178V166H177ZM196 168L198 169V167H196ZM196 168H195V169H196ZM204 168H205V167H204ZM206 168H207V167H206ZM256 168H257V169H256ZM263 168H264V167H263ZM59 169H60V168H59ZM117 169H119V168H117ZM120 169H121V168H120ZM135 169H137V168H135ZM135 169H132V168H131V169H129V170L133 171V170H135ZM144 169H143V171L146 172V170H144ZM175 169H176V168H175ZM187 169H186V170H187ZM197 169H196V170H197ZM211 169H213V170L211 171ZM223 169H224V168H223ZM225 169H226V167H225ZM231 169H232V168H231ZM251 169H252V171H251ZM258 169H260L259 172H258ZM51 170H52V169H51ZM99 170H101V171L99 172ZM164 170H165V169H164ZM178 170H174V169H173V172L175 171V172L177 173ZM182 170H184V168H182ZM182 170H181V172H183V174L178 172V174H180V176H179L178 178H180V177L183 176L182 179H179V180H180V183H178V181H176V182H177V185H178V188H179V186H180V187H181V186H184L185 188H186V186H187V185L185 186V183H184L183 178H184V173L186 174V173H188V172H186V171L184 172V171H182ZM198 170L200 171L201 169H198ZM198 170H197V172H196L197 174H198ZM203 170H204V169H203ZM58 171H59V170H58ZM123 171H124V169H123L122 171L119 170V172H123ZM125 171H124V172H125ZM131 171H130V172H131ZM152 171H153V170H152ZM167 171H168V170H167ZM179 171H180V170H179ZM193 171H194V170H193ZM214 171H215V172H214ZM221 171H222V170H221ZM223 171H224V170H223ZM226 171H227V170H226ZM226 171H225V172H226ZM243 171H244V170H243ZM263 171H264V170H263ZM263 171H262V172H263ZM44 172H45V170H44ZM52 172H53V171H52ZM55 172H56V171H55ZM59 172H60V171H59ZM115 172H116V171H115ZM119 172H117V173H119ZM136 172H137V171H136ZM150 172H151V171H150ZM150 172H146V173H147V174L149 173V175H150ZM156 172L159 173L158 171H155V173H153V172H152V173H153V174H156ZM168 172H169V171H168ZM194 172H195V171H194ZM202 172H204V171H202ZM202 172H201V174H203ZM219 172H220V171H219ZM219 172H218V174H220ZM225 172H224V173H225ZM228 172H229V171H228ZM230 172H229V173H230ZM56 173H57V172H56ZM108 173H109V172H108ZM128 173H129V172H128ZM131 173L133 174L134 171L131 172ZM138 173H140V172H138ZM160 173H162V171H161ZM166 173H167V172H166ZM166 173H165V174H166ZM171 173H172V172H171ZM176 173H174V174H176ZM189 173H190V172H189ZM192 173H193V172H192ZM212 173H214L215 175L212 174ZM221 173L223 174V172H221ZM255 173H256V174H255ZM63 174H62V175H63ZM112 174H116V173H113V172H112ZM121 174H122V173H120V175H121ZM124 174H125L126 176L129 175V174H126V173H124ZM124 174H123V176H124ZM132 174H131V175H132ZM142 174H143V175H146V174H144V173L141 172V175H142ZM163 174H164V172H163ZM178 174H176V175H178ZM199 174H200V173H199ZM204 174L207 175V178H208V174H207V172L204 173ZM230 174H231V173H230ZM247 174H249V179H248V175H247ZM257 174H258V176H257ZM263 174H264V173H263ZM60 175H61V173H60ZM109 175H110V173H109ZM133 175H134V174H133ZM135 175H137V174H135ZM135 175H134V176H135ZM149 175H148V176H149ZM151 175H152V174H151ZM156 175H157V174H156ZM172 175H173V174H172ZM176 175H175V176H176ZM191 175H192V174H191ZM225 175H228V176L226 177V179H228L229 174H228V173H225ZM225 175H221V178H222V177L225 178V177H224ZM250 175H251L252 177H251ZM101 176H103V175H101ZM105 176L107 177L108 175L105 174ZM105 176H104V177H105ZM117 176H118V175H117ZM138 176H139V177H138ZM153 176H154V175H153ZM153 176H149L148 179L152 178ZM159 176H161V175L159 174ZM163 176H166V175H163ZM173 176H174V175H173ZM175 176H174V177H175ZM189 176H190V174H189ZM189 176H188V177H189ZM218 176H219V175H217V177H218ZM231 176H235V175H231ZM255 176H256V177H255ZM62 177L64 178V176H62ZM98 177H99V176H98ZM98 177H97V178H98ZM104 177L101 179L102 181H103V180L105 181L106 177H105V178H104ZM110 177H111V176H110ZM110 177L107 178V179H108V180H109V179L111 180ZM113 177H115V176H113ZM113 177H112V180L114 179ZM131 177H133V176H131ZM137 177H138V178H141V177H140V174H138V175L136 176V178H137ZM142 177H143V180H144V178L147 177V176H145V177L142 176ZM156 177L158 178V176H156ZM170 177H171V174H170ZM176 177H177V176H176ZM188 177H186V178H188ZM203 177H204V176H200L199 178H193V179H194V180L196 179L195 181H197V179H200V178H203ZM219 177H220V176H219ZM250 177L253 178L254 180H252ZM49 178H50V177H49ZM134 178H135V177H134ZM134 178H133V179H132V178H130V179L128 178V180L125 179V180H124V183H125L126 180H127V181H132V180H134ZM138 178H137L136 181H135V180H134V182L132 181L133 184H134V183L137 184L138 182H140V181H138V180H139ZM153 178H154V177H153ZM167 178L169 179V177H167ZM167 178L164 177L165 180H166ZM186 178H185V179H186ZM215 178H216V176H215ZM50 179H51V178H50ZM57 179H58V178H56V180H57ZM95 179H96V178H95ZM99 179H100V178H99ZM99 179H97V180H99ZM115 179H116V177H115ZM155 179H156V178H155ZM155 179H154V180H155ZM158 179H159V178H158ZM168 179H167V180H168ZM171 179H174V178H171ZM175 179L178 180L177 178H175ZM190 179H192V178L190 177ZM211 179H213L212 181H215L214 178H211ZM211 179L209 178V180H211ZM216 179H218V178H216ZM226 179H225V180H226ZM229 179H230V178H229ZM231 179H233V178H231ZM263 179H264V178H263ZM58 180H59V179H58ZM110 180H109V181H110ZM118 180H119V179H118ZM121 180H122V179H121ZM141 180H142V179H141ZM143 180H142V181H143ZM152 180H153V179H152ZM160 180L163 182L162 179H160ZM181 180H183L182 184L184 183V185L181 184ZM188 180H189V178H188ZM188 180H187V181H188ZM225 180H224V183H226L227 181H228V183H229V180H227L226 182H225ZM49 181H50V180H49ZM53 181H54V179H53ZM59 181H60V180H59ZM104 181H103V182H104ZM109 181H108V182H109ZM127 181H126V182H127ZM137 181H138V182H137ZM145 181H146V179H145ZM156 181L158 182V180H156ZM172 181H173V180H172ZM174 181H175V180H174ZM174 181H173V182H174ZM195 181H194V182H195ZM216 181H218V180H216ZM231 181H234V179L231 180ZM231 181H230V182H231ZM251 181H252V182H251ZM258 181H259V180H258ZM261 181H264V180H261ZM64 182H65V181H64ZM90 182H89V183H90ZM93 182H94V185H91V186H90V184H92V183H90V184H87V185H89V186H87V187H84L85 184H83V185H79L80 187L82 186V188L84 187L83 189H81V188L79 187V188H80V191L77 190L75 187H72V189L74 188L73 190H76V192L79 191V193H78V198H79V200H80L81 202H84L85 204H88L89 202H92V199H94V198H95L96 200L100 201V200H99L100 197H101V200H102L103 202H105V201H104L105 199H104V200L102 199V198L105 196V195H103V193H104V189H105V188L102 186L103 183L100 182V180H99V182H100L101 184H96V183H95L96 181H93ZM105 182H107V181H105ZM105 182H104V185H105ZM113 182H114V184H113ZM113 182L111 183V181H110V183L112 184V190H113V188H114L113 185L116 186L118 183H120V182L117 183V181H116V184H115V181H113ZM122 182H123V181H122ZM136 182H137V183H136ZM147 182H148V181H146V182H141V183H142V184H143V183L146 184ZM151 182H152V181H151ZM153 182H154V181H153ZM162 182H159V183L162 184ZM200 182H201V180L199 181V183H200ZM221 182H222V179H221ZM221 182L218 181L217 183H221ZM256 182H257V180H256ZM259 182H260V181H259ZM259 182H257V183L260 184L261 182H260V183H259ZM60 183H62V182H60ZM60 183H59V184H60ZM65 183H66V182H65ZM110 183H108V184H110ZM130 183H131V182H129V184H130ZM167 183L169 184V183H170V180H169V182H166V184H167ZM195 183L197 184L198 182H195ZM195 183H193V184H195ZM228 183H227V184H228ZM239 183H241V182H239ZM254 183H255V182H254ZM68 184H70V183H68ZM75 184H76V183H75ZM75 184H74V185H75ZM108 184H107V186H108ZM111 184H110V185H111ZM121 184H123V183H120L119 185H121ZM127 184H128V183H127ZM127 184H126L125 186L123 185V186H121V187H119V185H118L117 187L114 188L115 194H114V191H113L114 196H113V194H112V196H113L114 198H113L112 200L110 199L111 202H110V204H109V205H111V207H109V205H107V206L110 208V212L108 211L107 214L110 213V214H109L110 216H109V215H106V218H108V216H109L110 219L112 220V222H113L116 226L118 225L117 227L119 228L120 231L118 230V228H116V229H117V232H119V234H120V232H121V235H122V233H123V234H125V236L128 235L129 238H131V237H136V236H138V235H140V234L142 233V234H144L143 237L145 238L147 235L149 236L148 233H149L150 231H152V230L154 231L155 227H156V230H158L157 226H159V225H157V224H159V222L161 221L158 217H156V214H157V212L159 211V210H158V209H159V206H158V205L161 206L162 204H164L163 206H165V204H166V203L168 204L169 202H166L167 200H164L166 203H165V202H164V203L161 202V204H158V203H159L158 201H157V203H153L154 201L152 202L151 200H149V199L153 196V193H152V196L149 194V196H151V197L149 198V196L146 197V196L142 195V194H145V193H146V195H148L147 192L144 193L143 191H141V192H143V193H141L140 196H138V197L135 198V200H134L133 197L136 195V191H135L136 188L132 187V184H130L131 186H129V184H128V185H127ZM164 184H165V182H164ZM166 184H165V185H166ZM172 184H173V183H172ZM179 184H180V185H179ZM186 184H188V182H186ZM189 184H190V183H189ZM193 184L191 183V184L189 185V186H191V187H188V186H187L188 188H192V190L188 189V191H191V192L193 191V187H192V186L195 187V185H196V184H195V185H193ZM203 184H204V183H203ZM203 184H202V187H201L202 189H203ZM205 184H206V183H205ZM210 184H212V182H211ZM215 184H216V182H215ZM227 184H226V186H227ZM230 184H231V186H232L234 183L232 182V183H230ZM13 185H14V184H13ZM51 185H52V184H51ZM60 185H61V184H60ZM60 185H59V186H60ZM63 185H64V184H63ZM63 185H62V186H63ZM74 185H73V186H74ZM110 185H109V186H110ZM149 185H151L150 182L148 183V186L145 187V189L150 188V187H154L153 185L156 186V184H154V183H153V185H151L150 187H149ZM170 185H171V183H170ZM200 185H201V184H200ZM208 185H209V183H208ZM251 185H253V184H251ZM261 185H264V183L261 184ZM10 186H12V185H10ZM14 186L17 187V185H14ZM14 186H12L11 188H14ZM70 186H68V187H69L68 189L71 191ZM75 186H77V185H75ZM140 186H141V185H140ZM142 186H144V185H142ZM159 186H160V185H159ZM167 186H168V185H167ZM173 186H174V184L171 185V187L169 186V189H170V188L172 189ZM175 186H176V183H175ZM175 186H174V190H175ZM205 186H207V184L204 185V189H205ZM209 186L213 187V186H214V183H213V185H209ZM209 186H208V187H209ZM223 186H224V184H223ZM223 186H222V185H221V186L219 185V187H221V188H219L218 185H217V186L215 185L214 187H218V188H219V191H218V190H215V189H217V188L213 189V191L215 190V191H214V194H212L213 191H211V190H212L211 187H209V190H210V189H211V190H210V191L207 190V191H209V192L212 194V197H214L213 195L217 194V195H216V199L218 200V199L220 198V197L217 198V197L219 196L218 194H220V192H222V191H220V190L222 189ZM228 186H229V184H228ZM231 186H230V189H231ZM234 186H232V188H233ZM255 186H256V187L253 188V189H256V188H257V185H255ZM8 187H9V186H8ZM77 187H78V186H77ZM157 187H158V186H157ZM161 187H162V186H160L159 188H161ZM164 187L166 188V186H164ZM164 187H163L162 189H165ZM184 187L180 188V191H181V189H183ZM197 187H199V184H198ZM197 187H196L194 190L197 189V192H198V188H197ZM214 187H213V188H214ZM224 187H225V186H224ZM251 187H253V186H251ZM251 187H250V188H251ZM258 187H260V185H259ZM19 188H20V187H18L17 189H15V188L12 189V191L9 192V195H6V197H5L6 200H5V201H8V203H7V207L4 205V206H5V207H3V208H5L4 211H3L2 209H0V210L3 211L2 213H0V214H1V215H0V233H1V231L3 232L4 230H7L6 233L4 232L5 235H2V237L0 236V237H1L0 240L2 241V238L5 239L4 236H6V235H7L9 238H7V239H5V240L10 239V237H11V239L14 238V237H12L13 235L11 236V234H10V231H11V230H12L11 233H13L14 228H15V230H16V227H15L14 225L17 226V225L19 224L20 227H17V229H19V232H20V233H21V232H25V234H28V237H29V233H30V232L26 233L25 230L30 231L31 229H27V228H28V227H30V228L32 227V228L35 229V232H34V229H33V232H34L35 234H34L33 232H32V233H33L34 235L31 234V236H33V237H32V241H31V242L33 243V250H30V251H31V252L34 251V253L32 252V254H34V255H35V253L37 254V255H35V259L32 258L33 261H34V262L32 261L33 264H44L47 260H48L49 262H50V260H51L50 264H79L78 261H76V260H75L70 254H69V255H70L72 258H70V256L67 255V254H68L67 252L62 251V249H61V244H60V243H59L60 245L57 244V243H56V240H55L54 238H51V236H48V234H50V233H49L50 231L48 232L47 230L43 229V228H44L43 224H41L42 226L39 225V223L37 222V219H35V218H36V217H35L36 215H35V213H34L33 208H32L31 206H29V205H28V206H29V207H28V206L25 204V199H24L25 196L23 195L24 193L22 194V190H21V193H20V192L18 191ZM59 188H60L61 190H60V189H58V190H60V193H61V191H63L64 189H63V187H61V186H60ZM64 188H65V186H64ZM79 188H78V189H79ZM106 188H107V187H106ZM141 188H143V187H141ZM159 188H158V189H159ZM227 188H229V187H227ZM234 188H235V187H234ZM20 189H21V188H20ZM62 189H63V190H62ZM68 189H67V190H68ZM143 189H144V188H143ZM153 189H154V188H152V190H153ZM166 189H167V188H166ZM206 189H208V188H206ZM206 189H205V190H206ZM223 189H224L223 192H226V191L228 190V189L226 190V187L223 188ZM223 189H222V190H223ZM235 189H236V188H235ZM235 189H234V190H235ZM240 189H241V188H240ZM253 189H252V190H253ZM10 190H11V189H10ZM105 190H106V189H105ZM107 190H110V189L107 188ZM137 190H138V188H137ZM155 190H156V189H155ZM159 190H160V189H159ZM167 190H168V189H167ZM167 190H165V192H161L160 194H162V193L165 194ZM174 190L172 189V191H174ZM176 190H178V189L176 188ZM186 190H187V189H186ZM186 190H185V191H186ZM245 190H246V191H245ZM248 190H250V189H248ZM263 190H264V189H263ZM54 191H55V190H54ZM170 191H171V190H170ZM183 191H184V190H182V192H183ZM185 191H184L182 194H185V193H186ZM228 191H229V190H228ZM228 191H227V193H229V194L232 193V189L230 190L231 192H230V191L228 192ZM236 191H237V190H236ZM236 191H234V192H236ZM238 191H240V190L238 189ZM256 191H257V190H256ZM261 191H262V189H261ZM63 192H64V191H63ZM73 192H75V191H73ZM73 192H72V193H73ZM108 192H109V191H108ZM139 192H140V191L138 190V193H139ZM148 192H151V191L148 190ZM154 192H155V191H154ZM174 192H176V191H174ZM209 192H205V193L200 192V193H202V195H204V194L206 195V194H210ZM223 192H222L221 194H223ZM244 192H245V193H244ZM250 192H252V191L250 190L249 193H250ZM259 192H260V190H259ZM64 193H67V192L65 191ZM64 193H62V194H63V195H66V194H64ZM68 193H69V192H68ZM106 193H107V192H106ZM109 193H110V192H109ZM109 193H108V195H110ZM111 193H112V191H111ZM138 193H137V194H138ZM200 193H199V194H200ZM237 193H238V192H237ZM237 193H233L232 195H231V194H230V195L234 197V196L238 195ZM247 193H248V192H247ZM249 193H248L247 196H249ZM2 194H3V193H2ZM4 194H8V193H4ZM74 194H75V193H74ZM76 194H77V193H76ZM76 194H75V195H76ZM101 194H102L103 197L101 196ZM160 194H159V195H160ZM168 194H169V193H168ZM170 194H171V192H170ZM175 194H176V193H175ZM177 194H178V192H177ZM177 194H176L175 196H177ZM182 194H181V195H182ZM192 194H195V192H194V193H193V192L190 193V196H191ZM221 194H220V196L222 197ZM224 194H225V193H224ZM250 194H252V193H250ZM253 194H254V193H253ZM255 194H256V192H255ZM260 194H262V193H260ZM108 195H107V196H108ZM155 195H156V194H155ZM172 195H173V194H172ZM226 195H228V194H226ZM240 195H241V194H240ZM4 196H5V195H4ZM4 196L2 197L1 200H3ZM29 196H30V193L28 192V198H29ZM76 196H77V195H76ZM107 196L104 197V198H107ZM110 196H111V195H110ZM110 196H109V197H110ZM162 196H163V195H162ZM168 196H169V195H168ZM179 196H180V195H179ZM179 196H178V198H179ZM184 196H186V195H184ZM188 196H189V192H188ZM188 196H187V198H188ZM210 196H211V195H210ZM231 196L228 197L230 200H232V198H233V197H231ZM250 196H251V195H250ZM252 196H254V195H252ZM98 197H99V198H98ZM109 197H108L106 200H108ZM154 197H155V196H154ZM154 197H153V198H154ZM158 197H159V196H158ZM192 197H193V195H192ZM192 197H191V198H192ZM194 197H195V195H194ZM202 197H203V196H202ZM205 197H206V196H205ZM208 197H209V196H208ZM230 197H231V198H230ZM244 197H245V196H244ZM63 198H64V197H63ZM97 198H98V199H97ZM111 198H112V197H111ZM148 198H149V199H148ZM160 198H161V196H160ZM176 198H177V197H176ZM196 198H198V200H199L198 194H197V197H196ZM196 198H195V199H196ZM200 198H201V197H200ZM210 198H211V197H209V201H208L209 203H210ZM214 198H215V197H214ZM214 198H213V200H212L213 202H212L211 204H214V202H215ZM228 198H227V201H228ZM234 198H235L236 200H235ZM234 198H233L234 201L232 200V201H233L232 203H234V202L237 201V200H238V202H239V199H237L238 196H236V197H234ZM241 198L244 200L243 195H242V197L240 196V199H241ZM256 198H258V197H256ZM95 199H94V201H95ZM151 199H152V198H151ZM156 199H158V198H154L155 201H156ZM163 199H164V198H163ZM168 199H169V198H168ZM173 199H174V198H173ZM180 199H181V201L183 202L182 198H179V200H180ZM192 199H193V198H192ZM195 199H194V200H195ZM203 199H204V197H203ZM206 199H207V197H206ZM247 199H249V201H247V202H250V200H251L252 198L250 199V198L247 197ZM262 199H263V200H261V201H262L263 204H264V198H262ZM110 200H109V201H110ZM159 200H161V199H159ZM190 200H191V199H190ZM190 200H189V201H190ZM204 200H205V199H204ZM221 200H223V199H221ZM230 200H229V201H230ZM253 200H254V199H253ZM74 201H75V200H74ZM80 201H79V203H80ZM94 201H93V202H94ZM109 201H107V202H109ZM134 201H135V202H134ZM136 201H137V202H136ZM162 201H163V200H162ZM171 201H172V200H171ZM186 201H187V200L185 199L184 202H185V205L187 206ZM191 201H192V200H191ZM241 201H242V200H241ZM245 201H246V199H245ZM245 201H243V203H244ZM258 201H259V200H258ZM258 201H257V202H258ZM0 202L2 203V201H0ZM75 202H76V201H75ZM77 202H78V201H77ZM95 202H96V201H95ZM107 202H105V203L108 204ZM176 202L179 203L180 201H176ZM184 202H183V203H184ZM193 202H194V201H193ZM193 202H192V204H193ZM223 202H224V201H223ZM1 203H0V204H1ZM79 203H78V204H79ZM111 203H112V204H111ZM171 203H174V206H176V207L179 206V205H176L175 202H171ZM171 203H170V204H171ZM180 203H181V202H180ZM180 203H179V204H180ZM195 203H196V202H195ZM195 203H194V204H195ZM197 203H198V201H197ZM200 203H201V202H200ZM200 203H198V205H199ZM202 203H204V205L207 204L206 202H203V201H202ZM216 203H217V201H216ZM216 203H215V204H216ZM219 203H220V202H219ZM227 203H229V206H228ZM2 204H3V203H2ZM4 204H6V203H4ZM100 204H101V203H100ZM102 204H104V203H102ZM128 204L134 205L135 208H134V209L132 208L133 212H130V213H129L130 215L127 216V215H126V214H127V213H126V210H127L126 207H127ZM157 204H158V205H157ZM189 204H190V203H189ZM215 204H214V207H216L217 205H218L217 207H220L219 204H217V205H215ZM222 204H223V203H222ZM224 204H225V206H227L226 208H228V207L231 208V207H230V206H231V202H226V201H225ZM226 204H227V205H226ZM235 204H237V202H235V203L232 204V205L234 206ZM238 204H239V203H238ZM257 204H260V205L257 206ZM257 204H256L255 206H254V205H253V206L251 205L253 208L256 207V208H255L256 211H258L257 207L259 208V206H260L259 210H262V209L264 208V207H262L263 205L261 206V202H260V203H257ZM79 205H80V204H79ZM97 205H98V204H97ZM181 205H182V203H181ZM181 205H180V207H181ZM198 205H196V206H198ZM202 205H203V204H202ZM239 205H240V204H239ZM239 205H238V206H239ZM2 206H3V205H2ZM89 206H90V205H89ZM99 206H100V205H99ZM102 206L104 207V205H102ZM182 206H184V205H182ZM186 206H185V207H186ZM210 206L213 207L212 205H210ZM223 206H224V205H223ZM225 206H224V207H225ZM233 206H232V207H233ZM236 206H237V205H236ZM241 206H242V205H241ZM244 206H245V205H244ZM81 207H82V205H81ZM83 207H84V206H83ZM91 207L94 208L93 205H92ZM91 207H90V208H91ZM108 207H106V208L108 209ZM128 207H129V206H128ZM168 207H170V205H169ZM180 207H178V209H179ZM192 207H193V205H192ZM192 207L189 206V207H188V208H190L189 210H191V209L193 210ZM194 207H195V206H194ZM198 207H201V204H200V206H198ZM206 207H207V206H206ZM261 207H262V209H261ZM1 208H2V207H1ZM96 208H97V207H96ZM100 208H101V206H100ZM160 208H163V207L161 206ZM165 208H167V207H165ZM172 208H173V207L171 206V209H172ZM188 208H184V211H185V209L187 210ZM195 208H196V207H195ZM239 208H240V207H239ZM243 208H244V207H243ZM250 208H251V207H250ZM253 208H252V210H253ZM101 209H102V208H101ZM101 209H100V210H101ZM103 209H104V208H103ZM103 209H102V212H103ZM107 209H105V210H107ZM167 209H169V208H167ZM175 209H177V208H175ZM180 209H182V207H181ZM180 209H179V210H180ZM197 209H199V208H197ZM197 209H196V210H197ZM209 209H210V208H209ZM217 209H218V208H217ZM219 209H220V210H217V211L222 212L221 214H218L219 212L217 213V211H216L215 214H213L212 212H213V211L215 212V209H214V210L211 209L212 212H210V213H212V216L210 217V214H209V213H207L206 216L208 217V214H209V217H208V218H213V215H215V216H216V215H218V216H219V215H220V216L223 215V216L225 217V215L228 213V212H226V210H229V211L231 210V209H225V208H222V211H221V208H219ZM224 209H225V211H224ZM233 209H237V207L235 208V206H234V208H232V210H233ZM255 209H254V211H255ZM93 210H94V209H93ZM98 210H99V209H98ZM100 210H99L98 213H100ZM105 210H104V212H105ZM108 210H109V209H108ZM130 210H131V209H129V211H130ZM157 210H158V211H157ZM163 210H164V209H163ZM163 210H160V211H159V212H160L159 214H162V216H164V213L167 212V211L164 212ZM165 210H166V209H165ZM173 210H174V209H173ZM173 210L171 211V213L173 212ZM192 210H191V211H192ZM204 210L206 211L207 208H205ZM232 210H231V211H232ZM237 210H238V209H237ZM237 210H236V211H237ZM156 211H157V212H156ZM177 211H178V210H177ZM187 211H188V210H187ZM187 211H186V215L189 214V212H187ZM194 211H195V209H194ZM194 211H193V212H194ZM199 211H200V210H199ZM199 211H196V212H198V214H196V215H198L199 218L202 217V214H203V216H204V214H206V212H209V211L207 210V211L204 213V211H203V209H202V210H201V213H202V214H201V213H199ZM202 211H203V212H202ZM223 211H224V213L226 212L225 215H224ZM231 211H230V213H231ZM236 211L233 210V212H236ZM241 211H242V209L240 210V214H241ZM248 211H249V210H248ZM248 211H247V212H248ZM254 211H253V213L251 212L252 215H254ZM83 212H84V211H83ZM83 212H82V213H83ZM90 212H91V211H90ZM127 212H128V211H127ZM161 212H163V213H161ZM181 212H183V211H181ZM193 212H191V213H193ZM196 212H195V213H196ZM247 212H245V214H246ZM105 213H106V212H105ZM168 213H169V211H168ZM191 213H190V214H191ZM79 214H80V213H79ZM91 214H92V213H91ZM101 214H102V216H105L104 213H101ZM159 214H158V216H161V215H159ZM169 214H170V213H169ZM169 214H168V215H169ZM176 214H177V212H176ZM176 214L174 213V215H172V218H173V219H174V217H176ZM180 214H181V213H180ZM193 214H194V213H193ZM233 214H234V213H232V215H233ZM240 214H239V216L237 215L238 218L240 217ZM243 214H244V213H243ZM249 214H250V213H249ZM34 215H35V216H34ZM165 215H166V213H165ZM168 215H167V216H168ZM181 215H184V213L181 214ZM186 215H184V218L187 217L186 219H188V216H189V215H187V216H186ZM199 215H201V216H199ZM228 215H229V213H228ZM230 215H231V214H230ZM232 215H231V216H232ZM84 216H86V215H84ZM162 216H161V217H162ZM173 216H174V217H173ZM179 216H180V215H178V217H179ZM191 216H192V218L194 217L193 215H191ZM206 216H205L204 218H206ZM215 216H214V217H215ZM226 216H227V215H226ZM245 216H246V217H245ZM245 216H244V219L247 220L246 223H245V220H242V221L238 222V224H239V223L241 224V227H243L242 230H244V228H245V230H246V229H247V230L250 229V231H252V232H251L252 235L249 233L251 236H250V235H246V236H245L246 238H248L247 236H249V239H250V237L253 236V238H251L249 241H248V239H247V242L249 243V242H251V240H253V239L257 238V237H258V238H257V241H258V239L263 238V237H264V236H263V235H264V232H262V230L260 231V226H259L260 223H259V222H261V224H263L262 226H264V222L262 223L263 218H264V217H263V216H264V213H262V217H263V218L260 217V219H259L260 214H259V215H256V218H255L254 216H252V217L250 218V216H249L250 219L247 218V216H248L247 214H246ZM87 217H88V216H87ZM161 217H160V218H161ZM164 217L167 218L166 216H164ZM170 217H171V215H169V218H170ZM178 217H177V218H178ZM180 217H181V216H180ZM195 217L197 218V216H195ZM195 217H194V218H195ZM253 217H254V218H253ZM106 218H105V219H106ZM156 218H157L158 220H160V221H157V222H156ZM182 218H183V217H182ZM194 218L191 220V219H190V216H189V220L192 221L193 224L197 222V220L194 219ZM217 218H219V217H217ZM222 218H223V217H222ZM227 218H228V217H227ZM241 218H243V217H241ZM252 218H253V221H252ZM257 218H258V223L255 224L254 221H257ZM161 219H162V218H161ZM163 219H164V218H163ZM163 219H162L160 225L163 224V223H162V222H164ZM167 219H168V218H167ZM178 219H179V218H178ZM230 219H231V218H230ZM232 219H233V218H232ZM234 219H236V218H234ZM254 219H256V220H254ZM165 220H166V219H165ZM168 220H171V219H168ZM180 220H181V219H180ZM184 220H185V219H182V221H180V222L183 223ZM210 220H211V219H210ZM219 220H220V219H219ZM237 220H238V219H237ZM239 220H240V219H239ZM250 220H251V222H250ZM259 220H261V221H259ZM108 221H109V220H108ZM174 221H176V218H175ZM190 221L187 222L188 224H186V226L192 224ZM193 221H194V222H193ZM212 221H215V220H211L210 222H208V224L210 223V224H209V225H210V229H211V227H212L211 225H213ZM230 221H231V220H230ZM234 221H235V220H233V222H234ZM248 221H249L250 223H249ZM109 222H110V221H109ZM178 222H179V221H178ZM178 222H176V225H178V224H177ZM180 222H179V223H180ZM184 222H186V221H184ZM189 222H190V223H189ZM218 222H219V221H218ZM218 222H217V223H218ZM241 222H242L243 224H242ZM247 222H248V223H247ZM252 222H253V223H252ZM156 223H157V224H156ZM166 223H167V222H166ZM229 223H230V222H229ZM234 223H235V222H234ZM244 223L247 224V225H245ZM251 223H252V224H251ZM84 224H85V223H84ZM111 224H112V223H111ZM164 224H165V223H164ZM164 224H163V226L165 227ZM173 224H174V222H173ZM173 224H171V227H172V226H173V227L175 226V224H174V225H173ZM193 224H192L191 226H188V230H190L189 228H192V227L195 226V224H194V225H193ZM208 224H207V222H206V226H207V227H209ZM214 224H215V223H214ZM221 224H222V223H221ZM235 224H236V223H235ZM238 224H237V225H238ZM249 224H251V225H249ZM257 224H259V225H257ZM156 225H157V226H156ZM169 225H170V223H168V226H169ZM181 225H182V224H181ZM183 225L185 226V224H183ZM215 225H216V224H215ZM215 225H213V226H215ZM218 225H219V224H218ZM218 225H216V227H217ZM222 225H224V224H222ZM243 225H244V226H243ZM252 225H256V226H258V227H259V228H258V231H257V229L255 228L256 226H252ZM48 226H49L52 230L54 229V228H53L54 225L52 224V221H51V220H49V225H48ZM88 226H89V225H88ZM163 226H162V228H163ZM184 226H182V227H184ZM197 226H198V224L196 223V227H197ZM199 226L202 227V223H201V225H200V223H199ZM203 226L205 227L204 223H203ZM219 226H221V225H219ZM226 226H227V225H226ZM245 226H246V227H245ZM248 226H249V228H248ZM250 226H252V227L250 228ZM262 226H261V227H262ZM13 227H14V228H13ZM42 227H43V228H42ZM169 227H170V226H169ZM171 227H170V228H171ZM182 227H180V224H179V226H177L178 229L181 228V230H183ZM196 227L194 228V229H195V230H194L195 232H197V230L200 229V228L198 227L199 229L196 230ZM216 227H214V228H216ZM221 227H222V226H221ZM221 227H219L218 229H220ZM224 227H225V226H224ZM230 227H233V226H230ZM230 227H229V228H230ZM234 227H236V226H234ZM234 227H233V228H234ZM238 227H239V226H238ZM241 227H239V228H241ZM89 228H90V226H89ZM165 228H166V227H165ZM174 228H176V227H174ZM177 228H176V230H177ZM184 228H186V227H184ZM202 228H203V227H202ZM214 228L212 227V229H214ZM233 228L231 229V231H229L230 229H228V230H227L228 233L232 232V231H233ZM236 228H237V227H236ZM252 228H254L257 232L260 231L259 234L262 232L263 235L261 234V236H260V235L256 232V233L258 234V235H257V234L254 232L255 230H252ZM93 229H94V228H93ZM111 229H112V228H111ZM159 229H160V228H159ZM166 229H169V228H166ZM192 229H193V228H192ZM192 229L190 230L191 232H190V231H189V233L187 232L188 235H185V234L182 232V233L185 235V237L187 236V239H188V236H189V235L191 236V233L194 235V232H192V231H193ZM226 229H227V228H226ZM234 229H235V228H234ZM262 229H263V227H262ZM15 230H14V231H15ZM55 230H57V229L55 228ZM171 230H172V229H171ZM188 230H187V231H188ZM201 230H202V229H201ZM203 230H204V229H203ZM203 230H202V231H203ZM205 230H206V228H205ZM236 230H237V229H235V231H236ZM242 230H241V232H242ZM90 231H91V230H90ZM169 231H170V230H169ZM174 231H175V230H174ZM185 231H186V229H185ZM185 231H184V232H185ZM209 231H210V230L208 229L207 235H209ZM215 231H216V230L214 229V230L212 231V233L215 232ZM218 231H219V230H218ZM218 231H217V232H218ZM223 231H224V230H223ZM223 231L218 232L217 235H220V236H221L222 234H219V233H221V232H223ZM235 231H234V232H235ZM19 232H18V233H19ZM165 232H166V231H165ZM176 232H177V231H176ZM176 232H175V233H176ZM178 232H180V231L178 230ZM205 232H206V231H205ZM238 232L240 233V229H239ZM253 232H254V235L256 234V236L253 235ZM4 233H1V234H4ZM8 233L10 234V236H9ZM14 233H15V232H14ZM20 233H19V234H20ZM139 233H140V234H139ZM154 233H155V232H154ZM160 233H161V232H160ZM163 233H164V232H163ZM169 233H170V232H169ZM171 233H172V232H171ZM197 233H198V234H197ZM197 233H195V234H197V236H198V235L200 236L199 232H197ZM210 233H211V231H210ZM215 233H216V232H215ZM223 233H224V232H223ZM228 233H225L224 235H222V237H220L221 240L224 239L222 242H225V241H226L225 238H223V236H227ZM232 233H233V232H232ZM239 233H238V236H239ZM16 234H17V233H15V235H16ZM21 234H22V233H21ZM21 234H20V235H21ZM23 234H24V233H23ZM23 234H22V235H23ZM25 234H24V236H25ZM142 234H141V235H142ZM145 234H147V235L145 236ZM166 234H167V233H166ZM166 234H164V235H166ZM172 234H173L174 237H175V235H176V234H179V233H176V234L172 233ZM172 234H171V236H172ZM203 234H204V233H203ZM203 234L201 233V235L203 236L201 239H204V237L207 236V235L205 236V234H204V235H203ZM226 234H227V235H226ZM234 234H235V233H234ZM240 234H241L240 236L243 237V235H244L245 233L243 232V233H240ZM242 234H243V235H242ZM15 235H14V236H15ZM20 235H17V236H20ZM22 235H21V236H22ZM112 235H113V234H112ZM121 235H120V236H121ZM141 235H140V236H141ZM160 235H162V234H160ZM179 235H180V234H179ZM181 235H182V234H181ZM193 235H192V236H193ZM213 235H215V234L213 233ZM213 235H212V236H213ZM7 236H6V237H7ZM115 236H116V235H115ZM150 236L153 237V239L156 237L155 235H154L155 237L152 236V235H150ZM162 236H163V235H162ZM176 236H177V235H176ZM182 236H183V235H182ZM182 236H181V237H182ZM192 236H191V237H192ZM209 236H211V235H209ZM215 236H216V235H215ZM229 236H231V237H228L229 239L234 237L233 234H229ZM235 236H237V233L235 234ZM259 236H260V237H259ZM262 236H263V237H262ZM25 237H26V236H25ZM111 237H112V236H111ZM111 237H110V239H111ZM117 237H118V235H117ZM121 237H122V236H121ZM126 237H127V236H126ZM126 237H125V238H126ZM143 237H141V238L143 239ZM158 237H160V236H158ZM158 237H157V238H158ZM172 237H173V236H172ZM172 237H171V238H172ZM174 237H173V239H175L174 241H176V238H177V237H176V238H174ZM181 237L179 236V240H180ZM185 237H184V238H185ZM191 237H190L189 240H188L189 242H187V240L184 239V238H183V239H184L183 241L186 240V242L189 244V243H190V240L193 239V237H192V239H191ZM200 237H201V236H200ZM18 238H19V237H17V239H18ZM22 238H23V237H21L20 239H22ZM113 238H115V237H113ZM141 238H140V239H141ZM163 238H164V237H163ZM167 238H168V236H167ZM167 238H164V239H167ZM196 238L198 239L199 237H195V239H193V240L195 241ZM220 238L218 239V238H214V237H212L210 240H208L209 238H207L208 241H212V240H214V242L217 241V244H218V245H217L216 248H213V246H212L210 243L206 244V245H207V246H206L205 243H204V241L206 242L207 240H206V238H205L204 241L202 242V243L204 244V245H203V248L201 247V246H202V243H201V246H200L201 249L199 248L200 250H199V251L196 250V252H195V248H194L195 246L192 245V244L194 243L193 240H192L193 243H192V244L190 243V244L192 245V246L190 245V248H189V246L187 245V243L184 242V243H186V246H185V247H188V249H190V250H189L190 252H191V248L194 246L193 249H192V251H194L195 253H188V249H187V251L184 249V250L188 253V254L186 255L185 251L181 248V249L184 251V254H185V255L181 256V255H180V252L182 253V250H180V248H179V249H177V250H179L180 252H177V250H176V252H177V254H179V256H181L183 259H182L181 257H180V258L182 259V261L180 260L179 257H178L179 259H178L177 257H176V259H178V260L181 261L179 264H244V262H248L247 259H249V258H247V257H248V256H247V257H245V260H246V261H243V260H244V255H246V254L249 255L248 253H250V255H251V254L254 255V256L252 257L253 261H254V260H256V261H259V260H260L259 255H260L261 251H260V253H258L259 260L256 259V258H258V257L255 256V253H257V252H259V250H261L260 247L264 248V247H263V243H264V241H262V243L260 242V240L258 241V242L261 243V244H259V245H262V246L259 247V246H258V242L255 240L257 243H256V242L253 243V241H254V240H253L251 243H249V245L252 244V245H251L252 247H250L249 245L244 246V245H246V244H242V246H241V243H243V240H241V239H239V238H236V240L234 239V242L232 241L233 243L230 242L231 239L229 240V239L227 238L228 241H229V242H228V241H227V242L233 244V245H231L232 247H228L229 244H228L227 242H226L227 244L224 243V244H226V245H224V244L222 245V243H221V241H220ZM234 238H235V237H234ZM17 239H16V241H15L14 243H17ZM29 239H30V237H29ZM56 239H57V238H56ZM116 239H117V238H116ZM134 239H135V238H134ZM134 239H133V240H130V241H132V244H133V245H134V243H136V242L133 243ZM140 239H138V244L136 243V245H138V246L140 245V244H139V240H140ZM151 239H152V238H151ZM159 239H160V241H161L162 237L159 238ZM159 239H158V240H159ZM164 239H163V241H165ZM173 239H172V240H173ZM177 239H178V238H177ZM199 239H200V238H199ZM201 239H200V240H201ZM215 239H217V240H215ZM5 240H4V241H5ZM13 240H15V239H13ZM30 240H31V239H30ZM128 240H129V239H128ZM146 240H147V239H146ZM146 240H145V241H146ZM158 240H157V241H158ZM181 240H182V239H181ZM218 240H219V241H218ZM237 240H238V241H237ZM240 240H241V243H240V245H238L239 242H240ZM245 240H246V239H245ZM261 240H264V238L261 239ZM1 241H0V244H2V243L4 242V241H2V242H1ZM9 241H11V240H9ZM18 241H19V240H18ZM24 241H25V240H24ZM26 241H28V240H26ZM114 241H116V240H114ZM135 241H136V240H135ZM174 241H172V243H171V241H170L171 245H173V246H174V244H175ZM196 241H197V240H196ZM7 242H8V241H7ZM29 242H30V241H29ZM29 242L24 243L23 246L29 245L27 248H28V249H31L32 247H30V246H32V245L28 244ZM150 242H151V241H150ZM150 242L148 241L149 244H148V243H147V244H148L149 246L147 245V247L144 248L145 250H147V251H146V254H147L148 256H151V255H152V253H151V255H150V252H151L152 250L150 251L148 248L154 247L153 244H154L155 247H156V244H157L156 241L154 240L153 242H151V244H152V246H151ZM158 242H159V241H158ZM166 242H168V241L166 240ZM219 242H220L221 246H219ZM237 242H238V243H237ZM9 243H10V242H9ZM14 243H12V244H8L10 247H12L11 249H13V246H12V245H13ZM19 243H20V241L18 242V244H19ZM22 243H23V242H22ZM119 243H120V242H119ZM143 243H145V242L143 241ZM155 243H156V244H155ZM160 243H161V242H160ZM160 243H159V244H160ZM163 243H164V242H163ZM184 243L180 244V246L182 245L181 247H184V246H183V245H185ZM199 243H200V242H199ZM234 243H235V244H234ZM236 243H237V244H236ZM6 244H7V243L5 242V245H6ZM161 244H162V243H161ZM167 244L169 245V243H166V245H167ZM176 244L178 245V243H176ZM176 244H175V245H176ZM195 244H197V243H195ZM254 244H256V246H258V248L255 247ZM15 245H16V244H14V246H15ZM20 245H21V246L18 245L19 247L17 246L18 249H19L20 247L23 248V246H22L21 243H20ZM157 245H158V244H157ZM166 245H163L162 248L165 247ZM209 245H211L212 247L209 246ZM234 245L236 246V248L234 247ZM2 246H3V245H2ZM141 246H142V245H141ZM159 246H160V245H159ZM159 246H158V247H159ZM198 246H199V244H198L196 247H198ZM218 246H219V248H218ZM229 246H230V245H229ZM253 246H254V247H253ZM139 247H140V246H139ZM143 247H144V246H143ZM143 247H142V248H143ZM158 247H157V248H158ZM168 247H169V246H168ZM185 247H184V248H185ZM214 247H215V246H214ZM233 247H234V248H233ZM244 247H247V248H244ZM14 248H15L16 250L14 249V251H12L13 254H14V252H17V248H16V247H14ZM162 248H160L161 251H163ZM165 248H167V247H165ZM173 248H175V247H173ZM173 248H172V249H173ZM177 248H178V247H177ZM248 248H251V249L248 250ZM254 248H257L258 251H256V249L254 250ZM1 249L3 250V249H6V248H2V247H1V248H0V252H1ZM9 249H10V248L8 247V250H9ZM11 249H10V250H11ZM136 249H138V248H136ZM152 249H154V248H152ZM155 249H156V248H155ZM160 249H159V250H160ZM196 249H197V248H196ZM6 250H7V249H6ZM8 250H7V251H8ZM10 250H9V251H10ZM20 250H21V248H20ZM24 250H25V249H24ZM24 250H23V251H24ZM26 250H27V249H26ZM26 250H25V251H26ZM141 250H142V249L140 248V251H141ZM154 251H155V250H154ZM170 251H172V250L170 249ZM173 251H174V250H173ZM173 251H172V252H173ZM246 251H248V253H246ZM250 251H252V252H250ZM263 251H264V249H263ZM26 252L30 253L29 250L26 251ZM26 252H25V253L23 252V253L26 254ZM144 252H145V251H144ZM144 252L142 251L143 254H144ZM157 252H159V251L156 250V254H157ZM163 252H164V251H163ZM163 252H159V253L161 254V253H163ZM167 252H168V251H167V249H166V252H165V253H167ZM253 252H255V253H253ZM1 253H2V252H1ZM18 253H19V252H18ZM28 253H27V255H28ZM66 253H67V254H66ZM168 253H169V252H168ZM9 254H11V251H10ZM13 254H12V255H13ZM20 254H21V255H20ZM24 254H23V255H24ZM32 254H30L31 257H34V256H32ZM137 254H138V253H137ZM140 254H141V253H140ZM153 254H155V253L153 252ZM175 254H176V253H174V255H175ZM1 255H3V253H2ZM17 255H18L19 258H22L21 260H23L24 262H26L27 259L31 258V257L28 256L29 258L26 257L27 259L24 260V259H25V258L23 259L24 256L21 257V256H22V253H21V252H20L19 254H17ZM17 255H16V256H17ZM19 255H20V256H19ZM27 255H26V256H27ZM147 255H146V256L144 255V256L147 257ZM170 255H171V254H170ZM256 255H257V254H256ZM4 256H5V255H4ZM13 256H14V255H13ZM13 256H12V257H13ZM155 256H157V255H154V256H153V259L155 258ZM162 256H163V255H162ZM166 256H168V254H167ZM171 256H172V255H171ZM5 257H9V256L6 255ZM10 257H11V256H10ZM18 257H16V258H18ZM157 257H158V258H161V257H159V256H157ZM157 257H156V258H157ZM163 257H165V256H163ZM169 257H170V256H169ZM254 257H256V258L254 259ZM261 257L263 258L262 253H261ZM0 258H2V257H0ZM14 258H15V257H14ZM14 258H13V260H14ZM16 258H15V260H16L15 263H18V260H19V259L17 260ZM139 258H141V257H139ZM148 258H149V257H148ZM166 258H167V257H166ZM166 258H165V259H166ZM171 258H172V257H171ZM246 258H247V259H246ZM11 259H12V258H11ZM32 259H31V260H32ZM150 259H151V258H150ZM172 259H173V258H172ZM1 260H2V259H1ZM1 260H0V262H1ZM3 260H5V258H3ZM7 260L9 261V259H7ZM31 260H30V262H31ZM154 260H155V259H154ZM156 260H157V259H156ZM168 260H169V258H168ZM250 260H251V258L249 259L248 264H251V263L253 262V261H250ZM161 261H162V260H161ZM164 261H166V260H164ZM4 262H5V261H4ZM49 262H48V263H49ZM159 262H160V261H159ZM159 262H158V263H159ZM167 262H168V261H167ZM170 262H172V261H170ZM261 262H262V261H261ZM261 262H259V263H261ZM1 263L4 264L3 261H2ZM1 263H0V264H1ZM6 263H7V262H6ZM6 263H5V264H6ZM9 263H10V262H9ZM28 263H29V262H28ZM46 263H47V262H46ZM48 263H47V264H48ZM176 263H178V261H177ZM253 263H254V262H253ZM10 264H11V263H10ZM18 264H20V263H18ZM22 264H23V263H22ZM29 264H30V263H29ZM31 264H32V263H31ZM149 264H153V263H149ZM154 264H155V263H154ZM159 264H160V263H159ZM163 264H164V263H163ZM168 264H169V263H168ZM174 264H175V260H174ZM245 264H247V263H245ZM257 264H258V263H257ZM261 264H262V263H261Z\"/></svg>","mask_w":264,"mask_h":264}]
</instances>
